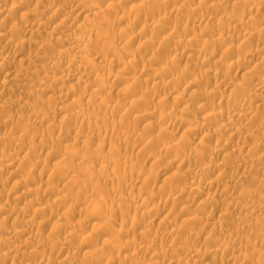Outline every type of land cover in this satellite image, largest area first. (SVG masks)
Returning <instances> with one entry per match:
<instances>
[{
  "label": "rangeland",
  "instance_id": "374dc122",
  "mask_svg": "<svg viewBox=\"0 0 264 264\" xmlns=\"http://www.w3.org/2000/svg\"><path fill=\"white\" fill-rule=\"evenodd\" d=\"M15 1H18V0H0V3L1 4H4L5 5V3H8V4H6L5 6H6V11H8L7 10V8H9L10 9V7L12 6V2H15ZM20 1V0H19ZM44 2H42V4H41V2H40V4H38L39 3V1H36V0H32V1H29V2H26L25 4L23 3L22 4V8L21 7H19V11L18 10H12L11 12L13 13H11L12 15H13V17H11L12 15L11 14H9L8 16L10 17H6V13H0V24H1V26H0V32H3V33H6V34H8L9 36H11L10 38L12 39V41H13V39L14 38H16L14 41H17V40H19V41H23L22 43H24V44H22L21 43V45L19 44L18 45V47H16V50H15V47L14 46H12L11 44H4L3 42H1L0 43V63L2 64V66L0 65V117H1V119H0V158H3V157H8V155H10V153H11V155L10 156H12V154L15 152V154H14V157H15V155L17 156L16 157V159H18V156H20V160L18 161V160H16L17 161V163H16V161H13L12 163H10V164H8V170L6 169V167L7 166H5V165H3L4 167H5V169H4V171H2L3 170V166L2 165H0V168H2V169H0L2 172H0V179H2V180H0V238H1V240H0V246H1V242L2 243H4V244H7V247H6V245H2V247H0L1 249H0V261H3V262H1L0 264H55V263H52V262H54L55 260V262H59V260L64 264V262H66V264H88V263H90V264H92V262H93V264H101V262H102V264H112V263H116V264H118L121 260V262H120V264H122L123 263V261L124 262H126L127 261V263L128 264H136V259H140V261H137V264L139 263H141V260L143 261L144 260V263L143 264H148L149 262V259H148V255L146 256V255H144L145 253H142L141 252V254H140V251H137V252H139V253H135V254H132V251H133V253L134 252H136L135 251V249L133 250V249H131V248H125V249H127L126 251H128V252H126V251H124L125 253H124V255H123V253L122 252H120L119 250H118V248H117V252H116V250L114 251H109V250H112V249H114V247L113 248H111L112 246H109V245H106V243H104V242H106V240H107V238H109L110 239V241L112 240L113 242H119L120 240H121V244L123 245L124 244V242L125 241H127L128 239V242H130V241H132L133 239H135V240H137L138 239V241L139 242H142L141 240H143V242L145 241V240H147L148 239V244H147V242L146 243H143L144 245H147V246H152V245H154L153 244V242L154 243H156L155 244V246H153V248H156L161 242L160 241H162V243L158 246L159 247V249L160 250H162L161 248H163L164 250H165V252L163 251V256L161 255V257L163 258L164 257V261H165V263L166 264H179V260H180V262H186V261H188V260H193V261H196L195 263H193V264H197V262H198V264H206V262H207V264H210L212 261H211V259L214 257V261H216L215 263H214V261H213V263H211V264H242V263H244V264H253V262L251 263L250 261L253 259H255L254 260V264H259V262L262 264H264V246L261 244V241L262 242H264L263 240H264V238L262 239V236H264V232H262V230L264 231V229H262V228H264V218H262V217H264V210L262 209V208H264V205H263V202H264V200H261L260 198H262V196L261 195H263L264 196V90L263 91H261L262 93L260 94V92H257V94H256V92H254V89L256 88V86H255V84H256V82L254 81V79H252V82H251V76H252V78H254V76H255V72L256 71H258L259 72V77H262V78H264L263 76H264V71L262 70V68L263 67H261V65H263L264 64V60H263V56H264V48H262L261 49V47H263L264 46V43H263V41H264V0H256V1H252V0H249V1H251L253 4H255V2H256V4H257V2H258V4L256 5H253L252 3V5L250 4V3H247L248 2V0H246L245 1V3H243V5L241 4L242 2H243V0H205V3H203L202 2V0H170V2H169V0H168V2H169V4H166V3H168V2H166L165 3V1L166 0H164V2H162L163 0H159L160 1V3L158 2V0L156 1V2H158V4H155L154 3V5H160L161 4V2H162V4L163 3H165L166 5H167V7H168V9H167V7H166V5L165 4H161L162 6H164L165 5V7H166V11H168V12H166V11H164L163 9H159L160 7H162L161 5H160V7L159 8H157V7H155V6H153V4L152 3H150L145 9H144V12H142L141 11V13L139 14H137V12L135 11H133V14H132V11L130 10V8L132 9L133 8V5L136 3L137 4V2L138 3H141V1L142 0H129L130 1V3H129V1L127 0H105V3L104 4H102L103 2H104V0H94V2L93 1H91V0H87L89 3H90V6H89V3L86 1V0H81V1H85L86 2V4H87V7L88 8H95L94 7V3H95V1L97 2H99V3H101V4H99V3H95V6L97 5V6H99L100 5V7H98V8H102V6H103V8L102 9H99V12H100V10H102L100 13H101V17H96V19H99L100 20V18H102V16H103V19H101V20H103V25L101 26L100 24H102V23H100L99 24V21H96V19L95 18H90V17H88V19L87 18H85V17H78V13L77 12H75V10L74 9H76V3H74V1L73 0H70V4H73V6H71L69 3H68V0H58V1H56V0H43ZM71 1H73V3L71 2ZM78 1V0H77ZM80 1V0H79ZM102 1V2H101ZM115 1H117V2H115ZM120 3H119V2ZM123 1V2H122ZM145 0H143L142 2L143 3H146V1L144 2ZM201 3H200V2ZM209 1V2H208ZM263 1V2H262ZM32 2V3H31ZM38 2V3H37ZM46 2H50V5H52V6H47V5H49L48 3H46ZM55 2V3H54ZM67 2V3H66ZM75 2H76V0H75ZM107 2V3H106ZM109 2V3H108ZM111 2H115V3H112V5L110 6V3ZM135 2V3H134ZM172 2H174V4L172 3ZM206 2H208V3H206ZM219 4H218V3ZM259 2H262V3H259ZM38 4V5H36V4ZM53 3V4H52ZM116 3H119V4H117V7L115 6L116 5ZM199 3V4H198ZM210 3H214L215 5H216V3L218 4L217 6H219V7H217V8H223V9H219L220 11H223L222 12V14H219V13H221L220 11H218L217 9L215 10V9H213L214 7L216 8V6H214V4L212 5V4H210ZM238 3V4H237ZM65 4V5H64ZM99 4V5H98ZM108 4V5H107ZM115 4V5H114ZM120 4H122V5H120ZM133 4V5H132ZM135 4V5H136ZM171 4V5H170ZM181 4H185V6H187V9L189 8V9H191V7L192 8H197V7H199L200 5V7H202V4H204V6L206 5V6H208V7H202V8H205L204 9V11H203V9H202V11H203V13H201L202 15H204L205 14V16H204V19L203 20H201L199 17H197L196 18V21H191V19H189V22H188V20H187V18H186V16H187V14H186V16H185V19L187 20H185L184 18H183V14L185 15V13H187L186 11H184V13L183 14H180V16H179V14H176V15H174V13H173V16L171 17L170 16V18L173 20H171V19H169L171 22H168L167 23V28H166V26H164V28H166L165 30H167V33H166V31L165 32H163L161 35L163 36L164 35V37H162V36H157V33H149V34H151V35H149V34H147L148 32L147 31H144L145 30V27L147 26V25H149V23L151 24L152 22H153V19H152V17L154 18V20H156V18L158 19L162 14L163 15H170L169 13H171V9H172V11H174V9L176 10V7L177 6H179V8L178 9H182L183 7H184V5H182L181 7H180V5ZM198 4V5H197ZM240 4V5H239ZM246 4V5H245ZM248 4V5H247ZM8 5V6H7ZM44 7H43V6ZM46 5V6H45ZM61 5H62V7H61ZM64 5V6H63ZM93 5V7H91ZM102 5V6H101ZM119 5V6H118ZM151 5V6H150ZM168 5H170V8H169V6ZM172 5H175V6H172ZM191 6V7H188V6ZM194 5V6H193ZM242 5V6H241ZM41 6V7H40ZM107 6L109 7H112V6H115L114 7V10L115 9H119V11L121 12V13H117V15H115V14H113V13H115V12H113L114 10H112L113 8H107ZM153 6V7H152ZM214 6V7H213ZM221 6V7H220ZM244 6V7H243ZM259 6V7H258ZM52 7V8H51ZM106 7V8H105ZM119 7V8H118ZM154 9V11H152L153 9ZM165 7H162V8H165ZM174 9H173V8ZM212 7V8H211ZM251 7V8H250ZM34 9V11H35V14H33L34 13V11H33V13H31V9ZM35 8H36V10H35ZM42 8L44 9L43 11H45V13L44 12H42ZM60 8V9H59ZM63 8V9H62ZM72 8V9H71ZM97 7H96V9H98ZM184 8H186V7H184ZM209 8H211L212 9V11H211V9L210 10H208ZM22 9V10H21ZM26 9V10H25ZM47 9H50V10H46ZM68 9V10H67ZM125 9V11L124 12H131V15L133 16H131V15H129V19H127V20H129V21H127V20H125V22H124V20H121L120 19V17L122 16V10H124ZM150 9H151V11H150ZM157 9V14H156V12H155V10ZM186 9V10H187ZM41 10V11H40ZM149 10V14L148 13H146L147 11ZM208 10V11H207ZM215 10V11H214ZM225 10V11H224ZM26 12V14H27V16H24L25 15V13L24 12ZM28 11V12H27ZM52 11V12H51ZM56 11V12H55ZM65 12V14H64V12ZM70 11V12H69ZM74 11V12H73ZM106 11V12H105ZM111 12L112 11V13H110V14H108L109 12ZM116 11V10H115ZM118 11V10H117ZM116 11V12H117ZM118 11V12H119ZM158 11H163L162 13L160 12H158ZM212 12V13H209V12ZM216 11H218V13H215ZM31 14H30V13ZM40 12H42V14L40 13ZM46 12H48V13H46ZM54 12L56 13L55 15H54ZM59 12H60V14H59ZM67 12V13H66ZM75 14V16H74V14ZM154 13L155 12V14H150V13ZM165 12V13H164ZM225 12V13H224ZM229 12V13H228ZM10 13V12H9ZM24 13V14H23ZM38 13H39V16L37 17V15H38ZM53 13V14H52ZM68 13H72V15L74 16V18H73V16L72 15H70V14H68ZM167 13V14H166ZM226 15H228V16H230L231 14L230 13H232V15H234L233 13H235L236 14V16L237 15H241L242 16V20H241V23L243 24L244 22L243 21H245L246 23H244V26L240 23V25H242V26H239L238 27V25L239 24H232V23H229V21H226V18L228 17V16H225L224 14ZM7 14H8V12H7ZM23 14V15H22ZM29 14H30V16H29ZM37 14V15H36ZM42 16H41V15ZM51 14H52V16H51ZM103 14H105V16L103 15ZM136 16H135V15ZM142 14V15H141ZM206 14L209 16V17H207L206 16ZM211 14V15H210ZM215 14V15H214ZM216 14H218L217 16H216ZM60 15V16H59ZM67 15H68V17H67ZM70 15V16H69ZM76 15H77V17H76ZM141 15V16H140ZM149 15H151L150 17H149ZM160 15V16H159ZM172 15V14H171ZM221 15V16H220ZM244 15V16H243ZM14 16H15V18H14ZM23 18H22V17ZM35 16V17H34ZM49 16V17H48ZM64 16L67 18V19H65L64 18ZM72 16V17H71ZM116 16H119V17H116ZM130 16H131V18H130ZM135 16V17H134ZM144 16V17H143ZM176 16V17H175ZM222 16H223V18H222ZM225 16V17H224ZM6 17V18H5ZM25 17V18H24ZM26 17H27V19H26ZM41 17V18H40ZM116 17V19L117 20H113V18H115ZM141 18V19H138V18ZM148 17V19H146ZM169 17V16H168ZM180 19H179V18ZM205 17H207L206 19H208V20H206L205 19ZM212 17H213V20H212ZM215 17V18H214ZM220 17V18H219ZM3 18L4 19H9L10 20V24H12V25H6V26H4L5 24H2V23H4V21L5 20H3ZM28 18H29V20H30V22L28 21ZM34 18H36V19H34ZM37 18H39V19H37ZM75 18H80L81 20H75ZM92 19V20H90V19ZM110 18H111V22H110ZM133 18H134V20H133ZM145 18V19H144ZM183 20H182V19ZM225 18V19H224ZM240 18V17H239ZM243 18H244V20H243ZM12 19V20H11ZM24 19V20H23ZM94 19H95V22L94 23H96V24H94L93 23V21H94ZM105 19L107 20V21H105ZM118 19H120V20H118ZM200 19V20H199ZM210 19V20H209ZM250 19V20H249ZM3 20V21H2ZM27 20V21H26ZM34 20V21H33ZM70 20V21H69ZM73 20H75L76 22H77V24H82L83 22H84V26H85V22H86V24L88 25V27H89V29H90V21H92V25H95L94 27L96 28V27H104V28H106V30L104 29V28H100L101 30H104V31H101L100 33H103V36L105 37L106 36V32H107V35L108 36H106L105 38L104 37H101V35H100V39H98L99 37H94L92 40H93V42H92V40H91V44L92 45H90V47H93V46H95V45H93V43L94 44H96L97 42H101V44L100 43H97V45L99 46H96L97 48H99V49H96V48H90L89 46H88V48H86L85 50L86 51H84L86 54L87 53H91L92 52V54L95 52V56L98 54V51H100V53H99V55H97L96 57H94V55H93V58L92 59H97L98 61L100 60V58H102V60H100V62H102V63H104V61H106V59H108L109 60V62H107V64H106V62L104 63L106 66H105V68H104V66L103 65H101V66H103V69H101L102 67L99 65V63H98V61L97 60H95V61H97L95 64L93 63V65H94V67H93V65H92V67L91 66H89V67H91V68H94V69H92L91 70V68L89 69V68H87V71H90L91 70V72H95V70H96V72H97V70H98V68L99 67H101V68H99V70H98V72L97 73H99V71H101L99 74H102V72H103V74L104 75H102V78H104L105 77V79H107L111 74L113 75V73H114V75H115V72L116 71H118V72H116V74L117 73H119V70L120 69H122L121 67H119V66H121V65H117V64H113L112 63V60L114 59H112L111 57H112V55H110V51H108V49H105V48H109V46L108 45H111V43H110V40H113V38H114V40H113V42H115L116 44H118V42L120 41V39H119V41H118V39H116L117 38V36H116V34L118 35V37H119V35H121V34H118V33H120L121 32V28L122 29H124L125 31L124 32H121V33H123L122 34V36L121 37H124V39H121V40H125V41H127V38H128V40H129V43H126V45H127V47L128 48H130V49H127V47H126V50H128V52H129V50H131L129 53H128V57H129V54L130 53H132V50L134 51V55H132V56H130L128 59H130V60H134V59H136V61H137V64H136V67H137V69H135V70H137V71H135L134 70V68L135 67H132V68H130V67H126L127 68V70L129 71L130 69L132 70V71H135L136 73H135V75H137V77H139V78H141L143 81L141 82V81H139L138 83H139V85H137L138 83H137V81H136V83H135V89H134V93L133 94H135V98L137 97V95L139 94V95H142V93H143V95L142 96H139L138 95V97L140 98V99H143L145 102H143L142 100L139 102V103H137L136 104V107H135V105L134 106H132L133 104H131V102L134 100L133 98H134V96H132V97H127V98H125V96H123L124 98H122V94H119L120 92H119V88H120V84H121V79L119 78L118 79V77H116V76H114V77H116V78H113V77H109V80H105V79H102V78H100V79H98V78H96V79H98V81L100 80V82L98 83L96 80H95V78H93V77H89V78H91V79H87L86 81H82V79H80V78H77V68L76 67H72V69H73V71L71 72V73H73L74 74V76H76V77H74L73 76V74H71L69 71H71V69L70 68H67V67H69L68 66V61H69V58H71V56H67V59L65 58V55H62L63 53H61V51L62 50H65V49H62V48H72L73 46H74V43H72L71 41H68V39L67 40H64L63 41V36L62 35H58V34H56L57 32L54 30V29H56L59 25L61 26V28L63 27H65L66 25H68V27H71L72 26V24L70 25V23H74L73 22ZM83 20V21H82ZM151 20V21H150ZM197 20H199V21H197ZM212 20V21H211ZM215 20V21H214ZM221 20V21H220ZM26 21V22H25ZM43 23H42V22ZM89 21V22H88ZM120 21V22H119ZM123 21V22H122ZM127 21V22H126ZM137 21H138V23H137ZM145 21V22H144ZM182 21V22H181ZM205 21H206V23H205ZM211 21V22H210ZM223 21L225 22L226 21V23L228 22V24H226V23H224V25L226 24V26H224L223 25ZM249 21H250V23H249ZM12 22V23H11ZM15 22V23H14ZM36 22V23H35ZM61 22H62V24H61ZM67 22V23H66ZM79 22V23H78ZM88 22V23H87ZM98 22V23H97ZM107 22V23H106ZM110 24H112V25H109V23ZM134 22V23H133ZM136 22V23H135ZM188 22V25L186 24ZM191 22V23H190ZM193 22V23H192ZM200 22H201V24H200ZM217 23V24H211V23ZM222 22V23H221ZM13 23H14V26H16L17 27V24H18V29L16 28V27H14L13 26ZM25 25H27V26H29V27H31V26H35V25H37V24H39L38 26H35V29H36V31L34 32V33H31V32H29V31H24V30H21L20 28H19V26H21V25H23V24ZM29 23V24H28ZM119 23V24H118ZM139 23H140V25H139ZM177 23H179V24H177ZM182 25H181V24ZM190 23V24H189ZM196 23H197V26H195L196 25ZM210 23V24H209ZM219 23H221V28H223V27H226V28H223L222 29V31H224V32H220V31H214L215 29L213 28V26H215V25H218ZM249 23V24H248ZM33 24V25H32ZM98 24V25H97ZM124 24V25H123ZM142 24V25H141ZM168 24H170V25H168ZM187 25V27H186V25ZM194 24V25H193ZM200 24V25H199ZM230 24H232V25H230ZM257 25V28H259V30H257V28H255L256 26H254V25ZM53 25V26H52ZM58 25V26H57ZM64 25V26H63ZM97 25V26H96ZM115 25V26H114ZM119 25V26H118ZM139 25V26H138ZM164 25H166V23L164 24ZM177 25H179V26H177ZM193 26V28H192V26ZM203 25H204V27H203ZM210 25H212V28H208ZM245 25H247V26H245ZM248 25H250V27L248 26ZM251 25H252V27H251ZM3 26V27H2ZM9 26H10V28H9ZM13 26V27H12ZM33 26V27H34ZM52 26V27H51ZM57 26V27H56ZM60 26L58 27V28H60ZM113 26H114V28H113ZM136 26H138V27H136ZM175 26H177V27H179L180 29H182L183 28V31H180L181 33H182V36H181V33L180 32H178V34H180L179 36H177V39H175L176 38V36L175 35H171V34H176V35H178L177 33H172V31L171 30H173L172 28H174ZM185 26V27H184ZM191 26V27H190ZM227 26H231L230 28L229 27H227ZM55 27V28H54ZM67 26H66V28H68ZM124 27V28H123ZM127 27H129V28H127ZM190 27V28H189ZM195 27V28H194ZM203 27V28H202ZM211 27V26H210ZM233 27V28H232ZM235 27H237V28H235ZM254 27V29H255V31H258V32H255V31H253L252 32V30L250 31V33H249V35H248V39L247 38H245L244 40L245 41H243V39L241 40L240 38H239V34H237V33H234V31H236L235 29H237V32H239L238 30H241V32L243 33V30L244 29H246V31H245V33L246 32H248L249 30H250V28L252 29ZM260 27H262V28H260ZM14 28V29H13ZM16 28V29H15ZM92 28H93V26H91V30H92ZM113 28V29H112ZM141 28H143V30L141 29ZM169 28V29H168ZM171 28V29H170ZM185 28V29H184ZM187 28V29H186ZM197 28V29H196ZM200 28H201V30H200ZM229 28V29H228ZM235 28V29H234ZM248 28H249V30H248ZM11 29H12V31H11ZM88 29V28H87ZM86 29V26H85V31L87 30ZM204 29H206V30H204ZM211 29V30H210ZM224 29H226V30H224ZM227 29L228 30H232L230 33L227 31ZM234 29V30H233ZM184 30H185V34L187 33V31H188V33H190V34H184ZM248 30V31H247ZM260 30H261V32H260ZM7 31H9V32H7ZM22 31V32H21ZM50 31V32H49ZM55 31V32H54ZM85 31L83 30V32L85 33ZM97 32L99 31V30H96ZM113 31H114V34H113ZM117 31V32H116ZM119 31V32H118ZM126 31H127V33H126ZM191 31V32H190ZM193 31V32H192ZM195 31L197 32V33H195ZM209 31V32H208ZM212 31V32H211ZM225 31H227L226 33H225ZM79 30H77V31H75V33H77V34H79L77 37H80L81 36V34L83 35L84 33H82V31H81V33L79 32ZM116 32V33H115ZM147 32V33H146ZM203 32V35H205V38L207 37V42L209 41V39H214V37L215 36H219L220 37V35L222 36V37H220V38H222V39H225L226 41H222L223 42V44H221L222 45V47L219 45V47H218V45H217V40H218V36L217 37H215V39L214 40H210L208 43H210V45H207V47H206V44H208V43H206L205 44V46L203 45V44H199L198 46L199 47H196L195 45L197 44H195L194 43V41L192 42V44H195L194 46L198 49V52H199V54L197 55L196 54V52H197V50L196 51H191V49L189 48V50L187 49V48H184L185 46H184V43H186V41L188 40V39H190V38H188V37H191V39H193L192 37H194L195 38V35H193L192 36V34H201ZM251 32H252V34H251ZM86 33H87V31H86ZM165 33V34H164ZM205 33V34H204ZM231 33H232V35H231ZM53 34H54V36H53ZM127 34H129V36H131L132 38H130ZM171 35V37L173 36H175L173 39H174V41L175 40H177L178 42H179V44H177L176 43V46H174L175 44V42L173 43V42H170L171 44H172V46H174V47H172V49H171V47H169V49H170V51H171V54L169 55V53H170V51L169 50H167V48H168V46H166V44L165 43H168L171 39L170 38H168V37H170L169 35ZM198 34V35H199ZM215 34V35H214ZM229 34V35H228ZM75 35V34H74ZM116 36V38H115V36ZM125 35V36H124ZM185 35V36H184ZM188 35V36H187ZM224 35H226V37H224ZM230 35L232 36V37H230ZM58 36H60V37H63L61 40L62 41H60L59 39V37ZM76 36V35H75ZM74 36V37H75ZM127 36V38H125ZM166 36H168V37H166ZM214 36V37H213ZM228 36V37H227ZM251 36V37H250ZM50 37H52V38H50ZM55 37L57 38H59V39H55ZM150 37H155V38H151L150 39ZM179 37V38H178ZM180 37H182V38H180ZM184 37V38H183ZM230 37V38H229ZM250 37V38H249ZM132 39V40H130V39ZM169 40H168V39ZM204 38V40H206ZM209 38V39H208ZM26 39V40H25ZM52 39V40H51ZM55 39V40H54ZM65 39V38H64ZM74 39H76L77 40V38L75 37ZM73 39V40H74ZM96 39V40H95ZM148 39H150V41L152 42H150V44L149 45H146L147 43H149L148 42ZM164 40V42L165 43H163V40ZM166 39L168 40V42L166 41ZM178 39H180V40H178ZM187 39V40H186ZM250 39V40H249ZM25 40V41H24ZM54 40V41H53ZM59 40V42H56V41H58ZM94 40L96 41V43L94 42ZM98 40H100V41H98ZM140 40V41H139ZM142 40L143 41H146V44H144L145 42H142ZM162 40V41H161ZM182 40V42H183V44L180 42ZM184 40H186V41H184ZM27 41V42H26ZM53 41V42H52ZM123 41H121V42H123ZM228 41V42H227ZM242 41V42H241ZM61 42H63V43H65V44H67V46L65 45V44H63V47H62V43ZM70 42V43H69ZM112 42V41H111ZM121 42H119L120 44H118V45H120V47L124 44V43H121ZM247 42H250V44L248 45L247 44ZM33 43V44H32ZM39 43V44H38ZM46 43V44H45ZM58 45H57V44ZM60 43V44H59ZM110 43V44H109ZM115 43H112L113 45L112 46H118V45H116ZM38 44V45H37ZM50 44V45H49ZM70 44H72V45H70ZM107 44V45H106ZM139 44H140V46H139ZM142 44H144V46L146 45V47H143L142 46ZM163 44H165V45H163ZM174 44V45H173ZM182 44V46H183V48L181 49V47H178V46H180ZM213 44V45H212ZM4 45V46H3ZM5 45H6V47H5ZM52 46L53 45V47H49L48 48V46ZM60 45V46H59ZM65 45V46H64ZM106 45V46H105ZM178 45V46H177ZM201 45H202V47H201ZM229 45V46H228ZM260 45V46H259ZM261 45H263V46H261ZM10 46V47H9ZM11 46H12V48H11ZM21 46V47H20ZM24 46H25V50H24ZM35 46V47H34ZM40 46V47H39ZM55 46V47H54ZM69 46V47H68ZM71 46V47H70ZM101 46V47H100ZM111 46V47H112ZM132 46V47H131ZM139 46V48H137ZM148 46V47H147ZM163 46H164V48H163ZM165 46L167 47L166 49H165ZM169 46H171L170 44H169ZM209 46V47H208ZM211 46V47H210ZM213 46V47H212ZM238 46V47H237ZM5 47V48H4ZM10 48L9 50H7L8 48ZM28 47V48H27ZM35 49H34V48ZM43 47V48H42ZM57 47V48H56ZM60 47V51L58 50V48ZM175 47H178V48H175ZM194 47V48H195ZM218 47V48H217ZM226 47V48H225ZM242 47H243V49H242ZM14 48V49H13ZM18 48H20V49H18ZM39 48H41V49H39ZM45 48V49H44ZM54 48V49H53ZM89 48H90V50H89ZM102 48V49H101ZM138 50H136V49ZM195 48V49H196ZM202 48V49H201ZM213 48V49H212ZM214 48H216V49H214ZM232 48V49H231ZM43 49H44V51H43ZM47 49V50H46ZM51 49V51H49ZM93 51H92V50ZM101 49V50H100ZM147 49V50H146ZM165 49V50H164ZM174 49V50H173ZM176 49H181L180 51L179 50H176ZM185 49V50H184ZM218 49V50H217ZM225 49V50H224ZM226 49H228L227 50V52H226ZM244 49H245V54H244ZM248 50V52H249V54L251 53V54H254V56H252V57H248V58H246V54H248V52H247V50ZM253 49V50H252ZM258 49H261V52H260V54H259V50ZM10 50H12L13 52H17V54L18 55H15V54H13V55H15L16 56V59H15V56L13 57V55L12 56H10L11 55V52H9ZM15 50V51H14ZM19 50H21V52L19 51ZM22 50L23 51H25V53L24 52H22ZM39 50H40V52L41 51H43V52H39ZM172 50H173V52L174 51H177V53L179 54V53H182V52H184V53H186L185 51H187L188 50V52H190L191 51V53L195 56V57H193L196 61H194L193 60V58H191V57H189L188 55H178V54H175V53H173L172 52ZM211 50V51H210ZM232 50H233V52H232ZM58 51V52H57ZM87 51H91V52H87ZM97 51V52H96ZM107 51V52H106ZM202 51V52H201ZM206 51V52H205ZM219 51V52H218ZM224 53H223V52ZM255 51V52H254ZM8 52L10 53V54H8ZM20 52V53H19ZM44 52H46L45 54H44ZM49 52H51V54L49 53ZM63 52V51H62ZM83 52V53H84ZM197 52V53H198ZM204 52V53H203ZM225 52H226V55H225ZM247 52V53H246ZM53 53H55L54 55H53ZM61 53V54H60ZM84 53V54H85ZM138 53V54H137ZM184 53H182V54H184ZM190 53V55L192 56V54ZM200 53H202L203 54V59L204 58H206L205 59V61H203V59H202V57H201V54ZM206 53V54H205ZM9 56H8V55ZM40 54V55H39ZM57 54L58 55H62V56H64L63 58L61 57V58H59V60L57 59L58 57H57ZM108 55V57H105V55ZM210 54H212V55H210ZM234 54V55H233ZM255 54H256V56H255ZM36 55V56H35ZM53 55V56H52ZM56 55V56H55ZM89 55V54H88ZM106 55V56H107ZM131 55V54H130ZM174 55V56H173ZM175 55H177V57L175 56ZM200 58V59H202V60H198L197 58V56ZM207 56V57H205V56ZM225 55V56H224ZM228 55H230V56H233V57H230V59L229 60H227L228 58H229V56ZM263 55V56H262ZM43 56V57H42ZM54 58H52V57ZM86 56V55H85ZM98 56H102V57H99V59H98ZM110 56V57H109ZM134 56V57H133ZM137 58H136V57ZM139 56V57H138ZM144 58H142V57ZM155 57V59H154V57ZM171 56H173L174 57V59H175V57L176 58H178V62H177V66L176 65H174V66H176L175 68H177V69H179V70H177L176 69V71L175 72H178V74H181V72L182 71H184V73L186 72V74H184V75H186V77L187 78H185L184 77V75H183V78L185 79V81H184V79L182 78L181 79V81L182 82H179V80H175L176 78L175 77H179L180 75H176L175 74V72H174V70H175V68H174V66H172L168 71L170 72V73H172V71L174 72V75H173V73L171 74V75H173L172 77H174V78H171V75H170V73L168 72V74H169V76H168V74L166 73V75L164 74V73H161V74H157L156 73V71H155V69L156 68H158V66H159V68L160 67H162L161 65H162V63L164 62L165 64H166V62H168V61H170L171 60ZM179 56H180V59H179ZM188 56V57H187ZM238 56H239V58H238ZM243 56V57H242ZM42 57V58H41ZM57 57V58H56ZM86 57H88V56H86ZM90 57V56H89ZM88 57V58H89ZM91 57H92V55H91ZM90 57V58H91ZM104 57V58H103ZM152 57H153V59H152ZM169 57H170V59H169ZM247 59V61L245 60V58ZM20 58H22V60L20 59ZM29 58H31L30 59V62H29ZM50 58H52L53 59V61L56 59L58 62H56V60H55V62L56 63H58V64H60L59 66H58V64L56 65V63L55 62H53V61H51L52 59H50ZM106 58V59H105ZM138 58H139V60H138ZM209 58V59H208ZM217 58H219V59H217ZM222 58V59H221ZM226 58V60H224L225 62H224V64L223 63H221V62H219V60H223V59H225ZM237 58V59H236ZM240 58H242V60L244 61H246V62H248V64H245L246 62L244 61H242V60H240ZM244 58V59H243ZM26 59V60H25ZM28 59V60H27ZM38 59V60H37ZM49 59H50V61H49ZM60 59H62L61 61H60ZM141 59H143V60H145L144 62H145V66H143L142 65V63H143V61L141 60ZM217 59V60H216ZM248 59H251L250 60V62L248 61ZM3 60V61H2ZM107 60V61H108ZM162 60V61H161ZM198 60V61H197ZM231 60V63L230 62H228V61H230ZM239 60V61H238ZM262 61V63H260V61ZM5 61H7V64H6V62ZM28 63H26V62ZM66 64H64L63 62ZM139 61H141V62H139ZM194 61V62H193ZM217 61V62H216ZM226 61L228 62V66H227V64H226ZM235 61L236 62H238L239 63V65L242 67V69H241V67H240V69H237V68H231V64H235L236 65V63H235ZM3 62V63H2ZM9 62V63H8ZM21 62V63H20ZM25 62V63H24ZM49 62H50V64H49ZM54 63V65H52L53 63ZM61 62H62V65H61ZM180 62V63H179ZM203 62V63H202ZM240 62H243V64L242 63H240ZM256 62H259L258 64L256 63ZM35 63V64H34ZM80 62H78V64H79ZM109 63V64H108ZM163 63V64H164ZM179 63V64H178ZM193 63H195V64H193ZM200 63V64H199ZM237 63V64H238ZM32 66H31V65ZM48 64V65H47ZM113 64V65H112ZM143 67H139L140 65ZM144 64V63H143ZM199 64V65H198ZM233 64V65H234ZM261 64V65H260ZM5 65V66H4ZM52 65V66H51ZM95 65H96V67H95ZM99 65V66H98ZM112 65V66H111ZM114 65H116V66H114ZM138 65V66H137ZM147 65V66H146ZM193 65H196L195 67L193 66ZM226 65V67H224V66ZM254 65H255V67H254ZM5 67V68H2V67ZM7 66V67H6ZM30 68H29V67ZM47 66H49V67H47ZM64 66V67H63ZM110 66H111V69H109L110 68ZM125 66V65H124ZM123 65H122V67H124ZM165 66V65H164ZM163 66V67H164ZM230 66V67H229ZM237 66V65H236ZM260 66V67H259ZM42 67V68H41ZM45 67V68H44ZM59 68V70H58V68ZM119 67V68H118ZM146 67V68H145ZM184 67H188V69L186 70V68H184ZM196 67H197V69H196ZM229 67V68H228ZM76 68V69H75ZM96 68V69H95ZM107 68H108V70H111L110 71V73L111 74H109V71L107 70ZM117 68V69H116ZM126 68H123V69H126ZM138 68L140 69V70H138ZM147 68H149V69H147ZM174 68V69H173ZM182 68H183V70H182ZM212 70L211 72L212 73H210L208 70ZM231 68V69H230ZM250 69V71L252 70V72H250L249 71V69ZM254 68H255V71H254ZM3 69V70H2ZM28 69V70H27ZM31 69H32V71H31ZM43 69H46V70H43ZM60 69H63V70H60ZM68 69V70H67ZM89 69V70H88ZM122 69V70H123ZM147 69V70H146ZM173 69V70H172ZM180 69L182 70L181 72H180ZM195 69V70H194ZM201 69V70H200ZM216 69V70H215ZM218 69V70H217ZM227 70V74H226V71L225 70ZM237 69V70H236ZM264 69V68H263ZM33 70H34V72H33ZM37 70H39V71H37ZM48 70V71H47ZM67 70V71H66ZM75 70V71H74ZM105 70H106V72L109 74V76H107L106 74V72H105ZM129 71V72H131L132 73V71ZM145 70V71H144ZM198 70V71H197ZM203 70H204V72H203ZM42 71V72H41ZM44 71H46V73L44 74ZM60 71V72H59ZM121 71V70H120ZM127 71V73H128V76H133L132 78H134V76L135 75H133V74H131V73H129ZM192 71V72H191ZM194 71V72H193ZM207 73H206V72ZM218 72V74H219V72H220V75L221 74H223V75H221L222 76V78H221V76H219L218 77V79H216V77H215V75L213 74L214 72ZM223 71V72H222ZM239 71V72H238ZM247 71H249V73H252L251 75L249 74L248 75V77H246L245 75H243V74H245V72H247ZM48 72V73H47ZM66 72H69V75L70 76H68V74L66 73ZM76 72V73H75ZM192 74H191V73ZM225 72V73H224ZM231 72V73H230ZM25 73V75H23ZM43 73V74H42ZM57 73V74H56ZM142 73V74H141ZM188 73H190V74H188ZM194 73H196V75L197 76H199L198 77V79L199 78H201L202 77V79H199L198 80V84H197V86H190V85H188V84H190V82H191V79H192V77H194V76H196ZM230 73V74H229ZM261 73V74H260ZM18 74V75H17ZM27 74V75H26ZM49 74V75H48ZM54 74V75H53ZM64 74H66V76L64 75ZM130 74V75H129ZM143 75V76H141V75ZM155 74V75H154ZM208 74H209V76H208ZM212 74V75H211ZM226 75V77H228L229 76V78H225L224 76ZM256 74H258L257 72H256ZM23 75V76H22ZM57 75V76H56ZM111 75V76H112ZM153 75V76H152ZM189 75L191 76V77H189ZM194 75V76H193ZM200 75H202V76H200ZM211 75V76H210ZM228 75V76H227ZM243 75V76H242ZM261 75V76H260ZM17 76V77H16ZM21 76V77H20ZM28 76V77H27ZM61 76H64V77H61ZM128 76H127V78H128ZM141 76V77H140ZM151 78V80H150V78ZM45 77H47V78H45ZM50 79H49V78ZM59 77L61 78V79H63V78H68V79H63L65 82H66V87H64V88H66V89H64L62 86H65V82L64 81H62V80H59ZM125 77H126V75H125ZM131 77H129L130 79H131ZM136 77V76H135ZM145 77H146V79H148L149 78V80H147V81H149V82H147V81H145L146 79H145ZM246 77V78H248L247 80H245L244 78ZM255 77H257V75L255 76ZM9 80H8V79ZM13 78H14V80H16V81H14L13 80ZM25 80H23V79ZM55 78H57V81L55 80ZM70 78V79H69ZM126 78V79H127ZM224 78V79H223ZM244 80H243V79ZM250 78V79H249ZM12 79V80H11ZM18 79V80H17ZM46 79H48V80H46ZM51 79H53V80H51ZM78 79H80V81L78 80ZM102 79V80H101ZM115 79V80H114ZM117 79V80H116ZM173 79H174V87H175V89L172 87V89H171V91H170V89H168L169 91H167L166 89L164 90V89H161L160 91L158 90L159 88H158V82L159 83H162V81H163V84L164 83H166V81L168 82V80H171L170 82H173ZM219 79H221V81L219 82ZM225 79H227V80H225ZM7 80V81H6ZM23 80V81H22ZM35 80V81H34ZM59 80V81H58ZM68 80V81H67ZM89 80V82H87ZM90 80H91V82H90ZM93 80H95V82H97L98 84H100V85H102V87L106 84V89L105 88H101V86L100 85H98L97 86V83H93L92 81ZM152 80H153V82H152ZM165 80V81H164ZM222 80H225V81H222ZM6 81V82H5ZM11 81V82H10ZM15 82V84L13 83V82ZM18 81H20V82H18ZM44 81V82H43ZM53 81V82H52ZM57 83H56V82ZM60 81L62 82V83H60ZM77 81V82H76ZM80 83H79V82ZM101 81H103L104 82V85H103V82H101ZM107 81H110L109 83L112 85V84H114V86L112 87L111 85L110 86H108L107 87V84H109L108 82L106 83ZM131 81V83H132V79L130 80ZM158 81V82H157ZM175 81H177V83L175 82ZM202 81H204V82H202ZM249 81V82H248ZM253 81H254V83H253ZM8 82H10L9 84H8ZM22 82V83H21ZM87 83V88H85V86H86V83ZM120 82V83H119ZM141 82V83H140ZM147 82V83H146ZM220 83V85H219V83ZM251 82V83H250ZM34 83H35V85H34ZM42 85H41V84ZM49 83V84H48ZM54 83V84H53ZM68 83V84H67ZM77 85H76V84ZM81 84V87H78V86H80L79 84ZM92 83V85H90ZM102 83V84H101ZM207 83V84H206ZM222 83V84H221ZM226 84V85H223V84ZM229 85H228V84ZM251 85H250V84ZM7 84V85H6ZM45 84V86L43 87V85ZM47 84V85H46ZM60 84H64V85H60ZM71 84H73L72 86H74L73 87V89H72V91H73V93H72V91H70L67 87L69 86V85H71ZM75 84V85H74ZM89 84V85H88ZM148 86H147V85ZM154 84V85H153ZM177 84V85H176ZM205 84V85H204ZM234 84V85H233ZM236 84H241L240 85V87L242 86V84L244 85V87H246L247 89H249V91L248 90H246V91H248V92H250V94H249V96L250 97H248L247 96V92L245 91V89L246 88H244L243 86L241 87V89H240V87L238 86H236ZM2 85V86H1ZM25 85V86H24ZM32 85V86H31ZM38 85V86H37ZM39 85H41L40 87H39ZM93 85H95L94 87H92ZM152 85V86H151ZM206 85H208V87L206 86ZM250 85V86H249ZM253 85V86H252ZM47 86V87H46ZM92 88H91V87ZM100 86V87H99ZM116 86V87H115ZM145 88H144V87ZM147 86V87H146ZM154 86H157L156 88L154 87ZM216 86V87H215ZM233 86H235V87H233ZM42 87L45 89V90H48V91H45L44 93H43V91H44V89H43V91H42ZM75 87H76V91L74 90L75 89ZM97 87V88H96ZM140 87V88H139ZM151 87H153V89L151 88ZM204 87V88H203ZM206 87V88H205ZM213 87H215V88H213ZM231 87H232V89L233 88H235L234 90H236V91H231L232 89H231ZM37 88H39L38 90H37ZM60 88V89H59ZM62 88V89H61ZM78 88V89H77ZM81 88V89H80ZM84 88H85V90H84ZM102 90H101V89ZM112 88V89H111ZM150 88H151V90H150ZM176 88H178V89H176ZM181 88V89H180ZM200 88H202V90H204V91H208L209 90V92L210 91H212V89H215L216 90V88L218 89V90H216V92H219V94H220V92H222L221 94L224 96V98H225V101H224V99L223 98H221V97H223L222 95L221 96H219L218 95V93H217V95L219 96H217L216 95V98H215V95H209V96H207V99L206 98H204L203 99V101L201 100L200 102L201 103H203V104H205L206 105V109H211V110H216V109H218L219 111L221 110H224L226 107L227 108H229V107H231L232 105H233V103L236 101V103H242L244 100H245V102H246V99L248 98V99H250V98H253V100L255 101V102H253V101H251V105L253 106V104H254V106H253V108H254V113L253 114H251V117H249V118H247V119H245V116H243V117H238V116H236L235 118V121H233L234 123H233V125H232V127L231 128H233L234 127V125H235V123H236V125L237 126H243V129H244V131L246 130V129H248V131L246 132H244L243 133V135H239V136H237V135H231V128H227V129H225V130H223V132L221 131L219 134L218 133H215V132H213L212 130L211 131H207V132H205V133H200V134H197V135H195V134H188V135H190V139L188 138V135L186 136V133L184 132L185 130V128H187L188 126L186 125V123H179V124H177V126L175 127V125L173 126V129L170 127V125H172L175 121L174 120H166V119H164L162 116L163 115H165L167 112H169V110L170 109H174V110H180V109H182V108H185V107H188L189 105V107L186 109V112H187V114H185L186 115V118L187 119H189V120H191V122H192V119H193V117L195 116V114H196V116H195V120H194V122H195V124H197V126L199 125L198 123L199 122H202L203 124L205 123V125H206V127H209L210 126V129L212 128L213 130L215 129V128H217L218 126H219V124H221V123H223L224 121H225V119L224 118H227L226 116H227V114H225L224 113V115L222 114L220 117H219V115H217V116H214V119H212V120H210L209 122L208 121H201L202 120V116H203V113H201L200 111H199V109H197V106H198V104L197 103H195V102H199L198 100H200L199 98H198V92H200V91H202ZM209 88V89H208ZM251 88V89H250ZM21 89V90H20ZM64 89V90H63ZM82 91V90H84V91H82V93L80 92V90ZM88 91H90V92H88ZM95 89V90H94ZM143 89V90H142ZM186 89V91H184ZM238 89H240V92H241V90L242 89H244V90H242V94L240 93V96H239V90ZM26 90H30V92L29 91H27V92H29V93H26ZM35 90V91H34ZM38 92H40V93H38ZM65 90H68V92L70 91V94L68 95L67 94V92L65 91ZM149 91L150 92V94H149V96L148 97H146V96H144V94L146 93V91ZM154 90V91H153ZM156 90H158V91H156ZM177 90V91H176ZM193 90H194V92H193ZM251 90V91H250ZM253 90V91H252ZM22 91V92H21ZM33 91H34V93L35 94H33L32 95V93H33ZM42 91V92H41ZM52 91V92H51ZM61 91H63V93L61 92ZM64 91L66 92V93H64ZM86 91L88 92V93H86ZM93 91H95L94 92V94L93 93H91V92H93ZM99 91H100V93H99ZM118 91V92H117ZM140 91H141V93H140ZM148 91H147V94H148ZM174 91V92H173ZM179 91V92H178ZM180 91H182V92H180ZM191 91L195 94H190L191 93ZM214 91V90H213ZM229 91V92H228ZM232 93H231V92ZM57 92V93H56ZM83 92L84 93H86V97H84V99L82 100V98H83ZM152 92V93H151ZM153 92H154V94H153ZM161 92V93H160ZM163 92V93H162ZM254 92V93H253ZM26 93V94H25ZM36 93H37V95H36ZM74 93H76V94H74ZM118 93V94H117ZM167 94L166 96H165V94ZM172 94V95H170V94ZM177 93H181V95L184 97V99H181V100H176L173 96H174V94H177ZM185 93V94H184ZM226 93V94H225ZM238 93V94H237ZM246 93V94H245ZM259 93V94H258ZM29 94H31L30 96H28ZM42 94V95H41ZM62 94V96H63V98H62V100L60 99V97L61 96H58V95H61ZM64 94V95H63ZM77 97L78 96V99H81L80 101H82V102H84V103H82V102H80L79 100H77L76 98H75V96ZM79 94H81V95H79ZM93 94V95H92ZM100 94V95H99ZM101 94H103V95H101ZM151 94H153L154 96L156 95L157 96V94H158V96H157V98H156V96L154 97V96H152ZM190 96H189V95ZM245 94V96H247V98L245 97V96H243ZM253 94H255V96H253ZM41 95V96H40ZM50 95V96H49ZM66 95H68V96H66ZM92 98V96H94V95H96V96H94L92 99L89 97V96ZM110 95V96H109ZM163 96L164 95V97H167V102H159L158 100L161 98L160 96ZM170 95V96H169ZM226 95H227V99H226ZM229 95H231V96H229ZM256 95H259V96H257V98H256ZM53 96V97H52ZM59 98H58V97ZM66 96V97H65ZM79 96H80V98H79ZM144 96V97H143ZM212 98H211V97ZM242 96L243 97H245L246 99H241L242 98ZM33 97H35V98H33ZM58 98V101H57V98ZM98 97V98H97ZM112 97V98H111ZM113 97H116V98H114L113 99ZM118 97V98H117ZM145 97H146V99H145ZM153 97V98H152ZM158 97H160V98H158ZM170 97V98H169ZM197 97V98H196ZM218 97V98H217ZM41 98V99H40ZM51 98H52V102H51ZM55 98V99H54ZM89 98V100L91 99V101L92 100H96L95 102L93 101V105L94 104H96L97 106H95V107H93L94 109H92L91 107H90V105H92V104H90V103H88L87 101H89V100H87ZM109 98H110V100H109ZM122 98V99H121ZM128 98H131V102H130V99H128ZM152 98V99H151ZM235 100H234V99ZM24 99V100H23ZM26 99V100H25ZM47 99V100H46ZM64 99V100H63ZM72 99H74V102L72 103V105L74 104V103H76L75 105H77L78 106V104L80 105V104H83L81 107H79L78 109H77V106H76V108H75V106L73 107V108H71V106L72 105H67V104H69V103H71V101H73ZM75 99H76V102H75ZM105 99H107V100H105ZM126 99V100H125ZM139 99V100H140ZM150 101H149V100ZM173 99H175V100H173ZM247 99V102H249V100ZM53 100H54V102H53ZM55 100H56V102H55ZM63 101V102H61V101ZM85 100V101H84ZM101 100V101H100ZM112 100V101H111ZM115 100V101H114ZM118 100V101H117ZM136 100H137V98H136ZM169 100V101H168ZM173 100V101H172ZM206 100H208V102L206 101ZM211 100V101H210ZM221 100H223V101H221ZM231 100V101H230ZM239 102H238V101ZM243 100V101H242ZM79 101V103L77 104V102ZM91 101H89V102H91ZM102 101H106L107 103H108V105L107 104H105L106 102H104V104H100V103H102ZM126 101V102H125ZM128 101V102H127ZM227 101H228V103H227ZM230 101V102H229ZM24 102V103H23ZM33 102V103H32ZM58 102V103H57ZM67 102V103H66ZM109 102H110V104H109ZM112 102V103H111ZM210 102V103H209ZM233 102V103H232ZM60 103V104H59ZM88 103V104H87ZM126 103V107L125 106H123V104H125ZM130 103V104H129ZM158 103H159V106H158ZM162 103V104H161ZM235 103V104H236ZM35 104V105H34ZM47 104H48V106H47ZM58 104V105H57ZM62 104L63 105H67L66 107H67V109H68V106L71 108V109H68V110H70V111H72L73 112V114H72V112H70V111H66V114L65 115H67L69 112L72 114V116L77 112V110H79L80 108H82V109H80V110H85L84 111V113L86 112H92L90 115L91 116H94V115H97V118H99L100 116L101 117H104V120L102 119V118H99L100 120H103V123L105 124L104 126H101L102 128H98V127H96V130H95V127H94V130H93V127H91L92 125L91 124H93L92 122H94L95 121V117L93 118L92 117V119H91V121H88L87 122V120H85V122H84V120L83 119H85L83 116H77V117H79V118H77V117H75V116H73V117H70L69 118V121L68 122H66L67 124H63V123H65L64 121L62 122V124H61V122H59V124L57 123L58 121H61V119L63 120V115L64 114H60V113H58L57 112V110H58V106H62ZM90 104V105H89ZM99 104V105H98ZM115 106H114V105ZM119 105L120 106V104H121V107L123 106L125 109H126V112L127 111H130V110H132L133 111V107H134V110L136 111L135 112V114L134 113H132L131 115H129V116H126L127 118V120H130V121H127V120H125V118H120L121 117V115L124 113V111H125V109H123V107L121 108V107H119V106H117V105ZM196 104V105H195ZM232 104V105H231ZM26 105V106H25ZM87 105H89V106H87ZM108 106V107H106V106ZM131 105V106H130ZM157 105V106H156ZM208 105V106H207ZM39 106V107H38ZM105 106V107H104ZM128 106V107H127ZM138 106V107H137ZM210 106V107H209ZM229 106V107H228ZM236 105H234V106H232L231 108H233V107H235ZM27 107V108H26ZM112 107H119V108H121V109H123V110H120L121 112H112ZM152 107V108H151ZM157 107V108H156ZM174 107V108H173ZM209 107V108H208ZM21 108V109H20ZM53 109V111H54V114H53V112H52V109ZM89 109V111H87L88 109ZM136 108H138V110L136 109ZM152 110H151V109ZM197 109L196 111L195 110H191V112H194V114L192 115V113L191 112H189V110L190 109ZM31 109H35V112L36 113H38V115H37V118H35L36 117V115L35 114H33V112L34 111H32ZM46 109V110H45ZM55 109V110H54ZM75 110V111H73V110ZM92 109V111H90ZM102 109V110H101ZM141 111H146L147 110V112H149V111H153L154 109L155 110H157V113H156V115L157 114H159V115H157L156 117H153L154 119H151V120H153L154 122H157L156 123V128L155 129H152V128H146V124H145V120H146V117L144 118V119H141V122H140V120H137L136 121V116L137 115H141L140 113H142V112H140V110ZM167 109V110H166ZM50 110V111H49ZM79 110V111H80ZM101 110V111H100ZM107 110V111H106ZM111 110V111H110ZM149 110V111H148ZM29 111H31V112H29ZM94 111V112H93ZM98 111H99V113H98ZM160 111V112H159ZM171 111V110H170ZM28 112V113H27ZM52 112V113H51ZM68 112V113H67ZM97 112V113H96ZM105 112V113H104ZM134 112V111H133ZM138 112H140V113H138ZM156 112V111H155ZM197 112V113H196ZM31 113H32V115H34V118L33 119H35V120H33L30 116H32L31 115ZM39 113H41L42 115L45 113V115H43V118H44V120H42L41 118L42 117H40V116H42L41 114H39ZM52 115H51V114ZM56 113V114H55ZM69 113V115H71ZM94 113V114H93ZM107 113V114H106ZM111 113H113V116H112V114ZM118 113V114H117ZM122 113V114H121ZM28 114V115H27ZM50 114V115H49ZM100 114V115H99ZM111 114V115H110ZM163 114V115H162ZM30 115V116H29ZM46 115L48 116V117H46ZM62 115V116H61ZM64 115V116H65ZM69 115H67V116H69ZM108 117H106V116ZM134 117H133V116ZM190 115V116H189ZM16 116H18V117H16ZM21 116H24V117H22L21 119L19 118V117H21ZM27 116V117H26ZM99 116V117H98ZM110 116H112L111 118H110ZM155 116V115H154ZM162 117V119H161V117ZM189 116V117H188ZM191 116H193V117H191ZM248 116V115H247ZM246 116V117H247ZM5 117V118H4ZM30 117V118H29ZM46 117V118H45ZM51 117V118H50ZM62 117V118H61ZM81 117V118H80ZM82 117H83V119H82ZM119 117V118H118ZM129 117V118H128ZM8 118V119H7ZM16 118V119H15ZM38 118H40V119H38ZM50 118V119H49ZM72 118V120H70ZM74 118V119H73ZM96 118V119H97ZM105 118L107 119V121L105 120ZM111 119V120H108V119ZM118 118V119H117ZM134 120H133V119ZM191 118V119H190ZM196 118H197V121H199V119H200V121L198 122V123H196L197 121H196ZM7 119V120H6ZM12 121H11V120ZM18 119H20V122H19V124H18ZM31 119V120H30ZM46 119V120H45ZM52 119V120H51ZM53 119H55L56 120V122H55V120H53ZM94 119V120H93ZM117 121H115V120ZM238 119V120H237ZM15 120V121H14ZM17 120V121H16ZM21 120H23V123H22V121ZM27 120H28V122H27ZM33 120V121H32ZM40 120H42L43 122H42V124H39L40 122ZM48 120H50L49 121V123H48ZM74 120V121H73ZM83 120V121H82ZM93 120V121H92ZM114 120V121H113ZM124 120L125 121H127V123H124L123 125H121V123H123L124 122ZM7 121V122H6ZM9 121V122H8ZM31 121V122H30ZM36 121V123H34ZM47 121V122H46ZM75 121H78V122H75ZM104 121H106V122H109V124L108 123H106V122H104ZM123 121V122H122ZM143 121V122H142ZM162 121V122H161ZM167 121V122H166ZM216 121V122H215ZM10 122L12 123V124H10ZM45 122V123H44ZM51 122V123H50ZM74 122V123H73ZM82 122V123H81ZM86 124V123H88L89 125V127H91L90 129L91 130H93L92 131V133H94V134H92L91 133V131H90V129L88 128L87 129V127L88 126H86V127H82V125L84 124V123ZM110 122H113V123H111L110 124ZM131 124H130V123ZM166 122V123H165ZM208 122V123H207ZM240 122H243V124H240ZM13 123H15V124H13ZM73 123V124H72ZM161 123H162V125H161ZM207 123V124H206ZM216 123V124H215ZM232 123V122H231ZM246 123V124H245ZM16 124H18L19 126L17 127V125ZM22 124V125H21ZM35 124H36V126H35ZM48 124L50 125L49 127H48ZM55 126H54V125ZM56 124H58V125H56ZM76 124V125H75ZM81 124V125H80ZM106 124H108V126L106 125ZM126 124V125H125ZM145 124V125H144ZM159 124V125H158ZM169 124V125H168ZM192 124H193V126H196V125H194V123L192 122ZM203 124H201L200 123V125L199 126H201V125H203ZM214 124V125H213ZM240 124V125H239ZM3 125V126H2ZM7 125V126H6ZM61 125V126H60ZM63 125H64V128H63ZM67 125V126H66ZM69 125V126H68ZM112 125V126H111ZM209 125V126H208ZM28 126H29V129H28ZM56 126H60V127H58V128H56ZM79 126V127H78ZM82 127V129H81V127ZM85 126V125H84ZM123 126V127H122ZM160 126H162V127H160ZM187 126V127H186ZM247 128H246V127ZM27 127V129H25ZM32 127H34V128H32ZM36 127V128H35ZM48 127V128H47ZM51 127V128H50ZM53 127V128H52ZM68 127V129H66ZM70 127H71V129H70ZM103 127L105 128V127H107V128H105V129H103ZM108 127H110V128H108ZM113 127H114V129H113ZM128 127V128H127ZM160 127V128H159ZM170 127V128H169ZM175 127V128H174ZM44 128V129H43ZM50 128V129H49ZM74 128V129H73ZM83 128H85L84 130H83ZM98 128V129H97ZM121 128V129H120ZM125 130V132H124V130ZM130 128V129H129ZM158 128H159V130H158ZM165 129V132L162 130V129ZM251 128V129H250ZM18 129V130H17ZM48 131V132H46V134L44 133L46 130ZM54 129H57V130H55L54 131ZM70 129V130H69ZM100 129H101V131H100ZM169 129V130H168ZM207 129H209V128H207ZM251 131H250V130ZM253 129V130H252ZM18 133H16L15 131ZM23 130H26V131H30L31 133H27V132H25V131H23ZM45 130V131H44ZM59 130H60V132H59ZM61 130H62V132H61ZM67 132H66V131ZM76 130V131H75ZM80 130H81V132H80ZM123 132H122V131ZM126 130H128V131H126ZM138 130V131H137ZM162 132H161V131ZM33 131V132H32ZM35 131V132H34ZM41 131V132H40ZM52 131V132H51ZM77 131H78V135H77ZM135 131V132H134ZM151 131H155V132H152L151 133ZM168 131H170V133L168 132ZM171 131H173L172 133H171ZM22 132H23V134H22ZM25 132V133H24ZM37 132V133H36ZM79 132H80V134H82L81 136H80V134H79ZM84 132V133H83ZM88 132H90V133H88ZM127 132V133H126ZM132 132V133H131ZM213 132V133H212ZM251 132V133H253V134H249V133ZM36 133V134H35ZM42 133H43V135H49V134H47V133H52L51 135H55V137H52L51 135H49V138H50V136L53 138V140H51V139H47V136H46V138H44L45 136H43L42 135ZM59 133V134H58ZM61 133V134H60ZM68 135H66V134ZM88 135H87V134ZM101 133H103V134H101ZM114 133V134H113ZM123 133H126L125 135L123 134ZM129 133V134H128ZM162 135H161V134ZM165 133V134H164ZM168 133V134H167ZM184 133H185V135H184ZM247 133V134H246ZM11 134V135H10ZM25 134H27V135H25ZM29 134V135H28ZM95 134H96V136H95ZM120 134V135H119ZM121 134H123L126 138H127V136L129 135V136H131L132 134V139H131V142L132 143H130L131 144V146H129V145H127L126 146V144H124L125 142L123 141L125 138H124V136L123 135H121ZM128 134V135H127ZM137 134V135H136ZM158 134H160V135H158ZM164 134V135H163ZM208 134V135H207ZM249 134V135H248ZM3 135V136H2ZM7 135H9V136H6ZM13 135V136H12ZM23 135V136H22ZM35 135H38L37 137L35 136ZM60 137H59V136ZM63 135V136H62ZM66 135V136H65ZM86 135L88 136V138L86 137ZM92 136V138L94 139V138H96L97 140H98V137H97V135L99 136V141H96V139L93 141L92 140V138L90 137V136ZM118 136L117 138H114L115 136ZM127 135V136H126ZM158 136L159 138H160V136H161V138L159 139L158 137H156V136ZM183 135V136H182ZM251 135V136H250ZM5 136V137H4ZM20 138H19V137ZM24 137L25 138V136H27V138H25L26 140H25V142H24V138H23V143H22V137ZM32 136V137H31ZM61 136H62V138L63 137H66V138H63V139H61ZM69 136H71V137H69ZM78 136V137H77ZM83 136H85V138L87 139V140H85V141H83L85 138L83 137ZM93 136H95V137H93ZM121 136V137H120ZM128 136V137H129ZM164 136V137H163ZM181 136H182V138L184 137V136H186V137H184L185 139L187 138V141H185V142H183V141H181V140H183V139H181ZM193 136V137H192ZM233 136V137H232ZM247 136V137H246ZM9 137V138H8ZM10 137L12 138V139H10ZM17 137V138H16ZM33 137H35V138H33ZM40 137H43V139L42 138H40ZM111 137V138H110ZM120 137V138H119ZM122 137H123V139H122ZM131 137H129V138H131ZM136 137V138H135ZM38 138V139H37ZM68 138V139H67ZM76 138V139H75ZM110 138V139H109ZM156 138H158L159 140H160V144H158L159 143V140L158 139H156ZM163 138V139H162ZM170 138H173V139H170ZM204 138V139H203ZM14 139H16V140H14ZM33 139H34V141H35V143H34V141H33ZM40 139H42V140H40ZM55 139H57V140H55ZM79 139H80V141H79ZM89 139V140H88ZM105 139H106V141H105ZM120 140V141H118V140ZM257 139V140H256ZM4 142H3V141ZM33 142H32V141ZM43 140H45V141H43ZM47 140H51L52 142H54L56 145V147L55 146H53L54 144L50 141H47ZM68 140V141H67ZM91 140L93 141V142H91ZM102 142H104V143H102ZM104 140V141H103ZM114 140V141H113ZM135 140V141H134ZM158 141V142H154V141ZM171 140V141H170ZM221 140V141H220ZM262 140V141H261ZM16 141V142H15ZM56 141V142H55ZM64 143H63V142ZM78 141V142H77ZM86 141H88L89 143L91 142V144H89L88 142H86ZM153 141V142H152ZM167 142V144H166V147H170L171 146V148L174 150L175 148H177V150H174V152H165L164 151V149H165V143ZM170 141V142H169ZM181 141V142H180ZM192 141V142H191ZM210 141V142H209ZM259 141H260V143H259ZM10 142H12V143H10ZM58 142H60V143H58ZM70 142V143H69ZM72 142H74V143H72ZM80 142V143H79ZM99 142H101L102 143V145H100V143ZM106 142V143H105ZM188 142V143H187ZM253 142H254V144H253ZM3 143V144H2ZM4 143H5V145H4ZM31 143V144H30ZM50 143V144H49ZM69 143V144H68ZM78 143V144H77ZM83 143V144H82ZM85 143H86V146H87V148H86V146H85ZM94 143V144H93ZM122 143H123V145H122ZM136 143V145L133 147V145ZM155 143V144H154ZM177 143H178V145L180 146V147H178V145H177ZM183 143V144H182ZM219 143H220V145H219ZM221 143H222V145H221ZM12 144V145H11ZM19 144V145H18ZM48 144V145H47ZM53 144V145H52ZM58 144H60V145H58ZM72 144H73V146H74V149L73 150H75L77 147V149L75 150V151H72V152H70V150H69V153H71V156H73L72 157V159L74 158V156H75V153L74 152H76V153H82V154H76V155H80V157H78L77 156V158H76V156H75V159H71V156L69 155V153H68V145H70V146H72ZM82 144V145H81ZM110 144H111V146H112V149H111V147H110ZM240 144V145H239ZM36 145H39V146H36ZM49 145H50V147H49ZM65 145V146H64ZM189 145V146H188ZM249 145H255V147L254 148H256V150L254 149V151L252 150V151H249V152H247V147L249 146ZM42 146V147H41ZM52 146V147H51ZM59 146H61V149H60V147ZM63 146V147H62ZM77 146V147H76ZM82 146H84V147H82ZM105 146V147H104ZM126 146V147H125ZM160 146V147H159ZM175 146V148H173ZM199 146V147H198ZM218 146V147H217ZM237 146V147H236ZM241 146L242 147H245L244 149L243 148H241ZM38 147V150H36V148ZM44 147H46V148H48L47 150L44 148ZM95 147V148H94ZM99 147H101V153L100 152H98V154H99V156H97L98 154H96L97 152H96V150H100V148ZM105 149H104V148ZM182 147V149L179 151V149ZM193 147H195V149L197 148H199V149H203L202 151H204L205 153L203 154V153H201V154H194L193 152H194V149H192ZM201 147V148H200ZM220 148V147H223L222 148V153H220V152H217L216 150H217V148ZM258 147V148H257ZM3 150H2V149ZM29 148V149H28ZM31 148H33V149H31ZM43 148V149H42ZM54 148V149H53ZM58 148V149H57ZM73 148V147H72ZM89 148V149H88ZM92 148V149H91ZM97 148V149H96ZM15 149V150H14ZM52 149V150H51ZM56 149V150H55ZM91 149V150H90ZM94 149V150H93ZM110 149V151H108ZM115 149V150H114ZM184 149V150H183ZM193 151H192V150ZM216 149V150H215ZM10 150V151H9ZM17 150V151H16ZM30 150V151H29ZM34 150V151H33ZM51 150V151H50ZM57 150H59V152L57 151ZM105 150V151H104ZM112 150V151H111ZM117 150V151H116ZM12 151V152H11ZM33 151V152H32ZM83 151V152H82ZM116 151V153H113V152H115ZM177 151V155H176V152ZM214 151H216V153L214 152ZM1 152L3 153V154H1ZM5 152V153H4ZM9 152V153H8ZM31 152V153H30ZM37 152V153H36ZM61 152H62V155H61ZM64 152V153H63ZM93 152V153H92ZM95 152V153H94ZM103 152V153H102ZM111 152V153H110ZM178 152H180L179 154H178ZM184 152V153H183ZM186 152V153H185ZM188 152V153H187ZM248 154H247V153ZM253 152V153H252ZM8 155H7V154ZM24 153L26 154L25 156H24ZM36 153V154H35ZM58 153V154H57ZM60 153V154H59ZM66 153V154H65ZM84 153H86L87 154V156L84 154ZM88 153L90 154V155H88ZM120 155H118V154ZM175 153V154H174ZM247 154V157H246V154ZM252 153V154H251ZM5 154V155H4ZM22 154V155H21ZM31 154V155H30ZM35 155V156H33V155ZM65 154V155H64ZM72 154H74V155H72ZM96 154V155H95ZM105 154V156H103ZM112 154V155H111ZM180 154H181V156H180ZM212 154V155H211ZM216 154V155H215ZM249 154H251V155H249ZM48 155V156H47ZM64 155V156H63ZM67 155V156H66ZM93 155V156H92ZM114 155V156H113ZM179 155V156H178ZM195 155V156H194ZM253 155V157H249V156H252ZM22 156V157H21ZM29 156V157H28ZM36 156H38V157H36ZM66 156V159H64V157ZM91 158H89V157ZM111 156V157H110ZM159 156V157H158ZM186 156V157H185ZM203 156V157H202ZM244 156V157H243ZM254 156L256 157V159H253L254 158ZM24 157L26 158V159H24ZM32 157V158H31ZM35 157V158H34ZM61 157V158H60ZM67 157H69L70 158V160H68L67 159ZM84 157H86V158H84ZM95 157V159L93 160V158ZM112 157H113V159H112ZM115 157H117V158H115ZM177 157V158H176ZM237 157H239V159L237 158ZM241 157H243V158H241ZM30 158V159H29ZM78 158H80L79 160V162H77V160H78ZM82 158H84V160H81ZM89 158V159H88ZM100 158V159H99ZM156 158V159H155ZM158 158V159H157ZM176 158V160H174ZM183 158V159H182ZM187 158V159H186ZM201 158V159H200ZM245 158V159H244ZM248 160H247V159ZM34 159V160H33ZM58 159V160H57ZM60 159H62V160H64L65 161V163L63 164V162L64 161H62V160H60ZM86 159V160H85ZM97 159V160H96ZM98 159H99V161H98ZM179 159V160H178ZM186 159V160H185ZM204 159V160H203ZM244 159V160H243ZM254 161H253V160ZM33 160V161H32ZM38 160V161H37ZM42 162H41V161ZM75 160V161H74ZM88 160H90V161H88ZM96 160V161H95ZM178 160V161H177ZM180 160H182V162L180 161ZM190 160V161H189ZM30 161H32L31 163H30ZM57 161H61V164H60V162H57ZM67 161V162H66ZM68 161H69V163H68ZM82 161L84 162V163H82ZM87 161V162H86ZM112 161L114 162V163H112ZM177 161V162H176ZM184 161H187L186 163L184 162ZM253 161V162H252ZM43 162H45L44 163V165H43ZM76 162V163H75ZM89 162V163H88ZM110 162V163H109ZM207 162V163H206ZM210 162V163H209ZM221 162H223L221 165H220V163ZM242 162V163H241ZM252 162V163H251ZM21 165H20V164ZM25 165H24V164ZM34 163H37L38 164V166H37V164H36V166H35V164ZM73 165H72V164ZM74 163H75V166H74ZM77 163H78V165H77ZM83 165L82 167H80V165L81 164ZM103 163V164H102ZM183 163V164H182ZM225 163V164H224ZM12 164V165H11ZM14 164V165H13ZM30 164V165H29ZM54 164H57L58 165V167H56L57 165H54ZM66 164V165H65ZM71 166H73V167H71L70 168V165ZM80 164V165H79ZM87 164H88V166H87ZM89 164H92V165H90L89 166ZM95 164H97V165H95ZM102 164V165H101ZM115 164V165H114ZM201 164V165H200ZM204 164V165H203ZM208 164H211V165H213V164H215V165H220L221 166V173H220V171H218L219 172V174H218V172H210V171H205V172H203L200 176H204L203 178L204 179H206V178H208V180L207 181H209L210 182V180H211V183L209 184L208 183V185H202V188H200V191L201 192H194L193 190H188V185H190V186H192L191 184H193L194 185V187H197V185L199 186V184H198V181H199V179L197 180H194V178L192 177L193 176V174L192 173H190V174H188L189 173V171H191V169L192 168H194V167H203V166H206V165H208ZM9 165H11L10 167H9ZM33 165H34V167H33ZM54 165V166H53ZM59 165H61V166H59ZM69 165V166H68ZM86 165V166H85ZM194 165V166H193ZM196 165V166H195ZM23 167V168H21V167ZM30 166V167H29ZM190 166V170H189V167ZM227 166V167H226ZM19 169H18V168ZM43 167V168H42ZM55 169H54V168ZM65 168L64 170L62 169V171H61V168ZM70 169H69V168ZM89 167V168H88ZM91 167H92V169H91ZM134 167V168H133ZM154 167H155V169H154ZM247 167V168H246ZM17 168V169H16ZM31 169V171L29 170V169ZM33 168H34V170H33ZM94 168V169H93ZM106 168V169H105ZM131 168H132V170H131ZM150 168V169H149ZM157 168V169H156ZM13 169V170H12ZM22 169H24L23 171H22ZM58 169V170H57ZM72 169V170H71ZM88 169V170H87ZM151 169H154L155 171L157 170L159 173H157L156 174V176L155 177H153V178H151V180L149 181L148 180V182H142V184L141 183H136L137 181L139 182V180H135V178L137 177V176H139V175H142L143 173L145 174L146 172H149V170H151ZM225 169V170H224ZM17 170H19V172L20 173H18V171ZM54 170V171H53ZM60 170V171H59ZM70 172H69V171ZM81 170V171H80ZM82 170L85 172V174H84V172H82ZM90 170H92L93 171V174H92V171H90ZM153 170V171H154ZM26 171V172H25ZM56 171H58L57 173H56ZM72 171H74L73 172V174H71L72 173ZM88 171V172H87ZM123 171H124V173H123ZM132 171V172H131ZM154 171V172H155ZM226 171V172H225ZM17 172V173H16ZM23 172V173H22ZM27 172H30V173H27ZM38 172V173H37ZM39 172H41V174L39 173ZM59 172L62 174H65V172H67L65 175H67V176H64L63 174H62V176H61V174H59ZM76 172V173H75ZM89 173L90 175H92L91 177H90V175L88 174V175H86L87 173ZM128 172L129 173H132V175L134 174V176H129V174H128ZM44 173V174H43ZM51 173H52V175H51ZM56 173V174H55ZM77 173H79L80 175H78ZM81 173H83L86 177L88 176V178H90V179H88V180H90V181H86V179L85 178H81V176L83 175H81ZM122 173V174H121ZM139 173V174H138ZM20 174V175H19ZM22 174H25V175H22ZM30 174V175H29ZM32 174V175H31ZM68 174H69V176L70 177H72L73 175H75L76 174V176H74V177H72V178H70L69 176H68ZM71 174V175H70ZM106 174L108 175V176H110V175H112V176H110V177H108L107 178V176H106ZM182 174V175H181ZM223 174V175H222ZM43 175V176H42ZM59 175V176H58ZM83 175V176H84ZM95 175V176H94ZM121 175H123L125 178H128V181H126V179L123 177V176H121ZM127 175H128V177H127ZM19 176V177H18ZM22 176V177H21ZM31 176V177H30ZM38 176H40V177H38ZM50 176V177H49ZM84 176V177H85ZM106 177V178H104V177ZM114 176H116V177H114ZM147 176V175H146ZM176 176H178V177H176ZM219 176V177H218ZM2 177V178H1ZM30 177V178H29ZM66 178V180H65V178ZM70 179H68V178ZM99 177V178H98ZM129 177H133L132 178V180H131V178H129ZM170 177H172V178H170ZM201 177V178H202ZM241 177H243V179L241 178ZM17 178V179H16ZM24 178V179H23ZM80 178V179H79ZM110 178V179H109ZM111 178H112V180H111ZM123 178H124V180H123ZM168 178H170L169 179V181H168ZM202 178V179H203ZM216 178V179H215ZM228 178H229V180H228ZM256 178V179H255ZM260 178V179H259ZM261 178H263V179H261ZM49 179V180H48ZM51 179V180H50ZM60 181H59V180ZM83 179V180H82ZM93 179H94V181L95 180H97V181H100V182H93ZM99 179V180H98ZM124 181V183H122L123 181ZM172 179V180H171ZM235 181H234V180ZM241 180L242 179V181H241V183L239 182H236L237 180ZM253 179V180H252ZM80 180H82V181H80ZM104 182H103V181ZM106 180V181H105ZM108 180H109V182H108ZM115 180V181H114ZM175 180V181H174ZM192 180H194V181H192ZM255 180V181H254ZM258 180H259V183H258ZM20 182V183H15V182ZM58 181L61 183V184H59L58 183ZM68 181V184H70V188L68 189L67 187H65V185L66 186H68V184L66 183ZM73 183H72V182ZM122 181V182H121ZM141 181V180H140ZM196 181V182H195ZM217 181V182H216ZM230 181V182H229ZM252 181V182H251ZM85 182H87L88 184H85ZM89 182H90V184H89ZM108 182V183H107ZM117 182V183H116ZM131 182V183H130ZM178 182V183H177ZM193 182V183H192ZM196 184H195V183ZM217 183V184H219V185H216L215 183ZM254 182V183H253ZM2 183V184H1ZM25 183V184H24ZM65 183V184H64ZM84 183V184H83ZM121 183V184H120ZM133 183H135L134 184V187H133ZM212 183H214V184H212ZM230 183V184H229ZM258 183V184H257ZM63 184H64V186H63ZM74 184H76V185H74ZM117 184H119L120 186H121V189H118V191L119 190H122L123 188H122V186L124 187V189L122 190L123 191V193H124V195H126L125 197H124V199L126 198V200H127V198H128V200L129 201H131V202H129V201H126V200H124V201H120V203H119V200L118 201H116V202H114L113 203V201H115V200H113L112 201V203L113 204H115V205H113V204H110L111 202H109V201H111L114 197L113 196H115L114 195V193L115 192H117L116 194L118 195V191L116 190V188H115V191H114V187L117 185ZM123 184V185H122ZM130 184H132V188H134V189H132V188H129L131 185ZM176 184V185H175ZM212 184V185H211ZM228 184V185H227ZM243 184V185H242ZM26 187H25V186ZM73 185V186H72ZM84 185H85V187H84ZM86 185H90L91 187L90 188H88V186H86ZM126 185L128 186V187H126ZM136 185V186H135ZM21 186V187H20ZM28 186V187H27ZM118 186V185H117ZM183 186V187H182ZM185 186H187L186 188H185ZM205 186V187H204ZM55 187H56V189H55ZM79 187V188H78ZM126 187V188H125ZM199 187H201V186H199ZM28 188V189H27ZM35 188V189H34ZM57 188H59V189H57ZM64 188V189H63ZM74 188V189H73ZM128 188V189H127ZM38 189H40V190H38ZM48 189V190H47ZM72 189V190H71ZM85 189H86V191H85ZM88 189V190H87ZM153 190V192H152V190ZM159 189H160V191H159ZM161 189L164 191V193H163V191H161ZM190 189V188H189ZM229 189V190H228ZM245 189V190H244ZM25 190V191H24ZM31 190V191H30ZM34 190H37V192L36 191H34ZM42 190V191H41ZM54 190H55V192H54ZM69 190V191H68ZM112 190L114 191V192H112ZM147 190H149V192H152V193H148V194H151V195H148L147 194ZM151 190V191H150ZM183 190H185V192L183 191ZM186 190H187V192L188 193H186ZM222 190L223 191H225V193L223 192V194L221 193L222 192ZM228 190V191H227ZM22 191H23V193H22ZM34 191V192H33ZM39 191H41L40 193H39ZM85 191V192H84ZM195 191H197V190H195ZM253 191H255V192H253ZM4 192V193H3ZM28 192H30V193H28ZM35 192H36V194L38 193L39 194V196L38 195H33V194H35ZM45 192V193H44ZM51 194V195H49V193ZM58 192H59V196H60V198H59V200H58ZM121 192V191H120ZM161 192V193H160ZM182 192V193H181ZM192 193V194H190L191 196H189V193ZM245 192V193H244ZM47 193V194H46ZM66 193H68V194H66ZM100 193V194H99ZM153 193H155V194H157L156 196L155 195H152ZM197 193V194H196ZM221 193V195L223 196H221V195H219ZM231 193V194H230ZM236 193V194H235ZM105 195L106 194V198H105V196H103V195ZM109 194V195H108ZM131 196H130V195ZM170 195V197H176V198H174L175 199V201H174V199H173V201H171V202H169L168 200V198H169V195ZM215 194V195H214ZM226 194H228V196L229 195H232L233 194V196H234V200L235 201H232L233 199H231V200H225L226 199ZM243 194H244V196L246 195V197H244L243 196ZM251 194V195H250ZM24 195V196H23ZM54 195V196H53ZM55 195H57V196H55ZM111 195V196H110ZM113 195V196H112ZM120 195V194H119ZM121 195L123 196V194H122V192H121ZM149 197H147V196ZM238 195V196H237ZM239 195H240V197H239ZM255 195V196H254ZM31 196V197H30ZM37 196H38V198H37ZM66 197V198H63V197ZM68 196V197H67ZM145 196V197H144ZM152 196H153V198H152ZM155 196V197H154ZM166 196V197H165ZM220 196H221V198H220ZM233 196H231V197H233ZM237 196V197H236ZM241 196H243V198L241 197ZM30 197V198H29ZM103 198V200H104V202L105 203H103V200L101 199V198ZM134 197H135V201L134 200H132V199H134ZM217 197V198H216ZM218 197H219V199H218ZM225 197V198H224ZM240 199H239V198ZM251 197V198H250ZM253 197V198H252ZM31 198H33V200H31ZM37 198V199H36ZM54 198H56V199H54ZM63 198V199H62ZM111 198V200H109ZM137 198V199H136ZM143 198H145L146 200H148L149 202H150V204H149V207L151 206L152 207V209H151V207L149 208L148 207V213H143V212H147V211H141V209L140 210H138L137 211V209H135V206H134V204L136 203V202H140V203H142V199ZM148 198V199H147ZM224 198V199H223ZM235 198H238V200L237 199H235ZM37 200V202H36V200ZM61 199V200H60ZM80 199V200H79ZM82 199H84V200H82ZM89 199V200H88ZM108 199V200H107ZM212 199V200H211ZM242 199H244V200H242ZM247 199V200H246ZM248 199H252L251 200V202H252V205L253 206H255L256 205V207L257 206H259L260 207V205H262L261 206V208H260V210H258L259 209V207L257 208V209H255L253 212H251V213H247V212H244V211H242V209H241V211H240V207L242 208V206H240V205H244L243 203H245V205H250V206H252L251 205V202L250 203H248ZM262 199H264V198H262ZM30 200H31V202H30ZM56 200V203L54 202V201ZM79 200V201H78ZM88 200V201H87ZM108 202H107V201ZM190 200V201H189ZM211 200V201H210ZM215 200V201H214ZM249 200V201H250ZM259 200H260V203H257L256 204V202H259ZM35 201V205L33 204V202ZM58 201V202H57ZM83 201H86V203L85 202H83ZM95 201V203L97 204L98 203V205H100L101 203H103V204H101L100 206L101 207H103V208H101L100 206H97L98 208H99V210H101V211H99L100 212V215H102V216H97L98 214H99V212L97 211V215L95 216V214H96V212H94V214H92L91 216H89L92 212H91V206H94V204L95 203H93ZM125 201L127 202V203H125ZM133 201L135 202V203H133ZM165 201L166 202H169V203H165ZM187 201H188V203H187ZM202 201V202H201ZM263 201V202H262ZM29 202L31 203V204H33V205H30L29 206ZM54 202V203H53ZM62 202H64V203H62ZM76 202V203H75ZM92 202V203H91ZM101 202V203H100ZM117 202L121 205H123L124 203V205L122 206H119V204L118 205H116L117 204ZM124 202V203H123ZM148 202V203H149ZM173 202V203H172ZM210 202V203H209ZM213 202V203H212ZM234 202H236V203H234ZM254 202V203H253ZM40 203V204H39ZM60 203V204H59ZM77 203H78V205H77ZM79 203H82V204H79ZM92 204V205H90V206H88L89 204ZM163 203H165L164 204V206H165V210H162L160 213H159V211H156V209L158 208V207H160V206H162V204ZM223 203V204H222ZM227 203H228V206H227ZM230 203H232V204H230ZM234 203V204H233ZM239 203H242V204H240V205H238ZM5 204V205H4ZM37 204V205H36ZM47 204V205H46ZM50 204V205H49ZM74 204H76L77 206H75ZM95 204V205H96ZM168 204V205H167ZM208 204V205H207ZM260 204V205H259ZM4 205V206H3ZM40 205V206H39ZM52 205V206H51ZM107 205V206H106ZM111 205H112V207H111ZM132 207H130V206ZM140 205V204H139ZM142 205V204H141ZM140 205V206H141ZM182 205V206H181ZM187 205V206H186ZM226 205V206H225ZM237 205V206H236ZM25 206H26V208H27V210L26 209H23V208H25ZM33 206V207H32ZM53 207V208H49V210L47 211V208H46V212H44L45 211V209H44V211H43V208H45V207ZM56 206V207H55ZM88 207L87 209L86 208H84V207ZM114 206L115 207H117V208H114ZM125 206V207H124ZM128 208H127V207ZM158 206V207H157ZM184 206V207H183ZM191 206V207H190ZM223 206V207H222ZM231 206H234V207H231ZM236 206V207H235ZM3 207V208H2ZM7 207V208H6ZM23 207V208H22ZM31 207V208H30ZM36 207V208H35ZM40 207V208H39ZM43 207V208H42ZM72 207V208H71ZM76 207H78V208H76ZM81 207V208H80ZM90 207V208H89ZM106 207V208H105ZM109 207V208H108ZM120 207H122V208H120ZM123 207H124V209L126 208V210H128V209H130L129 211H128V213L127 212H125L124 213V209H123ZM155 207V208H154ZM157 207V208H156ZM227 207H229L228 209H226ZM33 208V209H32ZM41 209V212L39 211V210H37L36 211V209ZM76 209L75 211H73V209ZM168 208V209H167ZM187 208V209H186ZM10 209H12L13 211H11ZM51 209V210H50ZM80 209V210H79ZM110 209H115L114 211L115 212H117V213H115L114 211H112V210H110ZM116 209H118L117 211H116ZM153 209H155V210H153ZM9 210V211H8ZM77 210H79V211H77ZM84 210H85V212H84ZM102 210H104V214H107V216L106 215H104L103 213H102ZM106 210V211H105ZM112 212V213H114V214H118L117 215V217H116V215H115V217H114V215H112V213L110 214V215H108L109 213H110V211ZM123 210V211H122ZM228 210V211H227ZM25 211V212H24ZM27 211V212H26ZM29 211V212H28ZM33 211H35V212H33ZM40 213H39V212ZM69 211H71L72 213H75V214H70V213H68V216H67V212H69ZM81 211V212H80ZM87 211H90V212H87ZM109 213H108V212ZM119 211V212H118ZM120 211H121V214L123 215H120ZM156 211L158 214H159V216H158V214L156 215V212L154 213V212ZM15 212V213H14ZM63 212V213H62ZM80 212V213H79ZM139 212H141V213H139ZM221 212H223V213H221ZM226 212V213H225ZM260 214H259V213ZM262 212V213H261ZM25 213V214H24ZM38 213H39V215H38ZM46 214L45 216H44V214ZM48 213V214H47ZM85 213V214H84ZM87 213H89V214H87ZM102 213V214H101ZM167 213H168V216H167ZM65 214V215H64ZM80 214V215H79ZM187 214V215H186ZM248 214V215H247ZM256 214V215H255ZM263 214V215H262ZM34 215H35V218H33L34 217ZM42 215V216H41ZM83 215V216H82ZM111 215L114 217V219H112L113 217H111ZM124 215H126V216H124ZM139 215V216H138ZM145 215H148V216H145ZM166 215V216H165ZM194 215H195V217H194ZM223 215V216H222ZM224 215L225 216H227V217H224ZM243 215L244 216H247V217H243ZM258 215L259 216H261V217H258ZM9 216V217H8ZM40 216V217H39ZM61 216H62V218H61ZM64 216V217H63ZM72 216H74V218H72ZM89 218H87V217ZM93 216L94 217H97V218H94L95 220L93 221V219L91 220L90 219V217L91 218H93ZM121 216H122V218H121ZM135 216V219H137L136 217H138V219L140 220L139 221V224L140 225H142V226H138V224L136 225V223L138 222V219L136 220L137 222L135 223V221H134V219H133V217ZM142 216V217H141ZM166 217L165 219H163V217ZM186 216V217H185ZM249 216H250V219H249ZM256 216V217H255ZM3 217V218H2ZM39 217V218H38ZM71 217V218H70ZM104 217V218H103ZM107 217V218H106ZM112 220V221H110V219ZM191 218V217H194L193 219H195L194 220V222L193 223H191L188 227H185V226H187L188 225V223L186 222L187 220V218ZM257 217H258V220L256 221V219H257ZM37 218V219H36ZM49 218V219H48ZM76 218H78V219H76ZM86 218V219H85ZM100 218V219H99ZM143 218V219H142ZM160 218H161V220L163 221V220H165V223L166 224H164L163 222L162 223H158V222H160ZM170 219V221L168 220V219ZM185 218V219H184ZM202 218V219H201ZM205 218H206V220H205ZM244 218H246L248 221H245L244 220ZM254 218H255V220H254ZM42 219H44V220H42ZM57 219V220H56ZM72 219V220H71ZM102 219L104 220H106V223L108 222V227L110 228V229H112L111 230V232L110 231H106L103 227H102V224L104 223L103 221H102ZM116 219V220H115ZM120 219V220H119ZM145 219V220H144ZM147 219V220H146ZM192 219V220H193ZM260 219H261V221H260ZM27 220V221H26ZM28 220L30 221V223H31V220L33 221L32 223L34 224V222H35V224L32 226V223L30 224L29 222H28ZM58 220H60V221H58ZM62 220V221H61ZM86 220V221H85ZM87 220H90V221H87ZM101 220V221H100ZM115 220V221H114ZM133 220V221H132ZM141 220H143L145 223L143 224V221H141ZM205 221V223H204V221ZM26 221V222H25ZM40 221V222H39ZM58 221V222H57ZM66 221H68L69 223H70V225L69 224H67L66 223ZM80 222V224H78L79 222ZM96 221V225H98L99 227H100V225H101V229H99V227L97 228L96 227V225L94 226V223H92V222H95ZM109 221H110V223H109ZM169 221V222H171V224H172V227H174V228H177L178 227V225H179V227H181L182 225L185 227V229H187L188 228V230H184V227L182 226L181 228H180V230H179V228H177L178 229V231H182L187 237H185V235H183V233H181V237H183V239L182 238H179L180 237V233L179 234H177L175 237H173V238H175V240L172 238H168V237H165L164 235H162V233H165L166 231H164L165 229L167 230V228H169L168 229V231L171 229H174V228H172L171 227V224H167V222ZM182 221L184 222H186L187 223V225H184L185 224V222H184V224L182 223ZM197 221V222H196ZM209 221V222H208ZM27 222L29 223V225H27ZM42 222L44 223V224H42ZM46 222V223H45ZM49 224H48V223ZM61 222L62 223H64V224H67V225H69L68 226V228H67V232L65 231V230H60V228L59 227H61V226H59V227H57L56 225L57 224H60L61 225ZM78 222V223H77ZM98 222H100V224L98 223ZM134 222V223H133ZM140 222H142V223H140ZM147 222L149 223V224H147ZM168 222V223H169ZM192 222V221H191ZM207 222V223H206ZM215 222V223H214ZM241 224V228H239L240 227V224ZM256 222V223H255ZM257 222H259L260 223V225H259V223H258V226L256 225L257 224ZM38 223V224H37ZM72 223V224H71ZM106 223H104V224H106ZM175 223V224H174ZM178 223V224H177ZM181 223H182V225H181ZM209 223V224H208ZM213 223V224H212ZM41 224V225H40ZM78 224V225H77ZM103 224V225H104ZM110 224V225H109ZM125 224V225H124ZM212 224V225H211ZM214 224H216V226L214 225ZM238 224H239V227H238ZM247 224H249L250 225V227H251V229L253 228V229H255L253 232H251V229H250V227H249V225H247ZM252 224V225H251ZM262 224V225H261ZM43 225V226H42ZM47 225H48V227H47ZM53 225V226H52ZM75 225V226H74ZM87 225V226H86ZM89 225V226H88ZM114 225V228H112L111 226H113ZM122 226V229L120 230V228H121V226ZM133 225V227L135 228V230H134V228L133 227H131V226ZM146 225H148V226H146ZM170 225V227H167L166 228V226H169ZM175 225V226H174ZM177 225V226H176ZM210 225V226H209ZM214 225V226H213ZM234 225V226H233ZM245 225L246 226H248L247 227V231H249V232H244V228H245ZM255 225V226H254ZM30 226H32V227H30ZM55 226V227H54ZM71 226V227H70ZM115 226H116V229H115ZM125 226V227H124ZM244 228H243V227ZM27 227V228H26ZM57 227V228H56ZM74 229H73V228ZM82 227V228H81ZM124 227V228H123ZM139 227H141V228H139ZM213 227V228H212ZM220 227V228H219ZM232 227V228H231ZM234 227L235 228H237V229H240L239 231L240 232H238L239 234H237V232H235V231H238L237 229L235 230L234 229ZM9 228V229H8ZM23 228V229H22ZM31 228V229H30ZM52 228L54 229V230H52ZM69 228H70V231L71 232H76V233H74V234H72V235H74V236H71V234H69L68 233V231H69ZM83 228H85V229H83ZM93 228V230H91ZM130 228V229H129ZM144 229V231L145 232H143V229ZM146 228V229H145ZM148 228H149V230H148ZM163 228H165L163 231H162V229ZM242 228L244 229V230H242ZM5 229H7L6 231H5ZM14 229V230H13ZM17 229V230H16ZM25 229H26V231H25ZM55 229H57V230H55ZM74 231H73V230ZM97 229V230H96ZM113 229L116 231H113ZM128 230V234H129V237H128V234L126 233L127 231H125V230ZM132 229V230H131ZM220 229V230H219ZM250 229V230H249ZM252 229V230H253ZM261 229V232H260V234H259V232H258V230H260ZM11 230V231H10ZM21 232H20V231ZM23 230V231H22ZM59 230V231H58ZM91 230V231H90ZM100 230V231H99ZM102 230V231H101ZM118 230V231H117ZM151 230H153V231H151ZM234 232H233V231ZM245 230V231H246ZM18 231V232H17ZM54 231V232H53ZM95 231V232H94ZM99 231V232H98ZM113 231V232H112ZM121 231H122V233H121ZM133 231V232H132ZM142 233H145L146 234V232L148 233V234H141V232ZM162 231V233L160 234V232ZM198 231H200V232H198ZM243 231V232H242ZM17 232V233H16ZM56 232V233H55ZM58 232H60V233H58ZM78 232V233H77ZM87 232V233H86ZM97 232V233H96ZM110 232L111 234L112 233H114V234H108V233ZM150 232L152 233V232H154V233H156V235L157 236H155V234L153 235V233H152V235L150 234ZM157 232H159V233H157ZM185 232H187V234L185 233ZM188 232H190V233H188ZM193 232V233H192ZM233 232V233H232ZM10 233V234H9ZM23 233V234H22ZM27 233V234H26ZM65 233V234H64ZM99 233V234H98ZM119 233V234H118ZM123 233H126V234H123ZM141 235H140V234ZM196 233V234H195ZM235 233L237 234V235H239V237L238 236H236L235 235ZM6 234V235H5ZM25 234V235H24ZM62 234V235H61ZM70 235V237L71 238H69L68 236ZM79 236H78V235ZM90 236H89V235ZM96 234V235H95ZM98 234V235H97ZM105 235L104 237H103V235ZM116 234V235H115ZM117 234H118V236H120V237H118L117 236ZM121 234H123L122 236H121ZM131 234V235H130ZM136 234V235H135ZM159 234L161 235V236H159ZM190 234H191V236H190ZM199 234V235H198ZM202 234V235H201ZM207 234H208V237H206L207 236ZM242 234V235H241ZM247 234H249L248 236H247ZM89 237H88V236ZM94 235V236H93ZM100 235V236H99ZM102 235V236H101ZM125 235H126V237H125ZM136 237H135V236ZM142 235H145V239L142 237ZM179 235V237H178V239H176L177 238V236ZM193 235H197L198 237H200V238H198V237H194ZM228 235V236H227ZM231 235V236H230ZM253 235H255V236H253ZM258 235H261V236H259V238H260V240H259V238H258ZM12 236V238H10ZM30 238H29V237ZM54 236V237H53ZM60 236V237H59ZM66 236V237H65ZM78 236V237H77ZM91 236H93V238H91ZM107 236V237H106ZM117 236V237H116ZM152 236H154V237H157L156 239L154 238V237H152ZM164 236V237H163ZM211 236V237H210ZM234 236V237H233ZM4 237H6L7 238V243H6V240H5V242H4V240L3 239H5ZM78 238V239H76V238ZM86 237L88 238L87 240L88 241H85L86 240ZM99 237V238H98ZM124 237V238H123ZM138 237V238H137ZM160 237V238H159ZM189 237V240H187V238ZM194 237V238H193ZM231 237H232V240H230L231 239ZM238 237V238H237ZM256 237V238H255ZM34 238H36V239H34ZM40 238V239H39ZM54 238V239H53ZM75 238V239H74ZM81 238V239H80ZM92 240H91V239ZM115 238V239H114ZM118 238V239H117ZM127 240H126V239ZM147 238V239H146ZM154 239V241L152 242L151 240H153ZM163 238H165V239H163ZM169 240H168V239ZM216 238H217V240H216ZM221 238H223V239H227V241L229 240L230 241V243H229V241L227 242V243H229V245L227 246V245H225V244H227L226 243V241L224 240V242H225V244H223L222 243V239ZM255 240H254V239ZM258 238V239H257ZM9 239V240H8ZM13 241H12V240ZM37 239H39L38 241H37ZM65 239V240H64ZM68 239V240H67ZM75 243H73L71 240ZM74 239V240H73ZM80 239V240H79ZM120 239V240H119ZM131 239V240H130ZM161 239V240H160ZM171 239V240H170ZM195 239V240H194ZM220 239H221V241H220ZM233 239H234V241H233ZM34 240V242H30V241H33ZM43 240V243L41 242ZM55 240H59V242H61V243H59L58 241H55ZM89 240H91L90 242H89ZM116 240V241H115ZM159 242H158V241ZM182 240V241H181ZM185 240H187V241H185ZM192 240V241H191ZM238 240L240 241V242H238ZM249 240V241H248ZM254 240V241H253ZM257 240V241H256ZM47 241H48V243H47ZM68 241V242H67ZM71 241V242H70ZM84 241V242H83ZM97 243H96V242ZM99 241V242H98ZM152 243H151V242ZM156 241V242H155ZM169 241V242H168ZM185 241V242H184ZM217 243H216V242ZM221 242V244H223V248H221L222 247V245L220 244V242ZM233 241V242H232ZM252 243H251V242ZM255 241H256V243L259 241V244L257 243H255ZM9 242V243H8ZM13 242L15 243L14 245H13ZM36 242H40L39 243V247H40V249L38 248V244L36 243ZM45 242V243H44ZM50 242V243H49ZM79 242V243H78ZM123 242V243H122ZM158 242V243H157ZM171 242V243H170ZM190 242H192L194 245H192V243H190ZM235 242V243H234ZM250 242V243H249ZM59 243V244H58ZM65 243V244H64ZM84 243H86V244H88V246L86 245V247H85V244ZM92 243H93V245H92ZM120 243V242H119ZM168 244V246H169V244H171L170 246L172 247L173 245L174 246H178V244H179V246H183V245H185L186 243L187 244H191L190 246L189 245H185L184 246V248L185 249H188L189 251H191L190 249H192V248H205V249H209L210 251H211V253L212 254H210L211 256H207V255H205L204 256V254H200V255H194V254H190V252L188 251H184V252H182V253H184V254H182V253H179L178 251H174L171 247H167L166 245ZM181 243V244H180ZM238 243H240V244H238V246H237V244ZM256 244V245H252V244ZM8 244L11 246H9L8 247ZM20 246V252L19 251H15V249H16V247L15 246ZM56 244H58V246L56 245ZM97 244V245H96ZM127 244V243H126ZM165 245V246H163V245ZM218 244V245H217ZM231 244V245H230ZM243 244V245H242ZM247 244V245H246ZM262 246H261V245ZM13 245V246H12ZM51 245V246H50ZM60 245H61V247H60ZM63 245V246H62ZM66 245V246H65ZM90 245H92V246H90ZM101 245V246H100ZM108 246V247H106V246ZM157 245V246H156ZM219 245H221L220 247H218L217 248V246H219ZM240 245V246H239ZM246 245V246H245ZM260 247V248H258V246ZM3 246H5V247H3ZM37 246V247H36ZM45 246V247H44ZM54 246H57L58 248H56V247H54ZM78 246V247H77ZM95 246H96V248H95ZM105 246V247H104ZM125 246V245H124ZM161 246H163V247H161ZM193 246V247H192ZM195 246V247H194ZM198 246H200V247H198ZM224 246H225V248H224ZM255 246H256V248H255ZM13 247V248H12ZM84 247V248H83ZM93 247V248H92ZM97 247H99V248H97ZM110 247V248H109ZM158 247H157V249H158ZM165 247V248H164ZM187 247H190V249L189 248H187ZM239 247V248H238ZM249 247H250V249H249ZM262 247V248H261ZM11 249V250H8V249ZM28 249V251L30 252H28L26 249ZM34 248V249H33ZM36 248V249H35ZM88 248V249H87ZM108 248V249H107ZM116 248V247H115ZM169 249V252H168V250L167 249ZM171 248V249H170ZM211 248H212V250H211ZM219 249L218 250V252H217V249ZM25 249V250H24ZM30 249V250H29ZM42 249V250H41ZM93 249V250H92ZM132 251H131V250ZM237 249V250H236ZM240 249V250H239ZM254 249H255V252H254ZM258 251H257V250ZM33 250V251H32ZM41 250V251H40ZM88 250V251H87ZM95 250V251H94ZM105 252H104V251ZM167 250V251H166ZM193 250V249H192ZM196 250V249H195ZM241 250H245L244 252H247L248 254H249V256H250V259H248V260H246L245 262H243V260H241V259H239V258H235V255L236 254H238V251H241ZM8 251V252H7ZM10 251V252H9ZM36 251H38V252H35ZM39 251H40V253H39ZM171 251H172V253H171ZM253 251V252H252ZM261 251V252H260ZM7 252V253H6ZM14 252H18V253H14ZM28 252V253H27ZM43 254H42V253ZM72 252V253H71ZM101 252V253H100ZM104 252V253H103ZM113 252V253H112ZM169 254V258H167V253ZM215 252V253H214ZM257 252H259V253H257ZM10 253V254H9ZM14 253V254H13ZM34 255H36V256H34ZM39 253V255H38V257H37V254ZM85 253V254H84ZM99 254V256H97L98 254ZM108 255H107V254ZM120 253H122V254H120ZM127 253H129V254H132V256L133 255H135V256H138V258H136L135 259V257L133 256V262H131V261H129L128 262V260H127V258H126V256L128 255V256H131V255H129V254H127ZM186 253V254H185ZM254 255H253V254ZM8 256H7V255ZM31 254V255H30ZM70 254L72 255L71 257H68L67 256V258H66V255H69L70 256ZM96 254V255H95ZM102 254V255H101ZM106 254V255H105ZM111 254H113V256L115 255L116 257H118L119 255H120V257L119 258H123V259H117L116 260V262H113V261H110L108 258L109 257H111L112 255ZM172 254H174V255H172ZM177 254H179V257H178V255ZM12 255V256H11ZM14 255V256H13ZM24 255V256H23ZM27 255V256H26ZM28 255H30V256H28ZM41 255V256H40ZM118 255V256H117ZM122 255V256H121ZM176 255V256H175ZM183 255H187L188 256V260H187V256L185 257V256H183ZM26 256V257H25ZM84 256V257H83ZM103 258H102V257ZM106 256H108V258H106ZM114 256V257H115ZM171 256V257H170ZM177 257V259L176 258H174V260H172L171 258L172 257ZM198 256V257H197ZM237 256V255H236ZM6 257V258H5ZM27 257H29V260H27L28 258ZM34 257H36V258H34ZM44 257V258H43ZM49 257H51V258H49ZM88 257V258H87ZM91 257V258H90ZM167 259H169V260H165L166 258ZM186 258V259H183V258ZM196 257H197V259H196ZM211 257V258H210ZM3 258H5V259H2ZM9 258V259H8ZM12 258V259H11ZM14 258V259H13ZM26 258V259H25ZM33 258V259H32ZM68 258H70V259H68ZM80 258V259H79ZM92 258H94V259H92ZM99 258V259H98ZM103 260H102V259ZM104 258H106V260L104 259ZM162 258H160L161 260H162ZM206 258V259H205ZM262 258V259H261ZM30 259H32V260H30ZM41 259V260H40ZM47 259H50V260H48L49 261V263L47 262ZM55 259V260H54ZM66 259V260H65ZM68 259V260H67ZM73 259V260H72ZM87 259H89V260H87ZM126 259V260H125ZM145 259H147V260H145ZM209 259V260H208ZM7 260V261H6ZM43 260H44V262H43ZM52 260V261H51ZM81 262H80V261ZM82 260L84 261L83 263H82ZM100 260H101V262H100ZM171 260H172V262H171ZM186 260V261H185ZM198 260V261H197ZM202 260V262H200ZM250 260V261H249ZM261 260H263L262 262H261ZM7 263H6V262ZM14 261V262H13ZM21 261V262H20ZM75 261H78V262H75ZM108 262V263H106V262ZM134 261H135V263H134ZM146 261V262H145ZM164 261H162V262H164ZM169 261V263H167ZM175 261V262H174ZM206 261V262H205ZM209 261H210V263H209ZM22 262H24V263H22ZM60 262V263H61ZM69 262V263H68ZM94 262H96V263H94ZM148 262V263H147ZM182 262V263H183ZM258 262V263H257ZM127 263H125V264H127ZM165 263H163V264H165ZM181 263V264H182ZM183 263V264H184ZM124 264V263H123Z\"/></svg>",
  "mask_w": 264,
  "mask_h": 264
},
{
  "label": "bare ground",
  "instance_id": "6f19581e",
  "mask_svg": "<svg viewBox=\"0 0 264 264\" xmlns=\"http://www.w3.org/2000/svg\"><path fill=\"white\" fill-rule=\"evenodd\" d=\"M13 1H14V0H13ZM29 1H32V0H20V1L18 0V1L12 2L13 4H12V6L10 7V9L7 8L8 11H6V6H5V5L8 4V3H5V5L0 3V13H6V14H5L6 17H9V16H10L9 14L12 13V12H11L12 10H14V11H15V10H18L19 7H21L23 3L25 4L26 2H29ZM36 1H39V3L37 2L38 4H40V2H41V4H42V2H44L43 0H36ZM46 1H47V0H46ZM53 1H54V0H53ZM56 1H58V0H56ZM64 1H65V0H64ZM73 1H74V3H76V9H74V10H75V12L78 13V17H79V16H80V17L82 16V17H85V18H87V19H88V17H90V18L93 17V18H95V19H96V17H98V16L101 17L100 15H101V13H102V12H101L102 10H100V12H101V13H100V12H99V9H102L103 6L101 5L102 8H98V7H100L99 4H101V3H99L98 1H97V2L95 1V3H96V4L99 3V4H98L99 6H97V5L95 6V3L93 4L95 8H88V7H87V4H86L85 1H81V0H80V1H79V0H78V1L76 0V2H75V0H73ZM73 1H71V2L73 3ZM86 1H87V0H86ZM91 1L94 2V0H91ZM99 1H100V0H99ZM108 1H109V0H108ZM126 1H127V0H126ZM128 1H129V0H128ZM142 1H143V0H142ZM142 1H141V3H138V2H137V4L134 2L136 5H135V4H134V5L132 4V5H133V8H132V9L130 8V10L132 11V14H133V11H134V12L136 11L137 14H138L139 12L141 13L142 10H143L142 12H144V9H145L150 3H152L153 6L159 8L160 5L162 4V2H164V0H163V1L161 2L160 5H157V6H156V5H154V3H155L157 0H156V1H155V0H147V1L145 0L146 3H143ZM145 1H144V2H145ZM160 1H161V0H160ZM160 1L158 0L159 3H160ZM177 1H178V0H177ZM206 1H207V0H206ZM245 1H246V0H243V2H242L241 4L243 5V3H245ZM252 1H253V0H252ZM254 1H256V0H254ZM87 2H88V1H87ZM89 2H90V1H89ZM89 2H88V3H89ZM101 2H102V1H101ZM115 2H117V1H115ZM115 2H111V3H110V6L112 5V3H115ZM118 2H119V1H118ZM120 2H121V1H120ZM120 2H119V3H120ZM122 2H123V1H122ZM158 2H156L155 4H158ZM166 2H168V0H166L165 3H166ZM169 2H170V0H169ZM169 2L166 3V4H169ZM199 2H200V1H199ZM202 2L205 3V0H202ZM208 2H209V1H208ZM208 2H206V3H208ZM246 2H247V1H246ZM262 2H263V1H262ZM262 2H259V3H262ZM31 3H32V2H31ZM46 3L49 4V5H47V6H52V5H50V2H46ZM54 3H55V2H54ZM66 3H67V2H66ZM68 3L70 4V0H68ZM74 3H73V4H74ZM104 3H105V0H104V2H103L102 4H104ZM106 3H107V2H106ZM108 3H109V2H108ZM119 3H116V5H115V4H114V5L117 7V4H119ZM129 3H130V1H129ZM165 3H163V4H165ZM172 3L174 4V2H172ZM200 3H201V2H200ZM217 3H218V2H217ZM217 3H216V5H215L214 3H210V4H212V5L214 4V6H216V8L213 6V7H214L213 9H215V10L217 9L218 11H220L219 9H223V8H222L221 6H220L221 8H217V7H219V6H217V5H218L220 2H219L218 4H217ZM247 3H250V4H251L252 2L248 0ZM253 3H254V2H253ZM253 3H252V4H253ZM35 4H36V3H35ZM38 4H36V5H38ZM52 4H53V3H52ZM73 4H70V5L73 6ZM163 4H162V5H163ZM166 4H165V5H166ZM198 4H199V3H198ZM198 4H197V5H198ZM237 4H238V3H237ZM252 4H251V5H252ZM255 4H256V2H255ZM255 4H253V5H255ZM257 4H258V2H257ZM257 4H256V5H257ZM20 5H21V6H20ZM64 5H65V4H64ZM64 5H63V6H64ZM93 5H92L91 7H93ZM107 5H108V4H107ZM120 5H122V4H120ZM162 5H161V6H162ZM165 5L162 6V7H165ZM170 5H171V4H170ZM170 5H168L169 8H170ZM182 5H184V7H186V8H184V7L182 8V7H181ZM239 5H240V4H239ZM242 5H241V6H242ZM245 5H246V4H245ZM247 5H248V4H247ZM258 5H259V4H258ZM7 6H8V5H7ZM42 6H43V5H42ZM45 6H46V5H45ZM89 6H90V3H89ZM110 6H109V7H110ZM115 6H112V7H110V8H113L112 10H114V7H115ZM118 6H119V5H118ZM150 6H151V5H150ZM153 6H152V7H153ZM158 6H159V7H158ZM172 6H175V5H172ZM193 6H194V5H193ZM200 6H201V5H200ZM200 6L197 7V8H195V7L192 8V7L189 5L188 7H191V9H189V8L187 9V6H185V4H181L180 7H181L182 9H178L179 6H177V7L175 6V7H176V10L174 9L175 7H174V8L172 7V8L174 9V11H172V9H171V10H170L171 13H169L170 15H163V14H162L161 16L159 15L160 17H159L158 19L156 18V20H154L155 17L153 16V17H154V18L152 17L153 22H152L151 24L149 23V25H147V26L145 27V30H144V31H147V32H148V33L146 32L147 34H149V33H151V34H152V33H157V36H162L161 34H162L163 32H165V31H166V33H167V30H165V29L167 28V23H168V22H171L169 19H171L170 16L172 17V16H173V13H174V15L179 14V16H180V14H183L184 11H186L187 13H185V15L183 14V18L185 19V16H186V14H187L186 18H187L188 22H189V19H191V21H196V18H197V17H199L201 20H203L205 14L202 15L201 13H203V11H204L205 8H202V7H205L206 5L204 6V4H202V7H200ZM40 7H41V6H40ZM43 7H44V6H43ZM61 7H62V5H61ZM96 7H97L98 9H96ZM109 7L107 6V8H109ZM152 7H151V8H152ZM162 7H160L159 9H160V10H161V9H163V10L165 9L164 11H166V10L168 9L167 5H166L167 9H166V7H165V8H162ZM206 7H208V6H206ZM243 7H244V6H243ZM258 7H259V6H258ZM21 8H22V7H21ZM51 8H52V7H51ZM105 8H106V7H105ZM110 8H109V9H110ZM118 8H119V7H118ZM211 8H212V7H211ZM211 8H209L208 10H210ZM250 8H251V7H250ZM59 9H60V8H59ZM62 9H63V8H62ZM71 9H72V8H71ZM152 9H153V8H152ZM186 9H187V10H186ZM202 9H203V11H202ZM21 10H22V9H21ZM25 10H26V9H25ZM31 10H32L31 13H33L34 9L32 8ZM35 10H36V8H35ZM43 10H44V9L42 8V12L45 13V11H43ZM45 10H46V9H45ZM47 10H50V9H47ZM47 10H46V11H47ZM67 10H68V9H67ZM110 10H111V9H110ZM115 10H116V11H117V10L119 11V9H115ZM115 10L113 11V12H115V13H113V14L117 15V13H121L120 11H119V12H118V11L116 12ZM168 10H169V9H168ZM208 10H207V11H208ZM215 10H214V11H215ZM18 11H19V10H18ZM40 11H41V10H40ZM122 11H123V12H122V16L120 17V19H121V20H124V22H125V20L129 19V15H131V12H124L125 9L122 10ZM150 11H151V9H150ZM152 11H154V9H153ZM211 11H212V9H211ZM211 11H210L209 13H212ZM218 11H216L215 13H218ZM224 11H225V10H224ZM7 12H8V14H7ZM9 12H10V13H9ZM15 12H16V11H15ZM23 12H24V11H23ZM27 12H28V11H27ZM42 12H40V13L42 14ZM51 12H52V11H51ZM55 12H56V11H55ZM55 12H54V15L56 14ZM63 12H64V11H63ZM69 12H70V11H69ZM73 12H74V11H73ZM73 12H72V13H73ZM105 12H106V11H105ZM108 12H109V11H108ZM155 12H156V14H157V9L155 10ZM155 12H154V13L152 12V13H150V14H155ZM158 12H159V13H160V12L162 13L163 11H158ZM166 12H168V11H166ZM220 12H221V13H219V14H222L223 11H220ZM24 13H25L24 16H27L28 13H27V14H26V12H24ZM24 13H23V14H24ZM29 13H30V12H29ZM31 13H30V14H31ZM46 13H48V12H46ZM66 13H67V12H66ZM72 13H71V14L68 13V14L72 15ZM110 13H112V11L109 12L108 14H110ZM140 13H139V14H140ZM146 13L149 14V10H148ZM164 13H165V12H164ZM224 13H225V12H224ZM224 13H223V14H224ZM228 13H229V12H228ZM12 14H13V13H12ZM12 14H11V15H12ZM23 14H22V15H23ZM30 14H29V16H30ZM33 14H35V11H34ZM41 14H40V15H41ZM52 14H53V13H52ZM52 14H51V16H52ZM59 14H60V12H59ZM64 14H65V12H64ZM73 14H74V13H73ZM99 14H100V15H99ZM166 14H167V13H166ZM171 14H172V15H171ZM230 14H231L230 16H228L229 14H228V15H227V14H226V15L224 14L225 16H228V17L226 18V21H229V23H232L233 25H234V24H239L238 27H239V26H242V25L244 26V23H246V22L243 21L244 23H243V24L241 23V20H242V19H241V18H242L241 15H240V16H239V15L236 16L235 13H233L234 15H232V13H230ZM8 15H9V16H8ZM36 15H37V14H36ZM42 15H43V14H42ZM42 15H41V16H42ZM70 15H69V16H70ZM103 15L105 16V14H103ZM134 15H135V14H134ZM141 15H142V14H141ZM141 15H140V16H141ZM208 15H209V14H208ZM208 15L206 14L207 17H209ZM210 15H211V14H210ZM214 15H215V14H214ZM217 15H218V14H216V16H217ZM38 16H39V13H38L37 17H38ZM59 16H60V15H59ZM72 16H73V15H72ZM72 16H71V17H72ZM74 16H75V14H74ZM74 16H73V18H74ZM131 16H132V15H131ZM131 16H130V18H131ZM135 16H136V15H135ZM135 16H134V17H135ZM150 16H151V15H149V17H150ZM168 16H169V17H168ZM218 16H219V15H218ZM220 16H221V15H220ZM225 16H224V17H225ZM243 16H244V15H243ZM6 17H5V18H6ZM11 17H13V15H12ZM21 17H22V16H21ZM34 17H35V16H34ZM48 17H49V16H48ZM67 17H68V15H67ZM76 17H77V15H76ZM82 17H81V18H82ZM116 17H119V16H116ZM116 17L113 18V20H114V19L117 20ZM132 17H133V16H132ZM143 17H144V16H143ZM175 17H176V16H175ZM207 17H205V19H206ZM239 17H240V18H239ZM9 18H10V17H9ZM14 18H15V16H14ZM22 18H23V17H22ZM24 18H25V17H24ZM40 18H41V17H40ZM64 18L67 19L65 16H64ZM68 18H69V17H68ZM90 18H89V19H90ZM137 18H138V17H137ZM178 18H179V17H178ZM214 18H215V17H214ZM219 18H220V17H219ZM222 18H223V16H222ZM26 19H27V17H26ZM34 19H36V18H34ZM37 19H39V18H37ZM76 19H77V18H75V20H76ZM78 19L81 20L80 18H78ZM78 19H77V20H78ZM95 19H94L93 23L95 22ZM101 19H103V16H102V18H100V20H99V19H96V21H99V24H100V23H102L103 20H104V19H103V20H101ZM120 19H118V20H120ZM138 19H141V18H138ZM144 19H145V18H144ZM146 19H148V17H147ZM172 19H173V18H172ZM172 19H171V20H172ZM179 19H180V18H179ZM181 19H182V18H181ZM200 19H199V20H200ZM224 19H225V18H224ZM3 20H5L4 23H2V24H5L4 26H6V25L8 26V25L10 24V20H9V19L6 20V19L3 18ZM3 20H2V21H3ZM11 20H12V19H11ZM23 20H24V19H23ZM75 20H73L74 23H70V25L72 24L71 27H68V25H66L68 28H66V26H65L64 28H63V27L61 28L60 25H59L60 28H58L59 26L57 25L58 27L56 26L57 28L54 29V30L57 32L56 34H58V35H62L65 39H64L63 37H60V36H58L60 39H59L58 37H57V38L55 37V39H59L60 41H62V40H61L62 38H63V41L68 39V41H71L72 43H74V46H73L72 48H67V47H66V48H62V49H65V50H62L63 52L61 51V53H63L62 55H65V58H66V59H67V56H71V58H69V61L67 62V63H68V66H69V67H67V68H70V69H71V71H69V72L71 73V72L73 71L74 68L72 69V67H76L77 70H78V71H77V75H76L77 78L82 79V81H83V80L86 81L89 77H93V76H94L93 78H95V80L99 83L100 80L98 81V79L102 78V75H104L105 73L103 74V72H102V74H99L101 71H99V73H97V72H98L99 68L102 67L101 69H103V66H104V68H105L106 65H105L104 63L106 62V64H107V62H109V60L105 58L106 61H104V63H102V62H100V60H102V58H100L99 61H98L97 59H92V58H93V55L95 54V52L92 54L91 51H87V52H91V53H87V54H86L84 51L87 50L86 48H88V46L90 47V45H92L91 43L93 42L92 39H93L94 37H95V38H96V37H99L98 39H100V35H101V37H104V36H103V33H100L101 31H104V30H101V29H100V28H104V27H101V26L103 25V23L100 24V25H101L100 27L98 26V27L95 28V27H94L95 25H92L93 23H92V21H90V25L93 26V28H92V30H91V26H90V29H89L88 25H87L86 22H85L86 29L88 28V29L86 30V31H87V33H86V31H85V26H84V22H83L82 24H77V22H76ZM90 20H92V19H90ZM121 20H120V21H121ZM133 20H134V18H133ZM182 20H183V19H182ZM185 20H186V19H185ZM187 20H186V21H187ZM199 20H197V21H199ZM206 20H208V19H206ZM209 20H210V19H209ZM212 20H213V17H212ZM212 20H211V21H212ZM243 20H244V18H243ZM249 20H250V19H249ZM26 21H27V20H26ZM26 21H25V22H26ZM28 21L30 22L29 18H28ZM33 21H34V20H33ZM69 21H70V20H69ZM82 21H83V20H82ZM105 21H107V20L105 19ZM120 21H119V22H120ZM127 21H129V20H127ZM127 21H126V22H127ZM134 21H135V20H134ZM150 21H151V20H150ZM172 21H173V20H172ZM211 21H210V22H211ZM214 21H215V20H214ZM220 21H221V20H220ZM226 21H225V22L223 21V25H224V23H226ZM41 22H42V21H41ZM88 22H89V21H88ZM88 22H87V23H88ZM110 22H111V18H110ZM122 22H123V21H122ZM144 22H145V21H144ZM181 22H182V21H181ZM188 22L186 23L187 25H188ZM11 23H12V22H11ZM14 23H15V22H14ZM14 23H13V26H14ZM35 23H36V22H35ZM42 23H43V22H42ZM66 23H67V22H66ZM78 23H79V22H78ZM97 23H98V22H97ZM106 23H107V22H106ZM108 23H109V22H108ZM133 23H134V22H133ZM135 23H136V22H135ZM137 23H138V21H137ZM165 23H166V25H164ZM190 23H191V22H190ZM190 23H189V24H190ZM192 23H193V22H192ZM205 23H206V21H205ZM221 23H222V22H221ZM221 23H219L218 25L213 26V28L215 29L214 31H220V32H221L223 28H226V27L221 28V27H222V26H221ZM240 23H241L242 25H240ZM249 23H250V21H249ZM249 23H248V24H249ZM22 24H23V23H22ZM28 24H29V23H28ZM61 24H62V22H61ZM94 24H96V23H94ZM118 24H119V23H118ZM177 24H179V23H177ZM180 24H181V23H180ZM186 24H185V25H186ZM200 24H201V22H200ZM200 24H199V25H200ZM209 24H210V23H209ZM211 24H217V23L214 22V23H211ZM226 24H228V22H227ZM226 24H225L224 26H226ZM232 24H230V25H232ZM246 24H247V23H246ZM10 25H12V24H10ZM32 25H33V24H32ZM38 25H39V24H37V25H35V26H38ZM97 25H98V24H97ZM97 25H96V26H97ZM109 25H112V24L109 23ZM123 25H124V24H123ZM139 25H140V23H139ZM139 25H138V26H139ZM141 25H142V24H141ZM168 25H170V24H168ZM181 25H182V24H181ZM187 25H186V27H187ZM193 25H194V24H193ZM228 25H229V24H228ZM0 26H1V24H0ZM13 26H12V27H13ZM33 26H34V25H33ZM33 26L29 27V26H27L26 24H25V25L23 24V25L19 26V28H20L21 30L26 31V32L29 31V32H31V33H34V32L36 31V29H35V26H34V27H33ZM52 26H53V25H52ZM52 26H51V27H52ZM63 26H64V25H63ZM114 26H115V25H114ZM114 26H113V28H114ZM118 26H119V25H118ZM138 26H136V27H138ZM164 26H166V28H164ZM177 26H179V25H177ZM177 26H175L174 28H172V29H173V30H171L172 33H177V34H178V32L183 31V28L180 29V28H179L180 26H179V27H177ZM191 26H192V25H191ZM191 26H190V27H191ZM195 26H197V23H196ZM208 26H209V25H208ZM210 26H211V27H210ZM210 26H209L208 28H212V25H210ZM245 26H247V25H245ZM248 26L250 27V25H248ZM254 26H256L255 28H257V25H256V24H255ZM2 27H3V26H2ZM14 27H16V26H14ZM38 27H39V26H38ZM184 27H185V26H184ZM190 27H189V28H190ZM203 27H204V25H203ZM203 27H202V28H203ZM227 27L230 28L231 26H227ZM251 27H252V25H251ZM9 28H10V26H9ZM16 28L18 29V24H17V27H16ZM16 28H15V29H16ZM54 28H55V27H54ZM113 28H112V29H113ZM123 28H124V27H123ZM127 28H129V27H127ZM192 28H193V26H192ZM194 28H195V27H194ZM229 28H228V29H229ZM232 28H233V27H232ZM235 28H237V27H235ZM235 28H234V29H235ZM260 28H262V27H260ZM13 29H14V28H13ZM104 29L106 30V28H104ZM141 29L143 30V28H141ZM168 29H169V28H168ZM170 29H171V28H170ZM184 29H185V28H184ZM186 29H187V28H186ZM196 29H197V28H196ZM228 29H227L228 32H229V31H230V32L232 31L231 29H230V30H228ZM234 29H233V30H234ZM237 29H238V28H237ZM237 29H235L236 31H234V33L239 34V38H240L241 40L243 39V41L246 40L245 38L248 37V35H249V33H250L251 30H252V32L255 31L254 27H253L252 29L250 28V30H249V28H248L249 31L247 30L248 32H246V33H245L246 29H244L245 31L243 30V33L241 32V30H238L239 32H237ZM263 29H264V28H263ZM77 30H79L80 33H81V31H82V33H84V32H83V30H84L85 33H84L83 35L81 34L80 37H77V36L79 35V34L75 33V31H77ZM96 30H99V31L97 32ZM100 30H101V31H100ZM200 30H201V28H200ZM204 30H206V29H204ZM210 30H211V29H210ZM224 30H226V29H224ZM257 30H259V28H257ZM11 31H12V29H11ZM55 31H54V32H55ZM124 31H125V30L121 28V32H124ZM188 31H189V30H188ZM188 31H187L186 34H190V33H188ZM227 31H225V33H226ZM7 32H9V31H7ZM21 32H22V31H21ZM49 32H50V31H49ZM79 32H78V33H79ZM104 32H105V31H104ZM116 32H117V31H116ZM116 32H115V33H116ZM118 32H119V31H118ZM121 32L118 33V34H121V35H119V37H118V35L116 34L117 38H116V36L114 35L115 38L118 39V41H119V39H120L119 42L123 41V40H121V39H124V37H121L122 34H123V33H121ZM190 32H191V31H190ZM192 32H193V31H192ZM208 32H209V31H208ZM211 32H212V31H211ZM222 32H224V31H222ZM230 32H229V33H230ZM232 32H233V31H232ZM252 32H251V34H252ZM255 32H258V31H255ZM260 32H261V30H260ZM9 33H10V32H9ZM126 33H127V31H126ZM180 33H181V32H180ZM195 33H197V32L195 31ZM253 33H254V32H253ZM258 33H259V32H258ZM74 34H75L76 36H75ZM113 34H114V31H113ZM151 34H149V35H151ZM164 34H165V33H164ZM184 34H185V30H184ZM186 34H185V35H186ZM198 34H199V33H198ZM198 34H192V36L195 35V38L192 37L193 39H191V37H188V38H190V39H188V40L186 39L187 41L184 40V41H186V43H184V46H185L184 48H187L188 50H189V48H190L191 51H192V50H193V51H196V50H197V52H198V49H197L196 47H199L198 45H199L200 43L203 44V45L205 46L206 43H208L210 40H211V41L214 40L215 37L218 36V35L215 36V37L213 36L214 39H212V38L209 39V38H208L209 41L207 42V37L205 38V35H206L205 33H204L205 35H203V32H202L201 34H199V35H198ZM127 35L129 36V34H127ZM168 35H169V34H168ZM171 35H175V36H176L175 39H177V36H179L180 34H178V35H176V34H171ZM171 35H169L170 37L166 36V37H168V38L171 39L169 42H168L169 39H168V38H167L168 40L166 39V41H167L168 43H165V42H164L165 39H164V40L162 39V40H163V43H165L166 46H168V48L165 46V49L167 48V50H169V51H170L169 47H171V49H172V47L176 46V43L179 44V42H178L177 40H175L176 42L174 41L173 38H174L175 36H174V37L172 36V37H173V38H172ZM185 35H184V36H185ZM214 35H215V34H214ZM228 35H229V34H228ZM231 35H232V33H231ZM231 35H230V37L233 36V35H232V36H231ZM53 36H54V34H53ZM74 36L77 38V40L74 39V38H75ZM106 36H108V35H107V32H106ZM106 36H105V37H106ZM124 36H125V35H124ZM151 36H152V35H151ZM181 36H182V33H181ZM187 36H188V35H187ZM10 37H11V36H9L8 34L3 33V32H0V41L3 42L4 44H5V43H6V44H11L12 46L15 47V50H16V47H18L19 44L21 45V43H22L23 41H22V40H21V41H19V40L14 41L16 38H14L13 41H12V39H11ZM105 37H104V38H105ZM129 37L132 38L131 36H129ZM162 37H164V35H163ZM218 37H219V36H218ZM220 37H222V36L220 35ZM220 37H219L218 40H217V45L219 44V45L222 47V45H221V44H223L222 41H223V40L226 41V40H225V39H222V38H220ZM224 37H226V35H224ZM227 37H228V36H227ZM230 37H229V38H230ZM250 37H251V36H250ZM250 37H249V38H250ZM50 38H52V37H50ZM66 38H67V39H66ZM125 38H127V36H126ZM130 38H129V39H130ZM151 38H155V37H150V39H151ZM178 38H179V37H178ZM180 38H182V37H180ZM183 38H184V37H183ZM204 38H205L206 40H204ZM55 39H54V40H55ZM73 39H74V40H73ZM96 39H97V38H96ZM96 39H95V40H96ZM150 39H148V42H149V43H147V44H146V41H147V40H146V41H143V40H142V42H145L144 44L149 45L150 42H151ZM244 39H245V40H244ZM247 39H248V38H247ZM25 40H26V39H25ZM25 40H24V41H25ZM51 40H52V39H51ZM54 40H53V41H54ZM59 40L56 41V42H59ZM91 40H92V42H91ZM95 40H94V42L96 43ZM113 40H114V38H113ZM113 40H110L111 45H108L109 48H105V49H108V51H110V55H112L111 58H112V59L114 58V59L112 60V63H113V64H117L118 66L121 65V64H122L123 66L125 65L124 67H122V65L119 66V67H121L122 69H123V68H126V67H127V68H128V67H130V68L135 67L134 70L137 69V67H136L137 61H136V59H134V60H130V59H128L130 56H132V55L135 54L134 51L132 50V53H130L131 55L129 54V57H128V53L131 51V50H129V52H128V50H126V47H127L126 43H129L128 38H127V41H125V40H126V39H125L123 42H121V43H124L121 47H120V45H118V44H120L119 42H118V44H116L115 42H113ZM130 40H132V39H130ZM162 40H161V41H162ZM178 40H180V39H178ZM249 40H250V39H249ZM53 41H52V42H53ZM98 41H100V40H98ZM111 41H112V42H111ZM139 41H140V40H139ZM193 41H194L195 44H196V43H197V44H196V45H195V44H192ZM211 41H210V42H211ZM1 42H0V43H1ZM26 42H27V41H26ZM152 42H153V41H152ZM152 42H151V43H152ZM170 42H173V43L175 42V43H174L175 45L173 44L174 46H172V44H171ZM180 42L183 44L182 40H181ZM227 42H228V41H227ZM241 42H242V41H241ZM24 43H25V42H24ZM24 43H22V44H24ZM61 43H62L61 45H62V47H63V44H65V43H63V42H61ZM69 43H70V42H69ZM97 43H100V44H101V42H97ZM97 43H96V44L93 43V45H95V46H93V47L96 48V49H99V48L96 47V46H98ZM110 43H109V44H110ZM112 43H115V44L118 45V46H112V45H113ZM220 43H221V44H220ZM248 43L250 44V42H247V44H248ZM263 43H264V41H263ZM32 44H33V43H32ZM38 44H39V43H38ZM38 44H37V45H38ZM45 44H46V43H45ZM56 44H57V43H56ZM59 44H60V43H59ZM144 44H142V46H143V47H146V45L144 46ZM165 44H163V45H165ZM169 44H170L171 46H169ZM182 44H181L180 46H178V45H177V46H178V47H181ZM249 44H248V45H249ZM24 45H25V44H24ZM49 45H50V44H49ZM57 45H58V44H57ZM65 45L67 46V44H65ZM65 45H64V46H65ZM70 45H72V44H70ZM106 45H107V44H106ZM106 45H105V46H106ZM150 45H151V44H150ZM194 45H195L196 47H195ZM207 45H210V43L206 44V47H207ZM212 45H213V44H212ZM219 45H218V47H219ZM223 45H224V44H223ZM3 46H4V45H3ZM12 46H11V48H12ZM47 46H48V45H47ZM59 46H60V45H59ZM111 46H112V47H111ZM139 46H140V44H139ZM139 46H138L137 48H139ZM228 46H229V45H228ZM259 46H260V45H259ZM261 46H263V45H261ZM5 47H6V45H5ZM5 47H4V48H5ZM9 47H10V46H9ZM20 47H21V46H20ZM34 47H35V46H34ZM34 47H33V48H34ZM39 47H40V46H39ZM49 47H53V45H52V46H48V48H49ZM54 47H55V46H54ZM68 47H69V46H68ZM70 47H71V46H70ZM93 47H90V48H93ZM98 47H99V46H98ZM100 47H101V46H100ZM128 47H129V46H128ZM128 47H127V49H130V48H128ZM131 47H132V46H131ZM147 47H148V46H147ZM178 47H175V48H178ZM194 47H195L196 49H195ZM201 47H202V45H201ZM208 47H209V46H208ZM210 47H211V46H210ZM212 47H213V46H212ZM218 47H217V48H218ZM237 47H238V46H237ZM7 48H8V47H7ZM27 48H28V47H27ZM42 48H43V47H42ZM56 48H57V47H56ZM90 48H89V50H90ZM94 48H93V49H94ZM163 48H164V46H163ZM182 48H183V46L181 47V49H182ZM202 48H203V47H202ZM202 48H201V49H202ZM225 48H226V47H225ZM262 48H264V46L261 47V49H262ZM9 49H10V48H8L7 50H9ZM13 49H14V48H13ZM18 49H20V48H18ZM34 49H35V48H34ZM39 49H41V48H39ZM44 49H45V48H44ZM44 49H43V51H44ZM53 49H54V48H53ZM59 49H60V47L58 48V50H59ZM85 49H86V50H85ZM101 49H102V48H101ZM101 49H100V50H101ZM135 49H136V48H135ZM165 49H164V50H165ZM181 49H180V50H181ZM212 49H213V48H212ZM214 49H216V48H214ZM231 49H232V48H231ZM242 49H243V47H242ZM261 49H258V50H259V54H260V52H261ZM15 50H14V51H15ZM24 50H25V46H24ZM46 50H47V49H46ZM60 50H61V49H60ZM60 50H59V51H60ZM91 50H92V49H91ZM94 50H95V49H94ZM136 50H137V49H136ZM146 50H147V49H146ZM173 50H174V49H173ZM173 50H172V52H173ZM176 50H179V49H176ZM180 50H179V51H180ZM184 50H185V49H184ZM188 50L185 51L186 53L182 52V53H184V54H182V53H179V54H178L177 51H174L173 53L176 52L175 54H178V55H188V56L191 57V58L195 57V56L193 55L194 53L192 54L191 51L188 52ZM217 50H218V49H217ZM224 50H225V49H224ZM227 50H228V49H226V52H227ZM246 50H247V49H246ZM252 50H253V49H252ZM263 50H264V49H263ZM19 51L21 52V50H19ZM43 51H41V52H43ZM49 51H51V49H50ZM92 51H93V50H92ZM137 51H138V50H137ZM210 51H211V50H210ZM9 52H11V55H10V56H12L13 54L18 55L16 51L13 52L12 50H10ZM9 52H8V54H10ZM20 52H19V53H20ZM22 52L25 53V51H23V50H22ZM39 52H40V50H39ZM41 52H40V53H41ZM57 52H58V51H57ZM83 52H84L85 54H84ZM96 52H97V51H96ZM106 52H107V51H106ZM197 52H196V54L198 55L199 52H198V53H197ZM201 52H202V51H201ZM205 52H206V51H205ZM218 52H219V51H218ZM222 52H223V51H222ZM226 52H225V55H226ZM232 52H233V50H232ZM243 52H244V54H245V49H244ZM247 52H248V50H247ZM247 52H246V53H247ZM254 52H255V51H254ZM12 53H13V54H12ZM45 53H46V52H44V54H45ZM49 53L51 54V52H49ZM61 53H60V54H61ZM99 53H100V51H98V54H97V55H99ZM190 53L192 54V56L190 55ZM203 53H204V52H203ZM223 53H224V52H223ZM261 53H262V52H261ZM8 54H7V55H8ZM54 54H55V53H53V55H54ZM88 54H89V55H88ZM137 54H138V53H137ZM170 54H171V51H170L169 55H170ZM200 54H201V57H202L203 54H202V53H200ZM205 54H206V53H205ZM263 54H264V53H263ZM15 55H13V57H14ZM39 55H40V54H39ZM53 55H52V56H53ZM62 55H58V54H57V57H58V58H57V57H56V58L59 60V58H61V57L63 58V57H64V56H62ZM85 55L88 56V57H89V56L91 57V55H92V57H91V58H90V57L88 58V57H86ZM97 55H96V56H97ZM106 55H107V54H106ZM106 55H105V57H108V55H107V56H106ZM197 55H196V56H197ZM210 55H212V54H210ZM225 55H224V56H225ZM233 55H234V54H233ZM8 56H9V55H8ZM35 56H36V55H35ZM52 56H51V57H52ZM55 56H56V55H55ZM96 56L94 55V57H96ZM173 56H174V55H173ZM173 56H171V57H172L171 60L168 61V62H166V64L163 62L164 64L162 63V65H161L162 67L159 68V66H158V68L155 69V71H156V73H157L158 75L161 74V73H164L165 75H166V73L168 74V72H169L168 70H169L172 66H174V65L177 64V62L179 61L178 58H176L177 55H175V56H176L175 59H174ZM188 56H187V57H188ZM204 56H205V55H204ZM228 56H229V58H228L227 60H229L230 57H233V56H230V55H228ZM247 56H248V57H252V56H254V54H251V53L249 54V52H248V54H246V58H248ZM255 56H256V54H255ZM262 56H263V55H262ZM42 57H43V56H42ZM42 57H41V58H42ZM99 57H102V56H98V59H99ZM109 57H110V56H109ZM133 57H134V56H133ZM135 57H136V56H135ZM138 57H139V56H138ZM141 57H142V56H141ZM153 57H154V56H153ZM153 57H152V59H153ZM197 57H198V56H197ZM205 57H207V56H205ZM242 57H243V56H242ZM52 58H53V57H52ZM52 58H50V59H52ZM54 58H55V57H54ZM54 58H53V59H54ZM96 58H97V57H96ZM103 58H104V57H103ZM136 58H137V57H136ZM142 58H143V57H142ZM233 58H234V57H233ZM238 58H239V56H238ZM244 58H245V57H244ZM244 58H243V59H244ZM246 58H245V60L247 61ZM15 59H16V56H15ZM20 59L22 60V58H20ZM30 59H31V58H29V62H30ZM50 59H49V61H50ZM53 59H52L51 61H53ZM143 59H144V58H143ZM143 59H141V60L143 61V63H144V64L142 63V65L145 66V62H146V61L143 60ZM154 59H155V57H154ZM169 59H170V57H169ZM179 59H180V56H179ZM197 59H198V60H202L203 57H202V59H200L199 57H198ZM205 59H206V58H204L203 61H205ZM208 59H209V58H208ZM217 59H219V58H217ZM217 59H216V60H217ZM221 59H222V58H221ZM236 59H237V58H236ZM25 60H26V59H25ZM27 60H28V59H27ZM37 60H38V59H37ZM55 60H56V59H55ZM55 60H54L53 62H55ZM61 60H62V59H60V61H61ZM95 60L98 61L99 65L101 64V65H103V66L100 65L101 67L98 68L97 72H96V70H95V72H94V71L91 72V70L94 69V68H91L92 65H93V63H94V62H95V63L97 62V61H95ZM107 60H108V61H107ZM138 60H139V58H138ZM193 60L196 61L194 58H193ZM198 60H197V61H198ZM224 60H226V58L223 59V60H219V62H221V63L224 64V62H225ZM240 60H242V58H240ZM245 60H244V61H245ZM250 60H251V59H248L249 62H250ZM263 60H264V56H263ZM2 61H3V60H2ZM51 61H50V62H51ZM144 61H145V62H144ZM161 61H162V60H161ZM194 61H193V62H194ZM238 61H239V60H238ZM242 61H243V60H242ZM244 61H243V62H244ZM246 61H245V62H246ZM259 61H260V60H259ZM5 62H6V64H7V61H5ZM25 62H26V61H25ZM25 62H24V63H25ZM27 62H28V61H27ZM27 62H26V63H27ZM29 62H28V63H29ZM50 62H49V64H50ZM53 62H52V63H53ZM56 62H58V61L56 60ZM56 62H55V63H56ZM62 62H63V61H62ZM62 62H61V65H62ZM78 62H80V63L78 64ZM139 62H141V61H139ZM216 62H217V61H216ZM228 62L231 63V60L228 61ZM228 62L226 61L227 66H228ZM243 62H240V63L243 64ZM2 63H3V62H2ZM8 63H9V62H8ZM20 63H21V62H20ZM28 63H27V64H28ZM63 63H64V62H63ZM65 63H66V62H65ZM65 63H64V64H65ZM67 63H66V64H67ZM95 63H94V64H95ZM146 63H147V62H146ZM179 63H180V62H179ZM179 63H178V64H179ZM202 63H203V62H202ZM235 63H236L237 66L233 63L234 65L231 64V65H232L231 68H237V69H240V67H241L242 65L240 66L239 63L236 62V61H235ZM237 63H238V64H237ZM256 63L258 64L259 62H256ZM260 63H262V61H260ZM34 64H35V63H34ZM57 64H58V63H56V65H57ZM66 64H65V65H66ZM96 64H97V63H96ZM108 64H109V63H108ZM113 64H112V65H113ZM193 64H195V63H193ZM199 64H200V63H199ZM199 64H198V65H199ZM245 64H248V62H246ZM262 64H263V63H262ZM0 65L2 66L1 63H0ZM30 65H31V64H30ZM47 65H48V64H47ZM52 65H54V63H53ZM52 65H51V66H52ZM59 65H60V64H58V66H59ZM99 65H98V66H99ZM112 65H111V66H112ZM139 65H140V64H139ZM164 65H165V66H164ZM243 65H244V64H243ZM260 65H261V64H260ZM4 66H5V65H4ZM4 66H3L2 68H5ZM31 66H32V65H31ZM89 66H91V67H89ZM111 66H110L109 69H111ZM114 66H116V65H114ZM137 66H138V65H137ZM146 66H147V65H146ZM163 66H164V67H163ZM176 66H177V65H176ZM176 66H174V68H175ZM193 66L195 67L196 65H193ZM223 66H224V65H223ZM6 67H7V66H6ZM28 67H29V66H28ZM47 67H49V66H47ZM59 67H60V66H59ZM63 67H64V66H63ZM93 67H94V65H93ZM95 67H96V65H95ZM119 67H118V68H119ZM139 67H142V66L140 65ZM224 67H226V65H225ZM229 67H230V66H229ZM229 67H228V68H229ZM254 67H255V65H254ZM259 67H260V66H259ZM261 67L264 68V64L261 65ZM29 68H30V67H29ZM41 68H42V67H41ZM44 68H45V67H44ZM57 68H58V67H57ZM76 68H75V69H76ZM87 68H89V69L91 68V70H90V71H87ZM127 68H126V69H123V70L120 69L121 71L119 70V73H117V74H116V72H118V71H116V72H115V75H114V73H113V75H112V74L110 73L111 70H108V68H107V70L109 71V74H111L112 76H111V75L109 76V74L106 72V70H105V72L107 73L106 75L109 76V77H113V78L118 77V79L120 78V79L122 80V81H121V84H120V88L118 89L119 92H120L119 94H122V98H124L123 96H125V98L134 96V98H133L134 100H133L132 102H131V98H128V99H130L131 104H133L132 106L135 105V107H136V104L139 103L141 100H142L143 102H145V101L147 100L146 97L149 96V94H150L149 91L151 90V88L153 89V87H151L149 91L147 90V91H148V94H147V91H146V93L144 94V96H146V97H145V99H146L145 101L143 100L144 98H143V99H140V98L138 97L139 94L137 95V97H136L137 100H136V98H135V94H133V93H134L133 91H134V89H135V86H134V85H135V83H136L137 80H138L137 83H138L139 81H141V82L143 81V80L141 79V78H142L141 76H143V75H141V74H142V73H141V74H140V75H141V76H140L141 78H139V77H137V75H135V73H136L135 71H137V70L132 71V70L130 69V70L132 71V73H131V72H129L130 70H129V71L127 70ZM142 68H143V67H142ZM145 68H146V67H145ZM174 68H173V69H174ZM177 68H178V67H177ZM177 68H175L174 72L176 71ZM184 68H186V70L188 69V67H184ZM231 68H230V69H231ZM263 68H262V70L264 71ZM89 69H88V70H89ZM95 69H96V68H95ZM116 69H117V68H116ZM128 69H129V68H128ZM132 69H133V68H132ZM140 69H141V68H140ZM140 69L138 68V70H140ZM147 69H149V68H147ZM147 69H146V70H147ZM173 69H172V70H173ZM196 69H197V67H196ZM206 69H207V68H206ZM237 69H236V70H237ZM241 69H242V67H241ZM248 69H249V68H248ZM250 69H251V68H250ZM250 69H249V71H250ZM2 70H3V69H2ZM27 70H28V69H27ZM43 70H46V69H43ZM58 70H59V68H58ZM60 70H63V69H60ZM67 70H68V69H67ZM67 70H66V71H67ZM141 70H142V69H141ZM177 70H179V69H177ZM182 70H183V68H182ZM182 70L180 69V72H181ZM194 70H195V69H194ZM200 70H201V69H200ZM207 70H208V69H207ZM215 70H216V69H215ZM217 70H218V69H217ZM224 70H225V69H224ZM31 71H32V69H31ZM37 71H39V70H37ZM47 71H48V70H47ZM74 71H75V70H74ZM127 71H128L129 73L135 75L136 77L134 76V78H132L133 76H132V77H131V76H128ZM144 71H145V70H144ZM184 71H185V70H184ZM184 71H182L181 74H178V72H175L176 75H177V74L180 75L179 77H175L176 79H175L174 77H172V76L174 75V72H173V71H172L173 75H171L172 73H170V72H169V73H170V75H171V78H174L175 80H179V82H182L181 79L183 78V75L186 74V72L184 73ZM197 71H198V70H197ZM208 71H209L210 73H212V72H211V71H212L211 69L208 70ZM225 71H226V74H227V70H225ZM249 71L245 72V74H243V75H245V76L247 75L246 77H248L249 74H250V75L252 74V73H249ZM254 71H255V68H254ZM33 72H34V70H33ZM41 72H42V71H41ZM59 72H60V71H59ZM69 72H66V73L68 74V76H70L71 74L74 73V72H73V73H71V74L69 75ZM137 72H138V71H137ZM191 72H192V71H191ZM191 72H190V73H191ZM193 72H194V71H193ZM203 72H204V70H203ZM205 72H206V71H205ZM220 72H221V71H220ZM220 72H219V74H218L217 71L213 73V74L215 75L216 79H218L219 76L223 75V74L220 75ZM222 72H223V71H222ZM238 72H239V71H238ZM250 72H252V70H251ZM256 72H257L258 74H256ZM256 72H255V76L257 75V77H255V76L252 74V75L254 76V78H252V76H251L250 78H251V82H252V79H254V81L256 82V84H255L256 88L254 89V92H256V94H257V92H260V94H261V93H262L261 91L264 90V78L259 77V76H258V75H259V72H258V71H256ZM45 73H46V71H44V74H45ZM47 73H48V72H47ZM75 73H76V72H75ZM190 73H188V74H190ZM206 73H207V72H206ZM224 73H225V72H224ZM230 73H231V72H230ZM230 73H229V74H230ZM42 74H43V73H42ZM56 74H57V73H56ZM191 74H192V73H191ZM194 74L196 75V73H194ZM260 74H261V73H260ZM17 75H18V74H17ZM23 75H25V73H24ZM23 75H22V76H23ZM26 75H27V74H26ZM48 75H49V74H48ZM53 75H54V74H53ZM64 75L66 76V74H64ZM125 75H126V77H125ZM129 75H130V74H129ZM154 75H155V74H154ZM186 75H187V74H186ZM186 75H184L185 78H187ZM211 75H212V74H211ZM211 75H210V76H211ZM224 75H225V74H224ZM243 75H242V76H243ZM56 76H57V75H56ZM71 76H72V75H71ZM73 76H74V74H73ZM76 76H74V77H76ZM114 76H116V77H114ZM127 76H128V78H127ZM152 76H153V75H152ZM168 76H169V74H168ZM193 76H194V75H193ZM200 76H202V75H200ZM208 76H209V74H208ZM227 76H228V75H227ZM260 76H261V75H260ZM16 77H17V76H16ZM20 77H21V76H20ZM27 77H28V76H27ZM61 77H64V76H61ZM66 77H67V76H66ZM109 77H108L107 79H105V77L102 78V79L109 80ZM129 77H131V79H132V83H131V81H130L131 79H130ZM148 77H149V76H148ZM189 77H191V76L189 75ZM198 77H199V76H197V75L194 76V77H192L191 82H190V84H188V85H190L191 87H192V86H193V87H194V86H197V84L200 82V81L198 82V80H199V79H202V77L199 78V79H198ZM224 77H225V78H229V76L226 77V75H225ZM246 77H245V78H246ZM263 77H264V76H263ZM45 78H47V77H45ZM48 78H49V77H48ZM96 78H98V79H96ZM126 78H127V79H126ZM149 78H150V77H149ZM149 78L146 79V77H145V79H146L145 81L149 80ZM151 78H152V77H151ZM151 78H150V80H151ZM221 78H222V76H221ZM243 78H244V77H243ZM243 78H242V79H243ZM245 78H244V79H245ZM250 78H249V79H250ZM7 79H8V78H7ZM22 79H23V78H22ZM49 79H50V78H49ZM63 79H65V78H63ZM63 79H61V78L59 77V80L64 81ZM66 79H68V78H66ZM66 79H65V80H66ZM69 79H70V78H69ZM80 79H78V80L80 81ZM89 79H91V78H89ZM102 79H101V80H102ZM174 79H173V82H170L171 80H168V82L166 81V83H164V84H163V81H162V83H159L160 81H159V82L157 81V82H158V83H157V84H158V88H159L158 90L160 91L161 89H164V90L166 89L167 91H169L168 89H170V91H171L172 87L175 89V87H174V86H175V85H174ZM183 79H184V78H183ZM223 79H224V78H223ZM244 79H243V80H244ZM247 79H248V78H246L245 80H247ZM8 80H9V79H8ZM11 80H12V79H11ZM13 80H14V78H13ZM17 80H18V79H17ZM23 80H24V79H23ZM23 80H22V81H23ZM46 80H48V79H46ZM51 80H53V79H51ZM55 80L57 81V78H55ZM59 80H58V81H59ZM95 80H93L92 82L94 83ZM114 80H115V79H114ZM116 80H117V79H116ZM225 80H227V79H225ZM225 80H222V81H225ZM6 81H7V80H6ZM6 81H5V82H6ZM14 81H16V80H14ZM24 81H25V80H24ZM34 81H35V80H34ZM56 81H55V82H56ZM67 81H68V80H67ZM79 81H78V82H79ZM84 81H83V82H84ZM164 81H165V80H164ZM184 81H185V79H184ZM220 81H221V79H219V82H220ZM254 81H253V83H254ZM10 82H11V81H10ZM10 82H8V84H9ZM12 82H13V81H12ZM16 82H17V81H16ZM18 82H20V81H18ZM43 82H44V81H43ZM52 82H53V81H52ZM64 82H65V81H64ZM76 82H77V81H76ZM80 82H81V81H80ZM80 82H79V83H80ZM87 82H89V80H88ZM90 82H91V80H90ZM97 82H95V83H97ZM101 82H103V81H101ZM105 82H106V81H105ZM107 82L109 83L110 81H107ZM107 82H106V83H107ZM141 82H140V83H141ZM147 82H149V81H147ZM147 82H146V83H147ZM152 82H153V80H152ZM175 82L177 83V81H175ZM197 82H198V83H197ZM202 82H204V81H202ZM219 82H218V83H219ZM248 82H249V81H248ZM251 82H250V83H251ZM13 83L15 84V82H13ZM21 83H22V82H21ZM56 83H57V82H56ZM60 83H62V82L60 81ZM79 83H78V84H79ZM85 83H86V82H85ZM98 83H97V86L100 85V84H98ZM119 83H120V82H119ZM137 83H136V84H137ZM149 83H150V82H149ZM250 83H249V84H250ZM40 84H41V83H40ZM48 84H49V83H48ZM53 84H54V83H53ZM67 84H68V83H67ZM75 84H76V83H75ZM75 84H74V85H75ZM101 84H102V83H101ZM206 84H207V83H206ZM221 84H222V83H221ZM227 84H228V83H227ZM6 85H7V84H6ZM15 85H16V84H15ZM34 85H35V83H34ZM41 85H42V84H41ZM41 85H39V87H40ZM46 85H47V84H46ZM60 85H64V84H60ZM72 85H73V84H71V85H69V86L67 87L70 91H72V89H73V87H74V86H72ZM76 85H77V84H76ZM79 85H80V86H78V87H81V84H79ZM88 85H89V84H88ZM90 85H92V83H91ZM103 85H104V82H103ZM110 85H111L110 83L107 84V87L110 86ZM112 85L114 86V84H112ZM112 85H111V86H112ZM137 85H139V83H138ZM146 85H147V84H146ZM153 85H154V84H153ZM176 85H177V84H176ZM204 85H205V84H204ZM219 85H220V83H219ZM223 85H226V84L224 83ZM228 85H229V84H228ZM233 85H234V84H233ZM240 85H241V84H240ZM240 85H239V84H236L237 87H238V86L240 87ZM250 85H251V84H250ZM250 85H249V86H250ZM1 86H2V85H1ZM24 86H25V85H24ZM31 86H32V85H31ZM37 86H38V85H37ZM44 86H45V84L43 85V87H44ZM94 86H95V85H93L92 87H94ZM100 86H101V88L103 89V88L106 87V84L104 85L105 87H104V86L102 87V85H100ZM100 86H99V87H100ZM113 86H112V87H113ZM147 86H148V85H147ZM147 86H146V87H147ZM151 86H152V85H151ZM206 86L208 87V85H206ZM242 86L244 87L243 84H242ZM242 86H241V87H242ZM252 86H253V85H252ZM43 87H42V91H43V89H44ZM46 87H47V86H46ZM62 87H63V88L66 87V82H65V86H62ZM90 87H91V86H90ZM92 87H91V88H92ZM115 87H116V86H115ZM143 87H144V86H143ZM154 87L156 88L157 86H154ZM197 87H198V86H197ZM215 87H216V86H215ZM215 87H213V88H215ZM233 87H235V86H233ZM241 87H240V89H241ZM85 88H87V83H86ZM85 88H84V90H85ZM96 88H97V87H96ZM101 88H100V89H101ZM139 88H140V87H139ZM144 88H145V87H144ZM203 88H204V87H203ZM205 88H206V87H205ZM244 88H246V87H244ZM38 89H39V88H37V90H38ZM45 89H46V88H45ZM45 89H44L43 93H44L45 91H48V90H45ZM59 89H60V88H59ZM61 89H62V88H61ZM64 89H66V88H64ZM64 89H63V90H64ZM77 89H78V88H77ZM80 89H81V88H80ZM80 89H79V90H80ZM102 89H101V90H102ZM105 89H106V88H105ZM111 89H112V88H111ZM176 89H178V88H176ZM180 89H181V88H180ZM200 89L202 90V88H200ZM208 89H209V88H208ZM231 89H232V87H231ZM234 89H235V88H233L231 91H233V92L236 91V90H234ZM240 89H238V90H239V92H238V93H239V96H240V93L242 92V90H244V89H242L241 92H240ZM250 89H251V88H250ZM20 90H21V89H20ZM37 90H36V91H37ZM74 90L76 91V87H75ZM84 90H82V91H84ZM86 90H87V89H86ZM94 90H95V89H94ZM106 90H107V89H106ZM142 90H143V89H142ZM158 90H156V91H158ZM172 90H173V89H172ZM213 90H214V91H213ZM216 90H218V89L216 88ZM216 90H215V89H212V91H210V92H209V90H208V91H207V90H206V91L202 90V91L198 92L197 95H198V98H199L200 100H198L199 102H195V103L198 104L197 109H199V111H200L201 113H203V116H202V120H201V121H208V122H209L210 120L214 119V116L219 115V117H220L222 114L224 115V113L227 114V116H226L227 118H224L225 121H224L223 123L219 124V126H218L217 128H215L214 130H213L212 128L210 129V126H209V125H208L209 127H206L205 123L203 124L202 122H199L200 119H199V121H197V118H196V121H197L196 123L199 122V123H198L199 125H200V123L203 124V125H201V126H199V125L197 126V124H195V122H194L196 114H195L194 117L191 116V117H193V119H194V120L192 119V122L194 123V125H196V126H193L191 120L187 119V118H186V115H185V114H187L186 109H187L190 105H189L188 107H185L186 109H185V108H182V109H180L179 111H178V110L176 111V110H174V109H173V110L170 109L171 111L169 110V112H167L165 115L162 114V115H163L162 117H163L164 119H166L167 121H168V120H174V121H175L172 125H170V127H171L172 129H173V126H174L175 124H176V125H175V127H176L177 124H179V123H183V124H184V123L187 122L186 125H187L188 127L186 126L187 128L184 129V130H185L184 132L186 133V136H187L188 134H192V135L195 134V135H197V134H200V133H201V134H202V133H205V132H207V131L209 132V131H211V130H212L213 132H215V133H218V132L220 133L221 131L223 132V130H225V129H227V128L229 129V128L232 127V125H233V123H234L233 121H235V119H236L235 117H236V116H238V117H243V116H245V119H247V118L251 117V114L254 113L255 110H254L253 106H254L255 103H254L253 106H252V105H251V101H253V102H255V101L253 100V98H250V99L247 98V96L250 97V96H249L250 92H248L249 89H247V88L245 89V91L248 90V91H246V92H247V96H245L246 93H245L243 96H245V97L249 100V102H247V99H246L245 97L242 96L241 99H246V102H245V100H244V101L242 100L243 102H242V103H239V104L236 103V101H235L234 103L232 102V103H233V105L231 104L232 106L236 105V106L233 107V108H231L232 106H231V107L228 106L229 108L226 107V108H225L224 110H222V111H221V110L219 111V110H218L219 108L216 109V110H214V109H213V110H211V109H206V105L203 104V103H201L200 101H201V100L203 101L204 98L207 99V96H209V95H215V98H216L217 93H218L219 96H221V95L223 94L222 92H220V94H219V92H216ZM27 91L30 92V90H26V93H29V92H27ZM34 91H35V90H34ZM34 91H33L32 95L35 94ZM42 91H41V92H42ZM65 91L67 92L68 95L70 94V91H69V92H68V90H65ZM65 91H64V93H66ZM82 91L80 90L81 93H82ZM87 91H88V90H87ZM87 91H86V93L90 92V91H88V92H87ZM151 91H152V90H151ZM153 91H154V90H153ZM170 91H169V92H170ZM176 91H177V90H176ZM184 91H186V89H185ZM231 91H230V92H231ZM250 91H251V90H250ZM252 91H253V90H252ZM21 92H22V91H21ZM37 92H38V91H37ZM48 92H49V91H48ZM51 92H52V91H51ZM61 92L63 93V91H61ZM76 92H77V91H76ZM94 92H95V91H93V92H91V93L94 94ZM117 92H118V91H117ZM171 92H172V91H171ZM173 92H174V91H173ZM178 92H179V91H178ZM180 92H182V91H180ZM193 92H194V90H193ZM193 92L191 91L190 94H192ZM228 92H229V91H228ZM254 92H253V93H254ZM26 93H25V94H26ZM30 93H31V92H30ZM38 93H40V92H38ZM56 93H57V92H56ZM72 93H73V91H72ZM86 93L83 92V98H82V100L84 99V97L87 96ZM99 93H100V91H99ZM140 93H141V91H140ZM151 93H152V92H151ZM160 93H161V92H160ZM162 93H163V92H162ZM194 93H195V92H194ZM194 93H193V94H194ZM221 93H222V94H221ZM231 93H232V92H231ZM238 93H237V94H238ZM242 93H243V92H242ZM242 93H241V94H242ZM74 94H76V93H74ZM74 94H73V95H74ZM93 94H92V95H93ZM117 94H118V93H117ZM153 94H154V92H153ZM153 94H151V95L154 96ZM164 94H165V93H164ZM167 94H168V93H167ZM167 94H165V96H166ZM169 94H170V93H169ZM184 94H185V93H184ZM225 94H226V93H225ZM251 94H252V93H251ZM251 94H250V95H251ZM258 94H259V93H258ZM30 95H31V94H29L28 96H30ZM36 95H37V93H36ZM41 95H42V94H41ZM41 95H40V96H41ZM63 95H64V94H63ZM68 95H66V96H68ZM70 95H71V94H70ZM79 95H81V94H79ZM99 95H100V94H99ZM101 95H103V94H101ZM142 95H143V93H142ZM142 95H139V96H142ZM147 95H148V96H147ZM170 95H172V94H170ZM170 95H169V96H170ZM188 95H189V94H188ZM194 95H195V94H194ZM218 95H217V96H218ZM49 96H50V95H49ZM58 96H61L60 99L62 100V98H63L62 94H61V95H58ZM58 96H57V97H58ZM66 96H65V97H66ZM74 96H75V95H74ZM81 96H82V95H81ZM88 96H89V95H88ZM94 96H96V95H94ZM94 96H92V98H93ZM103 96H104V95H103ZM109 96H110V95H109ZM144 96H143V97H144ZM155 96H156V95H155ZM155 96H154V97H155ZM157 96H158V94H157ZM157 96H156V98H157ZM167 96H168V95H167ZM183 96H184V95H183ZM183 96L181 95V93H180V94L177 93V94H174L173 97H174L176 100H181V99H184ZM189 96H190V95H189ZM219 96H218V97H219ZM222 96H223V95H222ZM229 96H231V95H229ZM253 96H255V94H253ZM257 96H259V95H256V98H257ZM52 97H53V96H52ZM57 97H56V98H57ZM89 97H90V96H89ZM149 97H150V96H149ZM160 97H161V98H160ZM160 97H158V98H160V99L158 100L159 102H162V103H163V102H167V97H164V95H163V96L161 95ZM210 97H211V96H210ZM218 97H217V98H218ZM33 98H35V97H33ZM58 98H59V97H58ZM58 98H57V101H58ZM75 98H76L77 100H79V101L81 100V99H78V96H77V97L75 96ZM79 98H80V96H79ZM86 98H87V97H86ZM90 98H91V97H90ZM92 98H91V99H92ZM94 98H95V97H94ZM97 98H98V97H97ZM111 98H112V97H111ZM114 98H116V97H113V99H114ZM117 98H118V97H117ZM122 98H121V99H122ZM152 98H153V97H152ZM152 98H151V99H152ZM169 98H170V97H169ZM196 98H197V97H196ZM211 98H212V97H211ZM221 98H223L224 101H225L224 96L221 97ZM227 98H228V97H227V95H226V99H227ZM40 99H41V98H40ZM54 99H55V98H54ZM76 99H75V102H76ZM91 99L89 100V98H88L87 100L91 101ZM139 99H140V100H139ZM175 99H173V100H175ZM233 99H234V98H233ZM23 100H24V99H23ZM25 100H26V99H25ZM46 100H47V99H46ZM61 100H60V101H61ZM63 100H64V99H63ZM72 100H73V101H71V103H69V104H67V105H72V103L74 102V99H72ZM96 100H97V99H96ZM96 100H92L91 102L87 101L88 103L92 104V105L89 104L90 107H91L92 109H94L93 107L97 106L96 104L93 105V101L95 102ZM105 100H107V99H105ZM109 100H110V98H109ZM125 100H126V99H125ZM148 100H149V99H148ZM173 100H172V101H173ZM227 100H228V99H227ZM234 100H235V99H234ZM250 100H251V101H250ZM79 101L77 102V104L79 103ZM84 101H85V100H84ZM97 101H98V100H97ZM100 101H101V100H100ZM107 101H108V100H107ZM111 101H112V100H111ZM114 101H115V100H114ZM117 101H118V100H117ZM138 101H139V102H138ZM149 101H150V100H149ZM168 101H169V100H168ZM181 101H182V100H181ZM206 101L208 102V100H206ZM210 101H211V100H210ZM221 101H223V100H221ZM230 101H231V100H230ZM230 101H229V102H230ZM237 101H238V100H237ZM51 102H52V98H51ZM53 102H54V100H53ZM55 102H56V100H55ZM61 102H63V101H61ZM80 102H82V101H80ZM104 102H106V101H102V103H100V104L102 105V104H104ZM125 102H126V101H125ZM127 102H128V101H127ZM238 102H239V101H238ZM23 103H24V102H23ZM32 103H33V102H32ZM57 103H58V102H57ZM66 103H67V102H66ZM82 103H84V102H82ZM88 103H87V104H88ZM111 103H112V102H111ZM162 103H161V104H162ZM209 103H210V102H209ZM227 103H228V101H227ZM235 103H236V104H235ZM59 104H60V103H59ZM75 104H76V103H74L73 105H74L75 108H76L77 105H75ZM105 104L108 105L107 102H106ZM109 104H110V102H109ZM129 104H130V103H129ZM34 105H35V104H34ZM57 105H58V104H57ZM67 105H66V106H67ZM73 105L71 106V108L74 107ZM80 105L82 106L83 104H80ZM80 105L78 104L79 107H81ZM89 105H87V106H89ZM98 105H99V104H98ZM113 105H114V104H113ZM116 105H117V104H116ZM125 105H126V103L123 104V106H125ZM195 105H196V104H195ZM25 106H26V105H25ZM47 106H48V104H47ZM66 106L63 105V104H62V106H61V105L58 106V107H57V108H58L57 112L60 113V114H64V113L66 114V111H70V110H68V109H71L69 106H68V109H67ZM78 106H77V109L79 108ZM105 106H106V105H105ZM105 106H104V107H105ZM114 106H115V105H114ZM117 106H119V105H117ZM123 106H122V107H123ZM130 106H131V105H130ZM156 106H157V105H156ZM158 106H159V103H158ZM207 106H208V105H207ZM38 107H39V106H38ZM97 107H98V106H97ZM106 107H108V106H106ZM119 107H121V104H120ZM119 107H118V108H117V107H112V108H113V109H112V112H113V113H114V112H118V113H119V112H121L120 110L125 109L124 107H123V109H121L122 107H121V108H119ZM125 107H126V106H125ZM127 107H128V106H127ZM137 107H138V106H137ZM209 107H210V106H209ZM209 107H208V108H209ZM26 108H27V107H26ZM95 108H96V107H95ZM151 108H152V107H151ZM151 108H150V109H151ZM156 108H157V107H156ZM173 108H174V107H173ZM20 109H21V108H20ZM51 109H52V108H51ZM80 109H82V108H80ZM80 109H79V110H80ZM87 109H88V108H87ZM92 109H91L90 111H92ZM126 109H127V108H126ZM126 109H125V111L123 110L124 113H123V114L121 113L122 115H121V117H120V118H125V120H127V119H126V118H127L126 116H129V115H131L132 113L135 114V112H136V111L134 110V107L132 108L134 112H133L132 110L126 112ZM136 109L138 110V108H136ZM189 109H190V108H189ZM192 109H193V108H192ZM192 109H190L189 112H191ZM197 109H196V110H197ZM31 110L34 111L33 114L36 113V112H35V109H34V110L31 109ZM45 110H46V109H45ZM54 110H55V109H54ZM72 110H73V109H72ZM75 110H76V109H75ZM75 110H73V111H75ZM79 110H77V112H76L73 116H75V117H77V116H83V117L85 118V119H83V117H82V119L84 120V122H85V120H87V122H88V121H91L92 117H93V118L95 117V118H94L95 121L92 122L93 124H91V125H92L91 127L94 126V127H95V130H96V127H98V128H102L101 126H104V125H105V124L103 123L104 117H101V116L99 117V116H98L99 118H102V119H103V120H100L99 118H97V115L91 116V115H92V114H91L92 112H90V113H89V112H87V113L85 112V113H84V111H85L86 109H85V110H80V111H79ZM101 110H102V109H101ZM101 110H100V111H101ZM139 110H140V109H139ZM151 110H152V109H151ZM166 110H167V109H166ZM193 110H195V109H193ZM196 110H195V111H196ZM49 111H50V110H49ZM87 111H89V109H88ZM106 111H107V110H106ZM110 111H111V110H110ZM148 111H149V110H148ZM155 111H156V112H155ZM29 112H31V111H29ZM52 112H53V114H54L53 109H52ZM52 112H51V113H52ZM70 112H72V111H70ZM70 112H69V113H70ZM93 112H94V111H93ZM140 112H142V113H140ZM140 112H138V113H140L141 115H137V116H136V121H137V120H140V122H141V119H144V118L146 117V120L144 121L145 124H146V128L148 127V128L155 129L156 126H157V125H156L157 122H154V121L151 120V119H154L153 117H156L157 115H159V114L156 115L157 110L154 109L153 111H149V112H147V110H146V111H141V110H140ZM159 112H160V111H159ZM27 113H28V112H27ZM51 113H50V114H51ZM67 113H68V112H67ZM69 113H68L67 115H69ZM96 113H97V112H96ZM98 113H99V111H98ZM104 113H105V112H104ZM113 113H111L112 116H113ZM118 113H117V114H118ZM191 113H192V115L194 114V112H191ZM196 113H197V112H196ZM36 114L38 115V113H36ZM36 114H35V115H36ZM39 114H41V113H39ZM50 114H49V115H50ZM55 114H56V113H55ZM65 114H64V115H65ZM70 114H71V113H70ZM72 114H73V112H72ZM72 114L69 115V116H67V115L64 116V115H63V120L61 119V121H58L57 123L59 124V122H61V124H62V122L64 121L65 123H63V124H64V125L67 124L66 122L69 121V118H70V117H73ZM90 114H91V115H90ZM93 114H94V113H93ZM106 114H107V113H106ZM111 114H110V115H111ZM27 115H28V114H27ZM31 115H32V113H31ZM37 115H36L35 118H37ZM41 115H42V114H41ZM43 115H45V113H44ZM43 115L40 116V117H42V118H41L42 120H44ZM49 115H48V116H49ZM51 115H52V114H51ZM76 115H77V116H76ZM99 115H100V114H99ZM154 115H155V116H154ZM247 115H248V116H247ZM29 116H30V115H29ZM38 116H39V115H38ZM48 116L46 115V117H48ZM61 116H62V115H61ZM105 116H106V115H105ZM112 116H110V118H111ZM132 116H133V115H132ZM134 116H135V115H134ZM134 116H133V117H134ZM189 116H190V115H189ZM189 116H188V117H189ZM224 116H225V115H224ZM246 116H247V117H246ZM16 117H18V116H16ZM22 117H24V116H21V117H19V118L21 119ZM26 117H27V116H26ZM30 117L33 119V118H34V115H32V116H30ZM30 117H29V118H30ZM46 117H45V118H46ZM106 117H107V116H106ZM108 117H109V116H108ZM108 117H107V118H108ZM160 117H161V116H160ZM162 117H161V119H162ZM4 118H5V117H4ZM50 118H51V117H50ZM50 118H49V119H50ZM61 118H62V117H61ZM77 118H79V117H77ZM80 118H81V117H80ZM96 118H97V119H96ZM110 118H109L108 120H111ZM118 118H119V117H118ZM118 118H117V119H118ZM128 118H129V117H128ZM0 119H1V117H0ZM7 119H8V118H7ZM7 119H6V120H7ZM15 119H16V118H15ZM20 119H18V120H19V121H18V124H19V122H20ZM38 119H40V118H38ZM73 119H74V118H73ZM94 119H93V120H94ZM132 119H133V118H132ZM134 119H135V118H134ZM134 119H133V120H134ZM190 119H191V118H190ZM1 120H2V119H1ZM10 120H11V119H10ZM30 120H31V119H30ZM33 120H35V119H33ZM33 120H32V121H33ZM42 120L39 121V122H40L39 124H42V122H43ZM45 120H46V119H45ZM51 120H52V119H51ZM53 120H55V119H53ZM70 120H72V118H71ZM83 120H82V121H83ZM93 120H92V121H93ZM105 120L107 121L106 118H105ZM114 120H115V119H114ZM114 120H113V121H114ZM125 120H124V122L122 121L123 123H121V125H123L124 123H127V121H130V120L125 121ZM237 120H238V119H237ZM11 121H12V120H11ZM14 121H15V120H14ZM16 121H17V120H16ZM21 121H22V123H23V120H21ZM49 121H50V120H48V123H49ZM73 121H74V120H73ZM106 121H104V122H106ZM115 121H116V120H115ZM167 121H166V122H167ZM6 122H7V121H6ZM8 122H9V121H8ZM27 122H28V120H27ZM30 122H31V121H30ZM46 122H47V121H46ZM55 122H56V120H55ZM75 122H78V121H75ZM84 122H83V123H84ZM116 122H117V121H116ZM142 122H143V121H142ZM161 122H162V121H161ZM166 122H165V123H166ZM208 122H207V123H208ZM215 122H216V121H215ZM231 122H232V123H231ZM34 123H36V121H35ZM44 123H45V122H44ZM50 123H51V122H50ZM73 123H74V122H73ZM73 123H72V124H73ZM81 123H82V122H81ZM88 123H89V122H88ZM88 123H86V124L84 123V124L82 125V127H86V126H88V125H89ZM106 123L109 124V122H106ZM111 123H113V122H110V124H111ZM129 123H130V122H129ZM131 123H132V122H131ZM131 123H130V124H131ZM207 123H206V124H207ZM10 124H12V123L10 122ZM13 124H15V123H13ZM18 124H16L17 127L19 126ZM58 124H56V125H58ZM108 124H106V125L108 126ZM127 124H128V123H127ZM145 124H144V125H145ZM215 124H216V123H215ZM240 124H243V122H240ZM240 124H239V125H240ZM245 124H246V123H245ZM21 125H22V124H21ZM53 125H54V124H53ZM64 125H63V128H64ZM75 125H76V124H75ZM80 125H81V124H80ZM84 125H85V126H84ZM125 125H126V124H125ZM158 125H159V124H158ZM161 125H162V123H161ZM168 125H169V124H168ZM213 125H214V124H213ZM2 126H3V125H2ZM6 126H7V125H6ZM35 126H36V124H35ZM49 126H50V125L48 124V127H49ZM54 126H55V125H54ZM60 126H61V125H60ZM60 126H56V128H58V127H60ZM66 126H67V125H66ZM68 126H69V125H68ZM89 126H90V125H89ZM89 126L87 127V129H88V128H89V129L91 128V127H89ZM111 126H112V125H111ZM19 127H20V126H19ZM48 127H47V128H48ZM78 127H79V126H78ZM80 127H81V126H80ZM82 127H81V129H82ZM94 127H93V130H94ZM122 127H123V126H122ZM160 127H162V126H160ZM160 127H159V128H160ZM170 127H169V128H170ZM175 127H174V128H175ZM245 127H246V126H245ZM32 128H34V127H32ZM35 128H36V127H35ZM50 128H51V127H50ZM50 128H49V129H50ZM52 128H53V127H52ZM98 128H97V129H98ZM105 128H107V127H105ZM105 128L103 127V129H105ZM108 128H110V127H108ZM127 128H128V127H127ZM148 128H147V129H148ZM159 128H158V130H159ZM207 128H209V129H207ZM246 128H247V127H246ZM25 129H27V127H26ZM28 129H29V126H28ZM43 129H44V128H43ZM66 129H68V127H67ZM70 129H71V127H70ZM70 129H69V130H70ZM73 129H74V128H73ZM84 129H85V128H83V130H84ZM91 129H92V128H91ZM91 129H90V131H91V133H92L93 130H91ZM113 129H114V127H113ZM120 129H121V128H120ZM122 129H123V128H122ZM129 129H130V128H129ZM244 129H245V128H244ZM244 129H243V126H237L236 123H235L234 127L231 128V131H230V132H231V135H234V136L237 135V136H239V135H243V133H244L245 131H246V132L248 131V129H246L245 131H244ZM250 129H251V128H250ZM250 129H249V130H250ZM17 130H18V129H17ZM45 130H46V129H45ZM45 130H44V131H45ZM55 130H57V129H54V131H55ZM114 130H115V129H114ZM123 130H124V129H123ZM148 130H149V129H148ZM162 130L165 132V129H164V128H163ZM168 130H169V129H168ZM252 130H253V129H252ZM14 131H15V130H14ZM23 131H25V132H27V133H31L30 131H26V130H23ZM65 131H66V130H65ZM75 131H76V130H75ZM84 131H85V130H84ZM100 131H101V129H100ZM121 131H122V130H121ZM126 131H128V130H126ZM137 131H138V130H137ZM160 131H161V130H160ZM250 131H251V130H250ZM15 132H16V131H15ZM25 132H24V133H25ZM32 132H33V131H32ZM34 132H35V131H34ZM40 132H41V131H40ZM46 132H48V131L46 130L44 133L46 134ZM51 132H52V131H51ZM59 132H60V130H59ZM61 132H62V130H61ZM66 132H67V131H66ZM80 132H81V130H80ZM80 132H79V134H80ZM122 132H123V131H122ZM124 132H125V130H124ZM134 132H135V131H134ZM152 132H155V131H151V133H152ZM161 132H162V131H161ZM168 132L170 133V131H168ZM172 132H173V131H171V133H172ZM208 132H207V133H208ZM213 132H212V133H213ZM16 133H17V132H16ZM36 133H37V132H36ZM36 133H35V134H36ZM83 133H84V132H83ZM88 133H90V132H88ZM126 133H127V132H126ZM126 133H123V134L125 135ZM131 133H132V132H131ZM155 133H156V132H155ZM185 133H184V135H185ZM219 133H218V134H219ZM248 133H249V132H248ZM250 133H251V132H250ZM250 133H249V134H250ZM17 134H18V133H17ZM22 134H23V132H22ZM47 134L51 135L52 133H51V134H50V133H47ZM58 134H59V133H58ZM60 134H61V133H60ZM65 134H66V133H65ZM67 134H68V133H67ZM67 134H66V135H67ZM86 134H87V133H86ZM92 134H94V133H92ZM101 134H103V133H101ZM113 134H114V133H113ZM123 134H121V135H123ZM128 134H129V133H128ZM128 134H127V135H128ZM160 134H161V133H160ZM160 134H158V135H160ZM164 134H165V133H164ZM164 134H163V135H164ZM167 134H168V133H167ZM244 134H245V133H244ZM246 134H247V133H246ZM249 134H248V135H249ZM251 134H253V133H251ZM10 135H11V134H10ZM25 135H27V134H25ZM28 135H29V134H28ZM42 135H43V133H42ZM49 135H48V136H47V135H43V136H45L44 138H46V136H47V139H48V138H49ZM66 135H65V136H66ZM77 135H78V131H77ZM81 135H82V134H80V136H81ZM87 135H88V134H87ZM87 135H86V137L88 138ZM119 135H120V134H119ZM124 135H123V136H124ZM127 135H126V136H127ZM132 135H133V134H132ZM132 135H131V136H132ZM136 135H137V134H136ZM161 135H162V134H161ZM207 135H208V134H207ZM2 136H3V135H2ZM5 136H6V135H5ZM5 136H4V137H5ZM7 136H9V135H7ZM7 136H6V137H7ZM12 136H13V135H12ZM22 136H23V135H22ZM22 136H21V137H22ZM35 136L37 137L38 135H35ZM51 136H52V137H55V135H54V136L51 135ZM51 136H50L49 139L53 140V138H52ZM58 136H59V135H58ZM62 136H63V135H62ZM62 136H61V139L66 138V137H63V138H62ZM67 136H68V135H67ZM89 136H90V135H89ZM95 136H96V134H95ZM95 136H93V137H95ZM114 136H115V135H114ZM128 136H129V135H128ZM128 136H127V138L124 136L125 139L123 140V141L125 142L124 144H126V146L129 145L130 143H132V142H131V139H132L133 136H132V137L129 136V137H131V138H129ZM155 136H156V135H155ZM182 136H183V135H182ZM182 136H181V139H183V140H181V141H183V142L187 141V138H186V139L184 138V137H186V136H184L183 138H182ZM250 136H251V135H250ZM18 137H19V136H18ZM31 137H32V136H31ZM59 137H60V136H59ZM69 137H71V136H69ZM77 137H78V136H77ZM83 137L85 138V136H83ZM90 137L92 138V136H90ZM97 137H98V140H97L96 138H94V139L92 138V140L94 141V140L96 139V141H99V139H100L101 137L99 138L98 135H97ZM117 137H118V136H115L114 138H117ZM120 137H121V136H120ZM120 137H119V138H120ZM156 137H158V136H156ZM163 137H164V136H163ZM189 137H190V135H188V138H189ZM192 137H193V136H192ZM232 137H233V136H232ZM246 137H247V136H246ZM8 138H9V137H8ZM16 138H17V137H16ZM19 138H20V137H19ZM23 138H24V137H22V140H21L22 143H23ZM25 138H27V136H25ZM25 138H24V142H25V140H26ZM33 138H35V137H33ZM40 138L43 139V137H40ZM110 138H111V137H110ZM110 138H109V139H110ZM135 138H136V137H135ZM158 138H159V137H158ZM158 138H156V139H158ZM160 138H161V136H160ZM160 138H159V139H160ZM10 139H12V138L10 137ZM35 139H36V138H35ZM37 139H38V138H37ZM42 139H40V140H42ZM67 139H68V138H67ZM75 139H76V138H75ZM122 139H123V137H122ZM159 139H158V140H159ZM162 139H163V138H162ZM170 139H173V138H170ZM189 139H190V138H189ZM203 139H204V138H203ZM14 140H16V139H14ZM51 140H47V141L50 142ZM55 140H57V139H55ZM85 140H87V139L85 138L83 141H85ZM88 140H89V139H88ZM92 140H91V142H93ZM117 140H118V139H117ZM184 140H185V141H184ZM256 140H257V139H256ZM2 141H3V140H2ZM31 141H32V140H31ZM33 141H34V139H33ZM33 141H32V142H33ZM43 141H45V140H43ZM57 141H58V140H57ZM67 141H68V140H67ZM79 141H80V139H79ZM100 141H101V140H100ZM103 141H104V140H103ZM105 141H106V139H105ZM113 141H114V140H113ZM118 141H120V140H118ZM134 141H135V140H134ZM170 141H171V140H170ZM170 141H169V142H170ZM181 141H180V142H181ZM220 141H221V140H220ZM261 141H262V140H261ZM3 142H4V141H3ZM15 142H16V141H15ZM51 142H52V141H51ZM55 142H56V141H55ZM62 142H63V141H62ZM77 142H78V141H77ZM86 142H88V141H86ZM91 142H90V143L88 142V143L91 144ZM94 142H95V141H94ZM101 142H102V141H101ZM101 142H99L100 145H102V143H104V142H102V143H101ZM152 142H153V141H152ZM154 142H158V141L156 140V141H154ZM165 142H166V141H165ZM167 142H168V141H167ZM167 142L165 143V149H164L165 152L168 153V152H170V151H171V152H174V150H177V148H175V146L173 147V148H175L174 150L171 148V146H170V147H166ZM191 142H192V141H191ZM209 142H210V141H209ZM10 143H12V142H10ZM34 143H35V141H34ZM52 143L54 144V145L52 144L53 146H55V145L57 144V143L55 144L54 142H52ZM58 143H60V142H58ZM63 143H64V142H63ZM69 143H70V142H69ZM69 143H68V144H69ZM72 143H74V142H72ZM79 143H80V142H79ZM95 143H96V142H95ZM105 143H106V142H105ZM187 143H188V142H187ZM259 143H260V141H259ZM2 144H3V143H2ZM30 144H31V143H30ZM35 144H36V143H35ZM49 144H50V143H49ZM74 144H75V143H74ZM77 144H78V143H77ZM82 144H83V143H82ZM82 144H81V145H82ZM89 144H88V145H89ZM93 144H94V143H93ZM154 144H155V143H154ZM158 144H160V140H159V143H158ZM182 144H183V143H182ZM253 144H254V142H253ZM260 144H261V143H260ZM4 145H5V143H4ZM11 145H12V144H11ZM18 145H19V144H18ZM47 145H48V144H47ZM58 145H60V144H58ZM75 145H76V144H75ZM88 145H87V146H88ZM103 145H104V144H103ZM103 145H102V146H103ZM122 145H123V143H122ZM135 145H136V143L133 145V147H134ZM177 145H178V143H177ZM219 145H220V143H219ZM221 145H222V143H221ZM239 145H240V144H239ZM36 146H39V145H36ZM56 146H57V145H56ZM56 146H55V147H56ZM64 146H65V145H64ZM85 146H86V143H85ZM87 146H86V148H87ZM89 146H90V145H89ZM126 146H125V147H126ZM129 146H131V144H130ZM188 146H189V145H188ZM222 146H223V145H222ZM41 147H42V146H41ZM49 147H50V145H49ZM51 147H52V146H51ZM59 147H60V149H61V146H59ZM62 147H63V146H62ZM72 147H73V148H72ZM76 147H77V146H76ZM82 147H84V146H82ZM104 147H105V146H104ZM104 147H103V148H104ZM110 147H111V149H112L111 144H110ZM159 147H160V146H159ZM178 147H180V146L178 145ZM198 147H199V146H198ZM217 147H218V146H217ZM217 147H216V148H217ZM236 147H237V146H236ZM254 147H255V145H249V146L247 147V152L252 151V150L254 151V149L256 150V148H254ZM35 148H36V147H35ZM44 148H45L46 150L48 149V148H46V147H44ZM67 148H68V153H69V150H70V152H72V151H75L78 147H77L75 150H73V149H74V146H73V144H72V146L68 145ZM94 148H95V147H94ZM99 148H100V150H99V151L96 150V152H97L96 154H98V152L101 151V147H99ZM191 148H192V147H191ZM200 148H201V147H200ZM222 148H223V147H220V148H217V150H216V149H215V150H216L217 152L222 153V151H223ZM241 148L244 149L245 147H242V146H241ZM257 148H258V147H257ZM1 149H2V148H1ZM3 149H4V148H3ZM3 149H2V150H3ZM28 149H29V148H28ZM31 149H33V148H31ZM42 149H43V148H42ZM53 149H54V148H53ZM57 149H58V148H57ZM88 149H89V148H88ZM91 149H92V148H91ZM91 149H90V150H91ZM96 149H97V148H96ZM104 149H105V148H104ZM181 149H182V147L179 149V151H180ZM192 149H194V152H193V153L196 154V155H197V154H201V153H203V154L205 153L204 151H202L203 149H202V150L199 149V148H198V149H197V148L195 149V147H193ZM192 149H191V150H192ZM14 150H15V149H14ZM36 150H38V147L36 148ZM51 150H52V149H51ZM51 150H50V151H51ZM55 150H56V149H55ZM71 150H72V151H71ZM93 150H94V149H93ZM112 150H113V149H112ZM112 150H111V151H112ZM114 150H115V149H114ZM183 150H184V149H183ZM244 150H245V149H244ZM9 151H10V150H9ZM16 151H17V150H16ZM29 151H30V150H29ZM33 151H34V150H33ZM33 151H32V152H33ZM57 151L59 152V150H57ZM104 151H105V150H104ZM108 151H110V149H109ZM116 151H117V150H116ZM116 151L113 152V153H116ZM177 151H178V150H177ZM177 151L175 152L176 155H177ZM192 151H193V150H192ZM216 151H214V152L216 153ZM11 152H12V151H11ZM82 152H83V151H82ZM247 152H246V153H247ZM254 152H255V151H254ZM4 153H5V152H4ZM8 153H9V152H8ZM30 153H31V152H30ZM36 153H37V152H36ZM36 153H35V154H36ZM63 153H64V152H63ZM74 153H75L76 158H77V156L80 157V155H76V154H78L79 152H78V153L74 152ZM92 153H93V152H92ZM94 153H95V152H94ZM100 153H101V152H100ZM100 153H99V154H100ZM102 153H103V152H102ZM110 153H111V152H110ZM175 153H174V154H175ZM179 153H180V152H178V154H179ZM183 153H184V152H183ZM185 153H186V152H185ZM187 153H188V152H187ZM246 153H245V154H246ZM252 153H253V152H252ZM252 153H251V154H252ZM1 154H3V153L1 152ZM6 154H7V153H6ZM14 154H15V152L12 154V156H10V155H11V153H10V155L7 154L8 157L0 158V165H2V166L5 165V166H7L6 169L8 170V164H10V163H12L13 161H16V160L19 161V160L21 159L20 156H18V159H16V157H17L16 155H17V154L15 155V157H14ZM57 154H58V153H57ZM59 154H60V153H59ZM65 154H66V153H65ZM65 154H64V155H65ZM79 154H82V153H79ZM84 154L87 156L86 153H84ZM96 154H95V155H96ZM99 154H98L97 156H99ZM117 154H118V153H117ZM247 154H248V153H247ZM247 154H246V157H247ZM251 154H249V155H251ZM4 155H5V154H4ZM21 155H22V154H21ZM25 155H26V154L24 153V156H25ZM30 155H31V154H30ZM32 155H33V154H32ZM61 155H62V152H61ZM64 155H63V156H64ZM69 155L71 156V153H69ZM72 155H74V154H72ZM88 155H90V154L88 153ZM111 155H112V154H111ZM118 155H119V154H118ZM201 155H202V154H201ZM211 155H212V154H211ZM215 155H216V154H215ZM33 156H35V155H33ZM47 156H48V155H47ZM66 156H67V155H66ZM66 156L64 157V159H66ZM75 156H74L73 159H75ZM92 156H93V155H92ZM103 156H105V154H104ZM113 156H114V155H113ZM119 156H120V155H119ZM178 156H179V155H178ZM180 156H181V154H180ZM194 156H195V155H194ZM21 157H22V156H21ZM25 157H26V156H25ZM25 157H24V159H26ZM28 157H29V156H28ZM36 157H38V156H36ZM72 157H73V156H71V159H72ZM88 157H89V156H88ZM110 157H111V156H110ZM158 157H159V156H158ZM185 157H186V156H185ZM202 157H203V156H202ZM243 157H244V156H243ZM243 157H241V158H243ZM249 157L251 158V157H253V155H252V156H249ZM19 158H20V159H19ZM31 158H32V157H31ZM34 158H35V157H34ZM60 158H61V157H60ZM84 158H86V157H84ZM84 158H82L81 160H84ZM89 158H90V157H89ZM89 158H88V159H89ZM115 158H117V157H115ZM176 158H177V157H176ZM176 158H175L174 160H176ZM237 158L239 159V157H237ZM29 159H30V158H29ZM67 159L70 160L69 157H67ZM73 159H72V160H73ZM79 159H80V158H78L77 162L80 161ZM90 159H91V158H90ZM94 159H95V157L93 158V160H94ZM99 159H100V158H99ZM99 159H98V161H99ZM112 159H113V157H112ZM117 159H118V158H117ZM155 159H156V158H155ZM157 159H158V158H157ZM182 159H183V158H182ZM186 159H187V158H186ZM186 159H185V160H186ZM200 159H201V158H200ZM244 159H245V158H244ZM244 159H243V160H244ZM246 159H247V158H246ZM253 159H256V157L254 156ZM253 159H252V160H253ZM33 160H34V159H33ZM33 160H32V161H33ZM57 160H58V159H57ZM60 160H62V159H60ZM85 160H86V159H85ZM96 160H97V159H96ZM96 160H95V161H96ZM178 160H179V159H178ZM178 160H177V161H178ZM203 160H204V159H203ZM247 160H248V159H247ZM32 161H30V163H31ZM37 161H38V160H37ZM40 161H41V160H40ZM62 161H64V160H62ZM70 161H71V160H70ZM74 161H75V160H74ZM88 161H90V160H88ZM177 161H176V162H177ZM180 161L182 162V160H180ZM189 161H190V160H189ZM253 161H254V160H253ZM253 161H252V162H253ZM41 162H42V161H41ZM57 162H60V164H61V161H57ZM66 162H67V161H66ZM86 162H87V161H86ZM184 162L186 163L187 161H184ZM252 162H251V163H252ZM16 163H17V161H16ZM44 163H45V162H43V165H44ZM64 163H65V161L63 162V164H64ZM68 163H69V161H68ZM75 163H76V162H75ZM75 163H74V166H75ZM82 163H84V162L82 161ZM88 163H89V162H88ZM109 163H110V162H109ZM112 163H114V162L112 161ZM206 163H207V162H206ZM209 163H210V162H209ZM222 163H223V162H221L220 165H221ZM241 163H242V162H241ZM19 164H20V163H19ZM21 164H22V163H21ZM21 164H20V165H21ZM23 164H24V163H23ZM34 164H35V166H36L37 163H34ZM71 164H72V163H71ZM80 164H81V163H80ZM80 164H79V165H80ZM102 164H103V163H102ZM102 164H101V165H102ZM182 164H183V163H182ZM224 164H225V163H224ZM11 165H12V164H11ZM11 165H9V167H10ZM13 165H14V164H13ZM24 165H25V164H24ZM29 165H30V164H29ZM54 165H57V164H54ZM54 165H53V166H54ZM65 165H66V164H65ZM69 165H70V164H69ZM69 165H68V166H69ZM72 165H73V164H72ZM77 165H78V163H77ZM90 165H92V164H89V166H90ZM95 165H97V164H95ZM114 165H115V164H114ZM200 165H201V164H200ZM203 165H204V164H203ZM220 165H215V164L211 165V164H208V165L203 166V167H194V168H192V169H191L190 166H189L188 168H189V170L191 169V171H189L188 174L192 173V174H193L192 177L194 178V180H196V179L198 180V179L200 178L199 181H198V184H199V186H201V187H199L198 185H197V187H194V185L191 184L192 186L188 185V186H189V187H188V190H193L194 192H198V191L201 192L202 190L200 191V188H202V185H205V184L208 185V183L210 184V183H211V180H210V182H209V181H207L208 178L204 179V178H203L204 176L202 177V176H200V175H201L203 172H205V171H210V172H218V171H220V173H221V166H222V165H221V166H220ZM37 166H38V164H37ZM59 166H61V165H59ZM82 166H83V165L81 164L80 167H82ZM85 166H86V165H85ZM87 166H88V164H87ZM92 166H93V165H92ZM193 166H194V165H193ZM195 166H196V165H195ZM3 167H4V166H3ZM20 167H21V166H20ZM29 167H30V166H29ZM33 167H34V165H33ZM56 167H58V165H57ZM71 167H73V166L70 165V168H71ZM226 167H227V166H226ZM17 168H18V167H17ZM17 168H16V169H17ZM21 168H23V167H21ZM34 168H35V167H34ZM34 168H33V170H34ZM42 168H43V167H42ZM53 168H54V167H53ZM68 168H69V167H68ZM70 168H69V169H70ZM88 168H89V167H88ZM133 168H134V167H133ZM246 168H247V167H246ZM0 169H2V168H0ZM4 169H5V167L3 168L2 171H4ZM18 169H19V168H18ZM28 169H29V168H28ZM54 169H55V168H54ZM62 169L64 170L65 168L62 167V168H61V171H62ZM91 169H92V167H91ZM93 169H94V168H93ZM105 169H106V168H105ZM149 169H150V168H149ZM154 169H155V167H154ZM154 169L149 170V172H146L145 174L143 173L142 175L137 176V177L135 178V180L137 179V180H139V182L137 181L136 183H137V184H138V183H141V184H142V182H143V183H144V182L146 183V182H148V180L150 181L151 178L155 177L156 174L159 173L157 170L155 171ZM156 169H157V168H156ZM12 170H13V169H12ZM23 170H24V169H22V171H23ZM29 170L31 171V169H29ZM57 170H58V169H57ZM65 170H66V169H65ZM71 170H72V169H71ZM87 170H88V169H87ZM131 170H132V168H131ZM153 170H154L155 172H154ZM224 170H225V169H224ZM2 171L0 170V172H2ZM17 171H18V173H20L19 170H17ZM53 171H54V170H53ZM59 171H60V170H59ZM66 171H67V170H66ZM68 171H69V170H68ZM80 171H81V170H80ZM90 171H92V170H90ZM25 172H26V171H25ZM57 172H58V171H56V173H57ZM69 172H70V171H69ZM73 172H74V171H72L71 174H73ZM82 172H84V171L82 170ZM87 172H88V171H87ZM87 172H86V173H87ZM131 172H132V171H131ZM225 172H226V171H225ZM16 173H17V172H16ZM22 173H23V172H22ZM27 173H30V172H27ZM37 173H38V172H37ZM39 173L41 174V172H39ZM56 173H55V174H56ZM66 173H67V172H65V174H66ZM75 173H76V172H75ZM89 173H90V172H89ZM89 173H87L86 175H88ZM123 173H124V171H123ZM43 174H44V173H43ZM59 174H61V173L59 172ZM62 174H63V173H62ZM62 174H61V176H62ZM65 174H63V175H64V176H67V175H65ZM71 174H70V175H71ZM77 174L80 175L79 173H77ZM82 174H83V173H81V175H82ZM84 174H85V172H84ZM84 174H83V175H84ZM90 174H91V173H90ZM90 174H89V175H90ZM92 174H93V171H92ZM121 174H122V173H121ZM128 174H129V176L132 175V173H129V172H128ZM138 174H139V173H138ZM218 174H219V172H218ZM19 175H20V174H19ZM22 175H25V174H22ZM29 175H30V174H29ZM31 175H32V174H31ZM51 175H52V173H51ZM78 175H77V176H78ZM83 175L81 176V178H85L86 181H87L88 179H90V178H88V176L86 177V176L84 175V176H85V177H84ZM146 175H147V176H146ZM181 175H182V174H181ZM202 175H203V174H202ZM222 175H223V174H222ZM42 176H43V175H42ZM58 176H59V175H58ZM68 176H69V174H68ZM74 176H76V174L73 175L72 177H74ZM77 176H76V177H77ZM91 176H92V175H90V177H91ZM94 176H95V175H94ZM106 176H107V178H108V177H110V176H112V175L108 176V175L106 174ZM121 176H123V175H121ZM132 176H134V174H133ZM263 176H264V175H263ZM18 177H19V176H18ZM21 177H22V176H21ZM30 177H31V176H30ZM30 177H29V178H30ZM38 177H40V176H38ZM49 177H50V176H49ZM62 177H63V176H62ZM69 177H70V176H69ZM72 177H70V178H72ZM103 177H104V176H103ZM112 177H113V176H112ZM114 177H116V176H114ZM123 177H124V176H123ZM127 177H128V175H127ZM176 177H178V176H176ZM201 177H202L203 179H202ZM218 177H219V176H218ZM1 178H2V177H1ZM40 178H41V177H40ZM64 178H65V177H64ZM67 178H68V177H67ZM74 178H75V177H74ZM87 178H88V179H87ZM91 178H92V177H91ZM98 178H99V177H98ZM104 178H106V177H104ZM124 178H125V177H124ZM124 178H123V180H124ZM129 178H131V177H129ZM132 178H133V177H132ZM132 178H131V180H132ZM170 178H172V177H170ZM170 178H168V181H169ZM178 178H179V177H178ZM241 178L243 179V177H241ZM16 179H17V178H16ZM23 179H24V178H23ZM68 179H69V178H68ZM79 179H80V178H79ZM109 179H110V178H109ZM125 179H126V181H128V178H125ZM133 179H134V178H133ZM215 179H216V178H215ZM242 179H241V180H240V179H239V180L236 179V180H237L236 182L239 181V182L241 183ZM255 179H256V178H255ZM259 179H260V178H259ZM261 179H263V178H261ZM0 180H2V179H0ZM48 180H49V179H48ZM50 180H51V179H50ZM58 180H59V179H58ZM65 180H66V178H65ZM69 180H70V179H69ZM82 180H83V179H82ZM82 180H80V181H82ZM90 180H91V179H90ZM90 180H88V181H90ZM98 180H99V179H98ZM111 180H112V178H111ZM121 180H122V179H121ZM123 180H122V181H123ZM140 180H141V181H140ZM171 180H172V179H171ZM194 180H192V181H194ZM228 180H229V178H228ZM233 180H234V179H233ZM252 180H253V179H252ZM59 181H60V180H59ZM59 181H58V183L61 184ZM102 181H103V180H102ZM105 181H106V180H105ZM114 181H115V180H114ZM122 181H121V182H122ZM174 181H175V180H174ZM234 181H235V180H234ZM254 181H255V180H254ZM14 182H15V181H14ZM71 182H72V181H71ZM73 182H74V181H73ZM73 182H72V183H73ZM93 182H100V181H97V180L94 181V179H93ZM103 182H104V181H103ZM108 182H109V180H108ZM108 182H107V183H108ZM195 182H196V181H195ZM195 182H194V183H195ZM216 182H217V181H216ZM229 182H230V181H229ZM239 182H238V183H239ZM251 182H252V181H251ZM15 183H17V182H15ZM18 183H20V182H18ZM18 183H17V184H18ZM66 183L68 184V181H67ZM116 183H117V182H116ZM122 183H124V181H123ZM130 183H131V182H130ZM177 183H178V182H177ZM192 183H193V182H192ZM214 183H215V182H214ZM214 183H212V184H214ZM253 183H254V182H253ZM258 183H259V180H258ZM258 183H257V184H258ZM1 184H2V183H1ZM24 184H25V183H24ZM64 184H65V183H64ZM64 184H63V186H64ZM70 184H71V183H70ZM70 184H68V186L65 185V187H67V188L69 187V188H70V187H71ZM83 184H84V183H83ZM85 184H88V183L85 182ZM89 184H90V182H89ZM120 184H121V183H120ZM134 184H135V183H133V187H134ZM195 184H196V183H195ZM212 184H211V185H212ZM215 184H216V185H219V184H217V183H215ZM215 184H214V185H215ZM229 184H230V183H229ZM74 185H76V184H74ZM117 185H118V186H117ZM117 185L113 188L114 191H115V188H116L117 191H118V189H121V186H120L119 184H117ZM122 185H123V184H122ZM130 185H131V186H130L129 188H132V184H130ZM175 185H176V184H175ZM227 185H228V184H227ZM242 185H243V184H242ZM24 186H25V185H24ZM72 186H73V185H72ZM86 186H88V185H86ZM135 186H136V185H135ZM20 187H21V186H20ZM25 187H26V186H25ZM27 187H28V186H27ZM84 187H85V185H84ZM90 187H91V186L89 185L88 188H90ZM126 187H128V186L126 185ZM126 187H125V188H126ZM182 187H183V186H182ZM186 187H187V186H185V188H186ZM204 187H205V186H204ZM69 188H68V189H69ZM78 188H79V187H78ZM122 188L124 189L123 186H122ZM189 188H190V189H189ZM27 189H28V188H27ZM34 189H35V188H34ZM55 189H56V187H55ZM57 189H59V188H57ZM63 189H64V188H63ZM73 189H74V188H73ZM123 189H122V190H123ZM127 189H128V188H127ZM132 189H134V188H132ZM202 189H203V188H202ZM38 190H40V189H38ZM47 190H48V189H47ZM71 190H72V189H71ZM87 190H88V189H87ZM122 190H119V191H118V192H119L118 195L116 194L117 192L114 193L115 196L112 195L114 198H113L112 200H111V198L109 199V200H111V201H109V202H111L110 204H113L114 202H116V201H118V200H119V203H120V201H124V200H126V198L124 199V197H125L126 195H124V193H123ZM151 190H152V189H151ZM151 190H150V191H151ZM195 190H197V191H195ZM228 190H229V189H228ZM228 190H227V191H228ZM244 190H245V189H244ZM24 191H25V190H24ZM30 191H31V190H30ZM34 191L37 192V190H34ZM34 191H33V192H34ZM41 191H42V190H41ZM41 191H39V193H40ZM68 191H69V190H68ZM85 191H86V189H85ZM85 191H84V192H85ZM114 191L112 190V192H114ZM120 191L122 192L123 196L121 195V192H120ZM159 191H160V189H159ZM161 191H163V190L161 189ZM183 191L185 192V190H183ZM36 192H35V194H33V195H34V196H35V195H38V196H39V194H38V193L36 194ZM54 192H55V190H54ZM152 192H153V190H152ZM152 192H149V190H147V194H148V193H152ZM188 192H189V191H188ZM188 192H187V190H186V193H188ZM223 192L225 193V191L222 190L221 193L223 194ZM253 192H255V191H253ZM3 193H4V192H3ZM22 193H23V191H22ZM28 193H30V192H28ZM44 193H45V192H44ZM48 193H49V192H48ZM55 193H56V192H55ZM160 193H161V192H160ZM163 193H164V191H163ZM181 193H182V192H181ZM192 193H193V192H192ZM192 193L190 192V193H189V196H191L190 194H192ZM221 193H220L219 195H221ZM244 193H245V192H244ZM263 193H264V192H263ZM30 194H31V193H30ZM46 194H47V193H46ZM66 194H68V193H66ZM99 194H100V193H99ZM119 194H120V195H119ZM196 194H197V193H196ZM230 194H231V193H230ZM235 194H236V193H235ZM49 195H51V194L49 193ZM102 195H103V194H102ZM108 195H109V194H108ZM129 195H130V194H129ZM148 195H151V194H148ZM152 195H155V196H156L157 194L153 193ZM168 195H169V194H168ZM214 195H215V194H214ZM246 195H247V194H246ZM246 195L244 196V194H243L244 197H246ZM250 195H251V194H250ZM23 196H24V195H23ZM38 196H37V198H38ZM53 196H54V195H53ZM55 196H57V195H55ZM58 196H59V192H58ZM103 196H105V198H106V194L103 195ZM110 196H111V195H110ZM130 196H131V195H130ZM146 196H147V195H146ZM155 196H154V197H155ZM221 196H222V195H221ZM221 196H220V198H221ZM231 196H233V194H232V195H229V196H228V194H226V196H225L226 199H225V200L228 201V200L233 199L232 201H235V200H234V196H233V197H231ZM237 196H238V195H237ZM237 196H236V197H237ZM243 196H241V197L243 198ZM254 196H255V195H254ZM261 196H262V198H264L263 195H261ZM30 197H31V196H30ZM30 197H29V198H30ZM67 197H68V196H67ZM144 197H145V196H144ZM147 197H148V196H147ZM149 197H150V196H149ZM149 197H148V198H149ZM165 197H166V196H165ZM222 197H223V196H222ZM225 197H224V198H225ZM239 197H240V195H239ZM239 197H238V198H239ZM37 198H36V199H37ZM59 198H60V196L58 197V200H59ZM63 198H66V197L64 196ZM63 198H62V199H63ZM100 198H101V197H100ZM103 198H104V197H103ZM103 198H101V199L103 200ZM131 198H132V197H131ZM131 198H130V199H131ZM148 198H147V199H148ZM152 198H153V196H152ZM174 198H176V197H174V196H173V197H170V195H169V198H168L169 200H168V201L171 202V201H173ZM216 198H217V197H216ZM224 198H223V199H224ZM238 198H235V199L238 200ZM250 198H251V197H250ZM252 198H253V197H252ZM262 198H260V199H261V200H264V199H262ZM36 199H35V200H36ZM54 199H56V198H54ZM130 199H129V200H130ZM136 199H137V198H136ZM218 199H219V197H218ZM239 199H240V198H239ZM31 200H33V198H31ZM31 200H30V202H31ZM56 200H57V199H56ZM56 200H55V201L53 200V201L56 203ZM60 200H61V199H60ZM79 200H80V199H79ZM79 200H78V201H79ZM82 200H84V199H82ZM88 200H89V199H88ZM88 200H87V201H88ZM107 200H108V199H107ZM107 200H106V201H107ZM113 200H115V201H113ZM129 200H128V198H127L126 201H129ZM132 200L135 201V197H134V199H132ZM148 200H149V199H148ZM148 200H146L145 198H143V199H142V203H140V202H139V203H138V202L135 203V202L133 201V203H135V204H134L135 209H137V211L141 209V211H142V210H143V211H147V212H143V211H142L143 213H148V210H147V209H148L149 204H150V202H149ZM211 200H212V199H211ZM211 200H210V201H211ZM242 200H244V199H242ZM246 200H247V199H246ZM249 200H250V199H248V203H250L252 199H251L250 201H249ZM112 201H113V203H112ZM126 201H125V203H127ZM174 201H175V199H174ZM189 201H190V200H189ZM214 201H215V200H214ZM30 202H29V206H30V205H33V204L35 205V201L33 202V204H31L32 202H31V203H30ZM36 202H37V200H36ZM54 202H53V203H54ZM57 202H58V201H57ZM83 202L86 203V201H83ZM107 202H108V201H107ZM129 202H131V201H129ZM148 202H149V203H148ZM169 202H166V201H165V203H169ZM201 202H202V201H201ZM262 202H263V201H262ZM62 203H64V202H62ZM75 203H76V202H75ZM91 203H92V202H91ZM91 203H90L88 206L92 205ZM93 203H95V201H94ZM100 203H101V202H100ZM103 203H105L104 200H103ZM103 203H101V204H103ZM119 203L117 202L116 205H118ZM123 203H124V202H123ZM125 203H124V204H125ZM165 203H163L162 206H160V207L157 206L158 208L156 207V208H157L156 211H159V213H160L162 210H165V206H164ZM172 203H173V202H172ZM187 203H188V201H187ZM189 203H190V202H189ZM189 203H188V204H189ZM209 203H210V202H209ZM212 203H213V202H212ZM234 203H236V202H234ZM234 203H233V204H234ZM253 203H254V202H253ZM257 203H260V200H259V202H256V204H257ZM39 204H40V203H39ZM59 204H60V203H59ZM79 204H82V203H79ZM86 204H87V203H86ZM95 204H96V203H95ZM95 204H94V206H91L92 208H91L90 210H91L92 213H91L90 211H87V212H90V213H91L89 216H91L92 214H94V212H96L95 216L97 215V211L99 210V208H98L97 206H100L101 204H100V205H98V203H97L96 205H95ZM124 204H123V205H124ZM139 204H140V205L142 204V205L140 206ZM169 204H170V203H169ZM222 204H223V203H222ZM230 204H232V203H230ZM236 204H237V203H236ZM240 204H242V203H239L238 205H240ZM243 204H244V205H240V206H242V208L240 207L239 209H240V211H241V209H242V211L247 212V213H251V212H253L255 209H257V208L259 207V206L256 207V205L253 206L255 203L252 205V202H251V205H252V206H250V205H248V204L245 205V203H243ZM4 205H5V204H4ZM4 205H3V206H4ZM34 205H33V206H34ZM36 205H37V204H36ZM46 205H47V204H46ZM49 205H50V204H49ZM74 205L77 206L78 203H77V205H76V204H74ZM103 205H104V204H103ZM113 205H115V204H113ZM121 205H122V204H121ZM121 205L119 204V206H121ZM123 205H122V206H123ZM167 205H168V204H167ZM207 205H208V204H207ZM257 205H258V204H257ZM259 205H260V204H259ZM263 205H264V202H263ZM33 206H32V207H33ZM39 206H40V205H39ZM51 206H52V205H51ZM51 206H50V207L48 206V207H49V208H53V207H51ZM104 206H105V205H104ZM106 206H107V205H106ZM129 206H130V205H129ZM181 206H182V205H181ZM186 206H187V205H186ZM225 206H226V205H225ZM227 206H228V203H227ZM236 206H237V205H236ZM236 206H235V207H236ZM261 206H262V205H260V207H259L258 210H260ZM48 207H47V206H46L45 208L42 207V208H43V211H44V209H45L44 212H46V208H47V211H48V210H49ZM55 207H56V206H55ZM100 207H101V206H100ZM111 207H112V205H111ZM117 207H118V206H117ZM117 207L114 206V208H117ZM124 207H125V206H124ZM124 207H123V209H124ZM126 207H127V206H126ZM130 207H131V206H130ZM132 207H133V206H132ZM132 207H131V208H132ZM150 207H151V206H150ZM150 207H149V208H150ZM183 207H184V206H183ZM190 207H191V206H190ZM222 207H223V206H222ZM231 207H234V206H231ZM262 207H263V206H262ZM2 208H3V207H2ZM6 208H7V207H6ZM22 208H23V207H22ZM30 208H31V207H30ZM35 208H36V207H35ZM39 208H40V207H39ZM71 208H72V207H71ZM76 208H78V207H76ZM80 208H81V207H80ZM84 208L87 209L88 207L86 206V207H84ZM89 208H90V207H89ZM101 208H103V207H101ZM105 208H106V207H105ZM108 208H109V207H108ZM120 208H122V207H120ZM127 208H128V207H127ZM154 208H155V207H154ZM228 208H229V207H227L226 209H228ZM23 209H26V210H27L26 206H25V208H23ZM32 209H33V208H32ZM151 209H152V207H151ZM167 209H168V208H167ZM186 209H187V208H186ZM262 209L264 210V208H262ZM262 209H261V210H262ZM10 210L13 211L12 209H10ZM37 210H39V209L37 208L36 211H37ZM50 210H51V209H50ZM75 210H76V209L74 208L73 211H75ZM79 210H80V209H79ZM79 210H77V211H79ZM110 210L114 211L115 209H110ZM110 210H109V211H110ZM117 210H118V209H116V211H117ZM124 210H125L124 213H125V212L128 213V211H129L130 209L126 210V208H125ZM153 210H155V209H153ZM258 210H257V211H258ZM261 210H260V211H261ZM263 210H262V211H263ZM8 211H9V210H8ZM39 211L41 212V209H40ZM39 211H38V212H39ZM99 211H101V210H99ZM99 211H98V212H99ZM105 211H106V210H105ZM122 211H123V210H122ZM156 211H155V212H156ZM227 211H228V210H227ZM242 211H241V212H242ZM255 211H256V210H255ZM257 211H256V212H257ZM24 212H25V211H24ZM26 212H27V211H26ZM28 212H29V211H28ZM33 212H35V211H33ZM40 212H39V213H40ZM80 212H81V211H80ZM80 212H79V213H80ZM84 212H85V210H84ZM103 212H104V210H102V213H103ZM107 212H108V211H107ZM114 212H115V211H114ZM118 212H119V211H118ZM153 212H154V211H153ZM155 212H154V213H155ZM14 213H15V212H14ZM35 213H36V212H35ZM39 213H38V215H39ZM41 213H42V212H41ZM62 213H63V212H62ZM68 213L71 214L72 212H71V211L67 212V216H68ZM85 213H86V212H85ZM85 213H84V214H85ZM102 213H101V214H102ZM108 213H109V212H108ZM111 213H112V212L110 211V213H109L108 215H110ZM115 213H117V212H115ZM139 213H141V212H139ZM221 213H223V212H221ZM225 213H226V212H225ZM253 213H254V212H253ZM258 213H259V212H258ZM261 213H262V212H261ZM24 214H25V213H24ZM36 214H37V213H36ZM43 214H44V213H43ZM47 214H48V213H47ZM72 214H75V213H72ZM72 214H71V215H72ZM87 214H89V213H87ZM103 214H104V213H103ZM141 214H142V213H141ZM157 214H158V213L156 212V215H157ZM160 214H161V213H160ZM259 214H260V213H259ZM45 215H46V214H44V216H45ZM64 215H65V214H64ZM79 215H80V214H79ZM99 215H100V212H99V214H98L97 216H99ZM104 215L107 216V214H104ZM112 215H114V217H115V215H116V217H117L118 214H114V213H112ZM112 215H111V217H113ZM120 215H122V214H121V211H120ZM186 215H187V214H186ZM247 215H248V214H247ZM255 215H256V214H255ZM262 215H263V214H262ZM41 216H42V215H41ZM82 216H83V215H82ZM100 216H102V215H100ZM122 216H123V215H122ZM122 216H121V218H122ZM124 216H126V215H124ZM138 216H139V215H138ZM145 216H148V215H145ZM158 216H159V214H158ZM165 216H166V215H165ZM165 216L163 217V219L166 218ZM167 216H168V213H167ZM222 216H223V215H222ZM8 217H9V216H8ZM39 217H40V216H39ZM39 217H38V218H39ZM63 217H64V216H63ZM86 217H87V216H86ZM114 217H113L112 219H114ZM141 217H142V216H141ZM185 217H186V216H185ZM194 217H195V215H194ZM194 217H191V218L189 217V218L186 219V220H187L186 222H187V223L189 222L188 225H187V223H186L185 221H184L185 224H184V222L182 221V223H183L184 225H187V226H185V227H188L191 223L194 222V220L196 219V218L193 219ZM224 217H227V216L224 215ZM243 217H247V216H244V215H243ZM255 217H256V216H255ZM258 217H261V216L258 215ZM258 217H257L256 221L258 220ZM2 218H3V217H2ZM33 218H35V215H34ZM61 218H62V216H61ZM70 218H71V217H70ZM72 218H74V216H72ZM87 218H88V217H87ZM94 218H97V217H94V216H93V218L90 217V219H91V220L93 219V221L95 220ZM103 218H104V217H103ZM106 218H107V217H106ZM108 218H109V217H108ZM136 218L138 219V217H136ZM247 218H248V217H247ZM262 218H264V217H262ZM36 219H37V218H36ZM48 219H49V218H48ZM76 219H78V218H76ZM85 219H86V218H85ZM88 219H89V218H88ZM99 219H100V218H99ZM109 219H110V218H109ZM133 219H134V221H135V223H136V222H137V221H136L137 219H135V216L133 217ZM139 219H140V218H139ZM139 219H138V222L136 223V225L138 224V226L140 225V224H139V221H140ZM142 219H143V218H142ZM167 219H168V218H167ZM184 219H185V218H184ZM192 219H193V220H192ZM201 219H202V218H201ZM245 219H246V218H244V220H245ZM249 219H250V216H249ZM249 219H248V220H249ZM42 220H44V219H42ZM56 220H57V219H56ZM71 220H72V219H71ZM115 220H116V219H115ZM115 220H114V221H115ZM119 220H120V219H119ZM144 220H145V219H144ZM146 220H147V219H146ZM168 220L170 221V219H168ZM205 220H206V218H205ZM248 220L246 219L245 221H248ZM250 220H251V219H250ZM250 220H249V221H250ZM254 220H255V218H254ZM26 221H27V220H26ZM26 221H25V222H26ZM33 221H34V220H33ZM33 221L31 220V223H32ZM58 221H60V220H58ZM58 221H57V222H58ZM61 221H62V220H61ZM85 221H86V220H85ZM87 221H90V220H87ZM100 221H101V220H100ZM102 221H103L104 223H106V220H105V219H104V220L102 219ZM110 221H112V220L110 219ZM110 221H109V223H110ZM132 221H133V220H132ZM141 221H143V220H141ZM163 221H164V222H163ZM163 221H162L161 218H160V222H158V223L160 224V223L163 222L164 224H166V223H165V220H163ZM169 221H168V222H169ZM191 221H192V222H191ZM203 221H204V220H203ZM258 221H259V220H258ZM260 221H261V219H260ZM28 222L30 223L29 220H28ZM28 222H27V225H29ZM39 222H40V221H39ZM67 222H68V221H66V223H67ZM78 222H79V221H78ZM78 222H77V223H78ZM90 222H91V221H90ZM166 222H167V221H166ZM168 222H167V224H171V222H169V223H168ZM196 222H197V221H196ZM208 222H209V221H208ZM263 222H264V221H263ZM31 223H30V224H31ZM45 223H46V222H45ZM47 223H48V222H47ZM92 223H94V226L96 225V224H95L96 221H95V222H92ZM98 223L100 224V222H98ZM104 223H103V224H104ZM133 223H134V222H133ZM140 223H142V222H140ZM144 223H145V222L143 221V224H144ZM182 223H181V225H182ZM194 223H195V222H194ZM204 223H205V221H204ZM206 223H207V222H206ZM214 223H215V222H214ZM238 223H239V222H238ZM255 223H256V222H255ZM258 223H259V222H257V224H256L257 226H258ZM34 224H35V222H34ZM34 224L32 223V226H33ZM37 224H38V223H37ZM42 224H44V223L42 222ZM48 224H49V223H48ZM67 224L70 225L69 222H68ZM67 224H64V223L61 222V225H60V224H57L56 226H57V227L61 226V227H59L60 230H61V231H62V230H65V231H66L67 228H68V226H69V225H67ZM71 224H72V223H71ZM78 224H80V222H79ZM78 224H77V225H78ZM103 224H102V227H103L106 231L109 229L108 231L111 232L112 229L109 228L110 226L108 227V222H107L106 224H104V225H103ZM145 224H146V223H145ZM147 224H149V223L147 222ZM172 224H173V223H172ZM172 224H171V227H172ZM174 224H175V223H174ZM177 224H178V223H177ZM208 224H209V223H208ZM212 224H213V223H212ZM212 224H211V225H212ZM239 224H240V223H239ZM239 224H238V227H239ZM40 225H41V224H40ZM58 225H59V226H58ZM109 225H110V224H109ZM124 225H125V224H124ZM179 225H180V224H179ZM179 225H178L177 228H179V230H180V228H181L183 225H182L181 227H179ZM214 225L216 226V224H214ZM214 225H213V226H214ZM247 225H249V224H247ZM251 225H252V224H251ZM259 225H260V223H259ZM261 225H262V224H261ZM32 226H30V227H32ZM42 226H43V225H42ZM52 226H53V225H52ZM74 226H75V225H74ZM86 226H87V225H86ZM88 226H89V225H88ZM120 226H121V225H120ZM130 226H131V225H130ZM140 226H142V225H140ZM146 226H148V225H146ZM174 226H175V225H174ZM176 226H177V225H176ZM209 226H210V225H209ZM233 226H234V225H233ZM252 226H253V225H252ZM252 226H251V227H252ZM254 226H255V225H254ZM47 227H48V225H47ZM54 227H55V226H54ZM57 227H56V228H57ZM70 227H71V226H70ZM96 227L98 228L99 226L96 225ZM102 227H101V225H100L99 229H101ZM111 227L114 228V225L111 226ZM124 227H125V226H124ZM124 227H123V228H124ZM131 227H133V225H132ZM167 227H170V225H169V226H166V228H167ZM183 227H184V226H183ZM185 227H184V230H188V228L185 229ZM242 227H243V226H242ZM247 227H248V226L245 225V228H244V227H243V228L246 230ZM249 227H250V225H249ZM251 227H250V229H251ZM26 228H27V227H26ZM72 228H73V227H72ZM81 228H82V227H81ZM133 228H134V227H133ZM139 228H141V227H139ZM172 228H174V227H172ZM177 228H174V229H172V230L170 229L169 231H168L169 228H167V230H166L165 228H163L162 231L165 229L164 231H166V232H165V233H162V231H161V232L159 231V232H160V234L162 233V235H164L165 237H168V238H171V239H172L173 237H175V236H176L177 234H179L180 232H181V233L184 232L183 230H182L183 232H182V231H178ZM212 228H213V227H212ZM219 228H220V227H219ZM231 228H232V227H231ZM239 228H241V224H240V227H239ZM243 228H242V230H244ZM8 229H9V228H8ZM22 229H23V228H22ZM30 229H31V228H30ZM73 229H74V228H73ZM73 229H72V230H73ZM83 229H85V228H83ZM115 229H116V226H115ZM121 229H122V226H121L120 230H121ZM129 229H130V228H129ZM142 229H143V228H142ZM145 229H146V228H145ZM234 229L236 230L237 228L234 227ZM250 229H249V230H250ZM252 229H253V228H252ZM252 229H251V232H253V231L255 230V229H253V230H252ZM262 229H264V228H262ZM6 230H7V229H5V231H6ZM13 230H14V229H13ZM16 230H17V229H16ZM52 230H54V229L52 228ZM55 230H57V229H55ZM91 230H93V228H92ZM91 230H90V231H91ZM96 230H97V229H96ZM131 230H132V229H131ZM134 230H135V228H134ZM148 230H149V228H148ZM219 230H220V229H219ZM237 230H238V231H235V232H237V234H239L238 232H240V231H239L240 229H237ZM245 230H244V232H249V231H247V230L245 231ZM10 231H11V230H10ZM19 231H20V230H19ZM22 231H23V230H22ZM25 231H26V229H25ZM58 231H59V230H58ZM73 231H74V230H73ZM99 231H100V230H99ZM99 231H98V232H99ZM101 231H102V230H101ZM113 231H115V230L113 229ZM113 231H112V232H113ZM117 231H118V230H117ZM125 231H127L126 233L128 234V230L126 229ZM149 231H150V230H149ZM151 231H153V230H151ZM232 231H233V230H232ZM0 232H1V231H0ZM17 232H18V231H17ZM17 232H16V233H17ZM20 232H21V231H20ZM26 232H27V231H26ZM53 232H54V231H53ZM66 232H67V231H66ZM94 232H95V231H94ZM110 232H109V233L107 232V233H108V234H111ZM115 232H116V231H115ZM115 232H114V233H115ZM132 232H133V231H132ZM140 232H141V231H140ZM143 232H145L144 229H143ZM159 232H157V233H159ZM198 232H200V231H198ZM233 232H234V231H233ZM233 232H232V233H233ZM242 232H243V231H242ZM258 232H259V234H260L261 229L258 230ZM262 232H264V231L262 230ZM55 233H56V232H55ZM58 233H60V232H58ZM68 233H69V234H71V233L74 234V233H76V232H71V231H70V228H69ZM77 233H78V232H77ZM86 233H87V232H86ZM96 233H97V232H96ZM114 233H112V234H114ZM121 233H122V231H121ZM126 233H123V234H126ZM152 233H153V235L155 234V236L158 235V234L156 235V233H154V232H152ZM152 233L150 232L151 235H152ZM181 233H180V237H179V235H178L176 239H178V237L183 239V237H181ZM185 233L187 234V232H185ZM188 233H190V232H188ZM192 233H193V232H192ZM9 234H10V233H9ZM22 234H23V233H22ZM26 234H27V233H26ZM64 234H65V233H64ZM69 234H68V235H69ZM72 234H71V236H74V235H75V234H74V235H72ZM98 234H99V233H98ZM98 234H97V235H98ZM112 234H111V235H112ZM118 234H119V233H118ZM118 234H117V236H118ZM123 234H121V236H122ZM139 234H140V233H139ZM141 234H145V233H142V232H141ZM141 234H140V235H141ZM146 234H148V233L146 232ZM146 234H145V235H146ZM160 234H159V236H161ZM195 234H196V233H195ZM237 234L235 233V235L239 237V235H237ZM5 235H6V234H5ZM24 235H25V234H24ZM61 235H62V234H61ZM77 235H78V234H77ZM88 235H89V234H88ZM88 235H87V236H88ZM95 235H96V234H95ZM102 235H103V234H102ZM102 235H101V236H102ZM115 235H116V234H115ZM130 235H131V234H130ZM135 235H136V234H135ZM135 235H134V236H135ZM145 235H142V237L144 238ZM183 235H185V234L183 233ZM198 235H199V234H198ZM201 235H202V234H201ZM241 235H242V234H241ZM248 235H249V234H247V236H248ZM78 236H79V235H78ZM78 236H77V237H78ZM89 236H90V235H89ZM89 236H88V237H89ZM93 236H94V235H93ZM93 236H91V238H93ZM99 236H100V235H99ZM104 236H105V235H103V237H104ZM117 236H116V237H117ZM123 236H124V235H123ZM164 236H163V237H164ZM190 236H191V234H190ZM193 236H194V237H195V236L198 237L197 235H193ZM227 236H228V235H227ZM230 236H231V235H230ZM253 236H255V235H253ZM259 236H261V235H258V238H259ZM28 237H29V236H28ZM53 237H54V236H53ZM59 237H60V236H59ZM65 237H66V236H65ZM68 237L71 238L70 235H69ZM106 237H107V236H106ZM118 237H120V236H118ZM125 237H126V235H125ZM128 237H129V234H128ZM135 237H136V236H135ZM152 237H154V236H152ZM185 237H187V236L185 235ZM191 237H192V236H191ZM194 237H193V238H194ZM196 237H195V238H196ZM206 237H208V234H207ZM210 237H211V236H210ZM233 237H234V236H233ZM238 237H237V238H238ZM4 238H5V239H3L4 242H5V240H6V243H7V238H6V237H4ZM10 238H12V236H11ZM29 238H30V237H29ZM75 238H76V237H75ZM75 238H74V239H75ZM91 238H90V239H91ZM98 238H99V237H98ZM123 238H124V237H123ZM137 238H138V237H137ZM154 238L156 239L157 237H154ZM159 238H160V237H159ZM168 238H167V239H168ZM198 238H200V237H198ZM255 238H256V237H255ZM258 238H257V239H258ZM263 238H264V236H262V239H263ZM34 239H36V238H34ZM39 239H40V238H39ZM39 239H37V241H38ZM53 239H54V238H53ZM74 239H73V240H74ZM76 239H78V238H76ZM80 239H81V238H80ZM80 239H79V240H80ZM87 239H88V238L86 237V240H85V241H88ZM114 239H115V238H114ZM117 239H118V238H117ZM125 239H126V238H125ZM144 239H145V238H144ZM146 239H147V238H146ZM152 239H153V238H152ZM163 239H165V238H163ZM171 239H170V240H171ZM173 239L175 240V238H173ZM221 239L223 240L222 243L224 242V240L226 241V243L229 241V240L227 241V239H223V238H221ZM221 239H220V241H221ZM253 239H254V238H253ZM0 240H1V238H0ZM8 240H9V239H8ZM11 240H12V239H11ZM64 240H65V239H64ZM67 240H68V239H67ZM70 240H71V239H70ZM91 240H92V239H91ZM91 240H89V242H90ZM112 240H113V239H112ZM112 240L110 241V239L107 238L106 242H104V243H106V245L112 246L111 248L114 247V249L109 250V251H113V250L115 251V250H116V252H117V248H118V250H119L120 252H122L123 255H124V253H125L124 251H126L128 248H131V249L134 248L135 251H136V250H137V251H140V254H141V252H142V253H145L144 255H146V256L148 255V256H149V257H148V259H149L148 262H149V263L147 262L148 264H163V263H165V261H164V257H163V258L161 257V255L163 256V251L165 252V250H164L163 248H161L163 251L159 249V247H160L159 245H160V244L162 243V241H163V240L160 241L161 239L159 240V241L161 242V243L158 245L159 247L156 245V246L158 247V249H157V247H156V248H153V246H155V244H156V243L153 242L154 239L151 240V241L153 242V244H154V245H152V246H150V245L147 246V245H144V244H143V243H146V242H147V244H148V239L145 240L146 242H145V241L143 242V240H141L143 243H142V242H139L138 239H137V240L133 239V240L130 241V242H128L129 239H128V240L126 239L127 241H125L123 245L121 244V240H120V239H119V240H120V241H119L120 243H119V242H117V243H116V242H113ZM130 240H131V239H130ZM168 240H169V239H168ZM187 240H189V237L187 238ZM187 240H185V241H187ZM194 240H195V239H194ZM216 240H217V238H216ZM230 240H232V237H231ZM254 240H255V239H254ZM254 240H253V241H254ZM259 240H260V238H259ZM12 241H13V240H12ZM55 241H58V242H59V240H55ZM71 241H72V240H71ZM71 241H70V242H71ZM115 241H116V240H115ZM151 241H150V242H151ZM157 241H158V240H157ZM159 241H158V242H159ZM175 241H176V240H175ZM181 241H182V240H181ZM185 241H184V242H185ZM191 241H192V240H191ZM220 241H219V242H220ZM233 241H234V239H233ZM233 241H232V242H233ZM248 241H249V240H248ZM256 241H257V240H256ZM256 241H255V243H256ZM260 241H261V240H260ZM263 241H264V240H263ZM2 242H3V241H2ZM2 242H1V246H0V247H2V245L4 244V243H2ZM30 242H34V240H33V241H30ZM41 242L43 243V240H42ZM67 242H68V241H67ZM72 242H73V241H72ZM83 242H84V241H83ZM95 242H96V241H95ZM98 242H99V241H98ZM152 242H151V243H152ZM155 242H156V241H155ZM158 242H157V243H158ZM168 242H169V241H168ZM187 242H188V241H187ZM215 242H216V241H215ZM238 242H240V241L238 240ZM250 242H251V241H250ZM250 242H249V243H250ZM8 243H9V242H8ZM34 243H35V242H34ZM36 243L38 244V248L40 249V247H39V243H40V242H39V243L36 242ZM44 243H45V242H44ZM47 243H48V241H47ZM49 243H50V242H49ZM59 243H61V242H59ZM59 243H58V244H59ZM73 243H74V242H73ZM78 243H79V242H78ZM96 243H97V242H96ZM122 243H123V242H122ZM126 243H127V244H126ZM170 243H171V242H170ZM190 243H192V242H190ZM216 243H217V242H216ZM229 243H230V241H229ZM229 243L225 244V242H224L223 244H225V245L228 246ZM234 243H235V242H234ZM251 243H252V242H251ZM255 243L252 244V245L254 246V245H256L257 243L259 244V241H258L256 244H255ZM14 244H15V243L13 242V245H14ZM58 244H56V245L58 246ZM64 244H65V243H64ZM74 244H75V243H74ZM84 244H85V247H86V245L88 246V244H86V243H84ZM166 244H167V243H166ZM180 244H181V243H180ZM186 244H187V243H186ZM186 244H185V245H186ZM220 244H221V242H220ZM223 244H221V245H222L221 248H223ZM236 244H237V243H236ZM238 244H240V243H238ZM238 244H237V246H238ZM261 244L264 246V242L261 241ZM261 244H260V245H261ZM4 245H6V247H7V244H4ZM13 245H12V246H13ZM16 245H17V244H16ZM92 245H93V243H92ZM92 245H90V246H92ZM96 245H97V244H96ZM106 245H105V246H106ZM124 245H125V246H124ZM162 245H163V244H162ZM170 245H171V244H169V246H168V244H167L166 246L169 248V247H171ZM185 245H183V246H182V245L179 246V244H178V246H174V245H173L171 248H172L174 251H178L179 253H182V252H184V251H185V252H186V251L188 252L189 250H188V249H185L186 247L184 248ZM187 245H189V244H187ZM190 245H191V244H190ZM190 245H189V246H190ZM192 245H194V244L192 243ZM217 245H218V244H217ZM221 245L217 246V248L220 247ZM230 245H231V244H230ZM242 245H243V244H242ZM246 245H247V244H246ZM246 245H245V246H246ZM260 245H259V246H260ZM262 245H261V246H262ZM9 246H10V245L8 244V247H9ZM50 246H51V245H50ZM57 246H54V247L58 248ZM62 246H63V245H62ZM65 246H66V245H65ZM100 246H101V245H100ZM105 246H104V247H105ZM163 246H165V245H163ZM163 246H161V247H163ZM166 246H165V247H166ZM239 246H240V245H239ZM257 246H258V245H257ZM259 246H258V248H260ZM3 247H5V246H3ZM6 247H5V248H6ZM10 247H11V246H10ZM15 247H16L15 251H19V252H20V250H21V249H20V246L17 245V246H15ZM36 247H37V246H36ZM44 247H45V246H44ZM60 247H61V245H60ZM77 247H78V246H77ZM106 247H108V246H106ZM115 247H116V248H115ZM127 247H128V248H127ZM165 247H164V248H165ZM192 247H193V246H192ZM194 247H195V246H194ZM198 247H200V246H198ZM12 248H13V247H12ZM83 248H84V247H83ZM92 248H93V247H92ZM95 248H96V246H95ZM97 248H99V247H97ZM109 248H110V247H109ZM125 248H127V249H125ZM171 248H170V249H171ZM187 248L190 249V247H187ZM217 248H216V249H217ZM224 248H225V246H224ZM238 248H239V247H238ZM255 248H256V246H255ZM261 248H262V247H261ZM0 249H1V248H0ZM25 249H26V248H25ZM25 249H24V250H25ZM33 249H34V248H33ZM35 249H36V248H35ZM87 249H88V248H87ZM107 249H108V248H107ZM131 249H130V250H131ZM134 249H133V250H134ZM166 249H167V248H166ZM192 249H193V250H192ZM192 249H190L191 251H189V252H190V254H194L195 256H196V255H200V254H204V256H205V255H207V256H208V255L211 256L210 254H212L211 251H210L209 249H205V248H201V249H200V248H198V249L195 248L196 250H195L194 248H192ZM249 249H250V247H249ZM8 250H11V249L9 248ZM26 250L28 251V249H26ZM29 250H30V249H29ZM41 250H42V249H41ZM41 250H40V251H41ZM92 250H93V249H92ZM167 250H168V252H169V249H167ZM167 250H166V251H167ZM211 250H212V248H211ZM218 250H219V249H217V252H218ZM236 250H237V249H236ZM239 250H240V249H239ZM250 250H251V249H250ZM256 250H257V249H256ZM11 251H12V250H11ZM32 251H33V250H32ZM40 251H39V253H40ZM87 251H88V250H87ZM94 251H95V250H94ZM103 251H104V250H103ZM128 251H129V250H128ZM128 251H126V252H128ZM131 251H132V250H131ZM137 251L134 252V253H133V251H132V254H135V253L137 254V253H139V252H137ZM181 251H182V252H181ZM219 251H220V250H219ZM244 251H245V250H244ZM244 251H243V250L238 251V254H236L237 256L235 255V258H239V259L243 260V262H245L246 260L250 259L249 254H248L247 252H244ZM257 251H258V250H257ZM7 252H8V251H7ZM7 252H6V253H7ZM9 252H10V251H9ZM28 252H29V251H28ZM28 252H27V253H28ZM34 252H35V251H34ZM36 252H38V251H36ZM36 252H35V253H36ZM104 252H105V251H104ZM104 252H103V253H104ZM129 252H130V251H129ZM252 252H253V251H252ZM254 252H255V249H254ZM260 252H261V251H260ZM14 253H18V252H14ZM14 253H13V254H14ZM29 253H30V252H29ZM39 253L37 254V257H38V255H39ZM41 253H42V252H41ZM71 253H72V252H71ZM100 253H101V252H100ZM112 253H113V252H112ZM122 253H120V254H122ZM166 253H167V252H166ZM171 253H172V251H171ZM214 253H215V252H214ZM255 253H256V252H255ZM257 253H259V252H257ZM9 254H10V253H9ZM32 254H33V253H32ZM42 254H43V253H42ZM84 254H85V253H84ZM97 254H98V253H97ZM106 254H107V253H106ZM106 254H105V255H106ZM127 254H129V253H127ZM132 254H129V255H131V256H128V255L126 256L128 262H129V261L133 262V259H134L133 256L135 257V259L138 258V256H135L136 254L133 255V256H132ZM182 254H184V253H182ZM185 254H186V253H185ZM252 254H253V253H252ZM6 255H7V254H6ZM30 255H31V254H30ZM30 255H28V256H30ZM33 255H34V254H33ZM95 255H96V254H95ZM101 255H102V254H101ZM107 255H108V254H107ZM111 255H112V256L109 257V258H108V256H106V258H108L110 261L116 262L117 259H118V260H119V259H120V260L123 259V258H119L120 255H119V256L117 255L118 257H116L115 255H114V256H115V257H114L113 254H111ZM172 255H174V254H172ZM177 255H178V257H179V254H177ZM253 255H254V254H253ZM7 256H8V255H7ZM11 256H12V255H11ZM13 256H14V255H13ZM23 256H24V255H23ZM26 256H27V255H26ZM26 256H25V257H26ZM34 256H36V255H34ZM40 256H41V255H40ZM67 256H68V257H71L72 255H71V254H70V256H69V255H66V258H67ZM97 256H99V254H98ZM121 256H122V255H121ZM166 256H167V258H169V257H168L169 254H168V253H167ZM175 256H176V255H175ZM175 256L172 257L171 259H172V260H174V258L177 259V257H175ZM183 256H185V255H183ZM186 256H187V255H186ZM186 256H185V257H186ZM83 257H84V256H83ZM101 257H102V256H101ZM170 257H171V256H170ZM197 257H198V256H197ZM197 257H196V259H197ZM5 258H6V257H5ZM5 258H3V259H5ZM27 258H28L27 260H29V257H27ZM34 258H36V257H34ZM43 258H44V257H43ZM49 258H51V257H49ZM87 258H88V257H87ZM90 258H91V257H90ZM102 258H103V257H102ZM102 258H101V259H102ZM106 258H104V259L106 260ZM160 258H162V260H161ZM165 258H166V257H165ZM167 258H166L165 260H169V259H170V258H169V259H167ZM182 258H183V257H182ZM186 258H187V260H188V256H187ZM186 258H183V259H186ZM210 258H211V257H210ZM263 258H264V257H263ZM1 259H2V258H1ZM3 259H2V260H3ZM8 259H9V258H8ZM11 259H12V258H11ZM13 259H14V258H13ZM25 259H26V258H25ZM32 259H33V258H32ZM32 259H30V260H32ZM68 259H70V258H68ZM68 259H67V260H68ZM79 259H80V258H79ZM92 259H94V258H92ZM98 259H99V258H98ZM178 259H179V258H178ZM178 259H177V260H178ZM205 259H206V258H205ZM213 259H214V257L211 259V261H212L211 263H213V261H214ZM261 259H262V258H261ZM40 260H41V259H40ZM48 260H50V259H47V262L49 263ZM54 260H55V259H54ZM65 260H66V259H65ZM72 260H73V259H72ZM87 260H89V259H87ZM102 260H103V259H102ZM118 260H117V261H118ZM125 260H126V259H125ZM136 260H137V261H140V259H136ZM145 260H147V259H145ZM172 260H171V262H172ZM208 260H209V259H208ZM250 260H251V259H250ZM250 260H249V261H250ZM254 260H255V259H254ZM254 260L252 259L250 262H251V263L253 262V264H254ZM263 260H264V259H263ZM263 260H261V262H262ZM6 261H7V260H6ZM6 261H5V262H6ZM51 261H52V260H51ZM55 261H56V260H55ZM55 261L52 262V263H55V264H63V263H62L63 261H62V262H61L60 260H59V262H55ZM79 261H80V260H79ZM121 261H122V260H121ZM121 261H120V262H121ZM137 261H136V264H137ZM162 261H164V262H162ZM169 261H170V260H169ZM169 261H168L167 263H169ZM185 261H186V260H185ZM197 261H198V260H197ZM1 262H3V261H0V263H1ZM13 262H14V261H13ZM20 262H21V261H20ZM43 262H44V260H43ZM60 262H61V263H60ZM75 262H78V261H75ZM80 262H81V261H80ZM83 262H84V261L82 260V263H83ZM100 262H101V260H100ZM105 262H106V261H105ZM108 262H109V261H108ZM108 262H106V263H108ZM118 262H119V261H118ZM120 262H119L118 264H120ZM145 262H146V261H145ZM174 262H175V261H174ZM178 262H179V264H181L183 261L180 262V260H179ZM195 262H196V261L188 260V261H186L185 263H184V262H183V263H184V264H193V263H195ZM200 262H202V260H201ZM205 262H206V261H205ZM215 262H216V261H214V263H215ZM6 263H7V262H6ZM22 263H24V262H22ZM68 263H69V262H68ZM94 263H96V262H94ZM116 263H117V262H116ZM116 263H112V264H116ZM123 263L125 264V263H127V261H126V262L123 261ZM123 263H122V264H123ZM129 263H130V262H129ZM134 263H135V261H134ZM143 263H144V260H143V261L141 260V263H140V264H143ZM183 263H182V264H183ZM209 263H210V261H209ZM211 263H210V264H211ZM216 263H217V262H216ZM245 263H246V262H245ZM257 263H258V262H257ZM8 264H9V263H8ZM12 264H13V263H12ZM16 264H17V263H16ZM32 264H33V263H32ZM46 264H47V263H46ZM64 264H66V262H64ZM86 264H87V263H86ZM88 264H90V263H88ZM92 264H93V262H92ZM101 264H102V262H101ZM127 264H128V263H127ZM132 264H133V263H132ZM138 264H139V263H138ZM165 264H166V263H165ZM169 264H170V263H169ZM174 264H175V263H174ZM197 264H198V262H197ZM200 264H201V263H200ZM206 264H207V262H206ZM242 264H244V263H242ZM246 264H247V263H246ZM259 264H261V263L259 262ZM262 264H263V263H262Z\"/></svg>",
  "mask_w": 264,
  "mask_h": 264
}]
</instances>
